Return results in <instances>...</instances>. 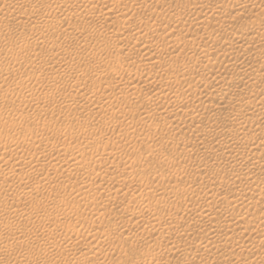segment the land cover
I'll return each mask as SVG.
<instances>
[{
    "label": "rangeland",
    "instance_id": "rangeland-1",
    "mask_svg": "<svg viewBox=\"0 0 264 264\" xmlns=\"http://www.w3.org/2000/svg\"><path fill=\"white\" fill-rule=\"evenodd\" d=\"M10 1V2H9ZM18 1H22L23 2V5L25 6H22L20 9L17 7L18 10L14 9L16 5H21L22 2H18ZM89 0H0V15L5 12L6 10L9 11L5 14H7L6 16H8V14H10L8 16V18L6 19H3L4 23L0 22V44L1 45H6V46H9L8 44L11 45L14 44L13 42H15V46L16 48L18 49H13L14 51H11V49L9 50L8 48L10 47H6L5 48L3 46H1V48L4 50H1L0 48V93H5L6 96L3 97L4 100L7 99V102L5 100H1L3 101L0 105V134L2 136V141H0V165L3 167H1L0 170L6 168L8 166V164L12 161H14L15 163H18L20 165H23V164H28L27 166H31L30 168H33V172H39V173H42L40 177V179H42V186L39 187V186H35L33 180H34V177H32V175H28L26 177V180H25V183L24 184H21V188H20V185H17L16 187L18 191H16L15 188V184H12V188L16 191V193H21L22 195H20V197L18 198V196H13V194L15 193L14 191H12V188L10 187V197L9 195L6 196L9 192V190L7 192H1L0 194L2 196H4V198L2 197V200H4L2 202L1 205L2 208L0 209V220L1 219H4L6 220V218L8 217V219L10 220L9 222L6 220H2V222L0 223V231L4 232V233H1L3 235H1V238L0 239V264H49L51 261L53 260H56L57 261H60L63 262L62 264H64L65 262H67V264H264V253H262L258 248H256L255 246H251V245H255V241L252 242V238L254 237V235L256 234L254 230H256V228L252 225L248 226L246 231L242 233V235L239 236V233H237V230H240V229H235V230H232L233 227H230L231 226V223H233L235 220L232 218L229 219L231 217V213H233V211H240V214L242 212V215H245L244 210L245 208V204L243 203L242 205H240V202H237L235 204H231L230 206H227L226 204H220V199L218 198H221V197H232V198H239V197H236V196H240L242 194L243 197H247V200H252V199H255L260 193L263 194V197H264V167L261 166V165H264V120L262 121V119H264V114L261 115L259 112H262L264 111V97H262L264 95V88L262 87V85L264 86V68H261L259 67V70L257 71H250V73H248L249 71L247 70L246 73H248L249 75H243L245 76V78L243 76L240 75V72L242 69L243 70H246L245 68L249 66L248 62H246L244 65L246 66H243L242 64V68L239 67V68H231L229 67V64L230 62H232L231 60L233 59L234 60V56L238 53H241L242 52V49L243 48H239L235 45L234 41L231 42L230 40H228L229 42H227L226 44H222L221 42L223 41L221 38H223V36H229V35H242L244 36V42H245V45L244 47L249 51V55L248 57L250 58V60H253L254 58H257V56L264 50V41L263 43L260 42V43H257L256 45V42L254 43H247L249 40L248 39H251L250 36H255L256 35H259L258 33H256V31H253L251 29H254V28H251L250 27V23L252 22V19L253 21L255 22H260V24H262L264 22V0L262 1H259L257 3H255L253 1H246L245 2V5L243 3V5H235L234 6V2L232 0H230L228 2V0H90V6H87L85 7L84 9L83 8H77L74 6V8L72 9L73 7V3L74 5H83L82 3H87ZM92 1V2H91ZM105 1V2H103ZM201 1V2H200ZM3 2V3H2ZM5 2V3H4ZM12 2V3H11ZM18 2V4H16ZM42 2V3H41ZM76 2V3H75ZM108 2V3H107ZM118 2H119V6L120 7V11L118 10L116 12L119 13L118 15V19L120 22H118L117 20L114 19V16H115V13L113 14H106V15H101V18L99 19V21H95L94 23V20L91 18V17H95L94 14H97V8L102 6V5H111L114 6V5H118ZM125 2V4H124ZM218 2V3H216ZM228 2V3H227ZM253 2V3H252ZM9 3V4H8ZM13 3H15V5H13ZM37 3V4H36ZM45 3V4H44ZM78 3H81V4H78ZM107 3V4H106ZM223 3V5H222ZM226 3V4H225ZM13 5V8L12 5ZM43 7H42V5ZM121 4V5H120ZM203 6L205 5L207 7L208 10H210L212 12V10L214 11L215 9V12L218 13V11H220V13H218L217 15H211V14H207V15H202L201 13H203L202 11L200 12L199 11V6L202 5ZM48 8H46L45 7ZM57 5L59 7H57ZM61 5V6H60ZM72 6L70 7L71 9H69V12L68 11V8L69 6ZM92 5V6H91ZM94 5V6H93ZM219 5V7H218ZM222 5V6H220ZM228 5V6H227ZM247 5V6H246ZM253 7H251V6ZM259 5V6H258ZM10 6V7H9ZM27 6V7H26ZM32 6V7H31ZM54 6V7H53ZM64 6V7H63ZM118 6V7H119ZM241 6V7H240ZM255 6V8H254ZM261 6V7H260ZM8 7V8H6ZM26 7V8H25ZM30 7V9H35L37 11V16H39L40 18L34 16V19L36 17V19L41 20L44 25H50L51 28H49L50 31H47L45 32V37L44 39L40 38L39 39V35H37V31H41V29H38V28H31V25L32 24V21H31V17L29 16L28 14V8ZM41 7V8H40ZM45 7V8H44ZM89 7V8H88ZM94 7V8H93ZM96 7V8H95ZM123 7V8H122ZM214 7V9H213ZM218 7V9H217ZM221 7V9H220ZM223 7V8H222ZM225 7V8H224ZM228 7V8H227ZM248 7V8H246ZM254 10V9H259V12L261 11L262 13H259L257 15H260L259 18L256 17L255 15L253 16H250L251 13L249 12L251 10V8ZM260 7V8H258ZM263 7V8H262ZM44 8V9H42ZM62 8V9H61ZM65 8V9H64ZM93 8V9H92ZM189 8V9H188ZM195 8V9H194ZM234 8V9H233ZM236 8V9H235ZM238 8V9H237ZM246 8V9H245ZM16 10L15 12L12 11V10ZM57 9V10H56ZM63 9L66 11H64V13L62 12ZM95 9V11L93 12V10ZM119 9V8H118ZM223 9V10H222ZM226 9V10H225ZM261 9V10H260ZM26 10V11H25ZM60 10V11H59ZM77 10V11H76ZM167 10V11H166ZM191 12H190V11ZM243 10V11H242ZM79 11V12H78ZM87 11V12H86ZM164 11H165V14H164ZM182 11V12H181ZM193 11V12H192ZM197 11V12H195ZM223 11V12H221ZM230 11V12H229ZM10 12H14V13H10ZM40 12V13H39ZM56 12H59V13H56ZM61 13H63L64 15H59ZM73 12V13H72ZM92 12V13H91ZM200 12V13H199ZM226 15H225V13ZM244 12V13H243ZM57 15H56V14ZM72 13V14H71ZM86 13V14H84ZM90 13V14H89ZM123 13V14H122ZM186 13V15H185ZM192 13V14H191ZM230 13V14H229ZM65 14H66V17H65ZM71 14V15H70ZM123 16H122V15ZM181 14V15H180ZM200 14V15H199ZM250 14V15H249ZM84 15V16H83ZM86 15V16H85ZM109 15V16H108ZM11 16V17H10ZM18 18H17V17ZM70 16V17H69ZM83 16V17H82ZM90 16V17H88ZM103 16V17H102ZM106 16V17H105ZM113 19L115 20H112V17ZM137 16V17H136ZM207 16V17H206ZM212 18H211V17ZM219 16V18L217 17ZM234 16V17H233ZM255 16V17H254ZM31 19H30V18ZM88 17V18H87ZM93 17V18H94ZM121 17V19L119 18ZM128 17V18H127ZM138 17H141L142 18V23H141V26H137L135 25L133 22L135 20V18H138ZM182 17V18H181ZM232 17V18H231ZM254 17V18H253ZM17 18V19H16ZM60 18V19H59ZM62 18H65V20L68 21L69 25V29L68 30H64V31H59L57 30V26L59 24L62 23ZM110 18V19H109ZM124 18V19H123ZM184 18V19H183ZM188 18V19H187ZM208 18V19H207ZM217 18V19H216ZM247 20H246V19ZM263 18V19H262ZM30 19V20H29ZM51 19V20H50ZM70 19V20H69ZM93 22H88L89 20H91ZM175 19L178 20H183L184 22H186L185 24V27H184V30L181 31L180 33H176L174 32L176 30V28H174L173 24L175 23ZM210 19V20H209ZM245 21H243V20ZM250 19V20H249ZM7 20V21H5ZM9 20V21H8ZM16 20V21H14ZM24 20V21H23ZM27 20V22H25ZM56 20V21H55ZM83 22H82V21ZM126 21L124 23V21ZM131 20V21H130ZM200 20V21H199ZM202 20V21H201ZM257 20V21H256ZM50 21H52L50 23ZM54 21V22H53ZM58 21V22H57ZM145 21V22H144ZM170 21V22H169ZM211 21V22H209ZM247 21V22H246ZM250 21V22H249ZM15 22V23H14ZM18 24H17V23ZM24 22V23H21ZM30 22V24L28 23ZM72 24H71V23ZM81 22V24L79 23ZM109 22V24H108ZM112 22V23H111ZM117 22V23H115ZM131 24H130V23ZM262 22V23H261ZM9 23V24H8ZM14 23V25H13ZM20 23V25H19ZM28 23V24H27ZM54 25H51L53 24ZM57 23V25H56ZM84 23V25H83ZM120 23V24H119ZM124 23V24H122ZM248 24V25H245V24ZM3 24V25H2ZM6 24V25H5ZM12 26H11V25ZM89 24V25H88ZM93 24V25H92ZM96 24V25H95ZM99 24V25H98ZM102 24V25H101ZM119 24V25H118ZM144 24V25H143ZM241 24V26H240ZM18 25V26H17ZM24 25V26H23ZM26 25H29V26H26ZM56 25V27H55ZM115 25V26H114ZM123 25V26H122ZM193 25V26H192ZM214 25V26H213ZM245 25V26H244ZM7 26V27H5ZM11 26V27H10ZM19 26H23V27H20ZM74 26V27H73ZM82 26H89V32H87L86 36L81 39V40H77L75 38V31L82 27ZM111 26V27H110ZM113 26V27H112ZM134 26V27H133ZM145 26V28H144ZM189 26V27H188ZM196 26V27H195ZM18 27V28H16ZM31 29H30V28ZM54 27V28H53ZM92 27V28H91ZM95 27L97 28L96 30L98 32H96L95 30ZM109 27V28H108ZM168 27V28H167ZM188 27V28H187ZM192 27V28H190ZM195 27V28H194ZM242 27H244L242 29ZM262 27V29H260V32H264V23L262 24V26H260V28ZM29 28V29H28ZM45 27H43L44 29ZM56 28V29H55ZM104 28V29H103ZM129 28V29H128ZM141 28V29H140ZM165 28V29H164ZM175 30H174V29ZM194 28V29H193ZM212 28V29H211ZM15 29V30H14ZM23 29V30H22ZM27 29V30H26ZM36 29V30H35ZM52 29V30H51ZM72 29V30H70ZM126 29V30H125ZM191 29V30H190ZM198 29V30H197ZM208 29V30H207ZM211 31H210V30ZM242 29V30H241ZM250 29V30H249ZM256 29V28H255ZM20 30V31H19ZM32 30V31H31ZM54 30V31H53ZM95 30V31H94ZM101 30V31H100ZM118 30V32H117ZM124 30V31H123ZM189 30V31H188ZM204 30V31H203ZM259 30V29H258ZM36 31V33L34 32ZM56 31V32H55ZM66 31V32H65ZM72 31V32H71ZM116 31V32H115ZM137 31V32H136ZM200 31V32H199ZM236 31V32H234ZM14 32V33H13ZM48 32H52L51 34L48 33ZM60 35H59V33ZM62 32V33H61ZM134 32V33H133ZM206 34H205V33ZM250 34H249V33ZM253 32V33H252ZM259 32V31H258ZM259 32V33H260ZM16 33V34H15ZM90 33V34H89ZM96 33V34H95ZM118 33V34H116ZM171 33V34H169ZM192 33V34H191ZM208 33V34H207ZM209 33L211 35H209ZM227 33V34H226ZM235 33V34H234ZM238 33V34H237ZM246 33V34H245ZM12 34V35H11ZM15 34V35H14ZM20 34V35H19ZM66 34V35H65ZM89 34V35H88ZM95 34V35H94ZM100 34V35H99ZM126 34V35H125ZM128 34V35H127ZM136 34V36L134 35ZM138 34V35H137ZM173 34V35H172ZM175 34V35H174ZM178 36H177V35ZM187 36H186V35ZM255 34V35H254ZM33 35V36H32ZM49 35V37H48ZM65 35V37H64ZM134 35V36H133ZM142 36L145 40V43L144 42H141L139 39L137 40V38H139L140 36ZM145 35L147 36L145 38ZM168 35V36H167ZM173 37H172V36ZM208 36V38H211L210 40L212 41H207V42H202V39L203 38L202 36ZM215 35V36H214ZM11 38H10V37ZM59 36V37H58ZM92 36V37H91ZM124 36V37H123ZM139 36V37H138ZM181 39H179L180 37ZM184 36V37H183ZM186 36V37H185ZM192 36V37H191ZM197 36V37H196ZM201 36V37H200ZM206 36V37H207ZM248 36V37H247ZM62 37V38H61ZM128 37V38H126ZM136 37V38H135ZM176 40H174L175 38ZM214 37V38H213ZM13 38V39H12ZM95 38V39H94ZM123 38V40H122ZM126 38V39H125ZM183 38V39H182ZM187 38V39H186ZM191 38V39H190ZM194 38V40H193ZM196 38V39H195ZM217 38L219 40H217ZM10 39V40H9ZM50 39V40H49ZM54 39V40H53ZM85 39V40H84ZM94 39V40H93ZM118 41H116V40ZM199 39V40H198ZM213 39H216L218 41V43L213 40ZM221 39V40H220ZM262 39V38H261ZM2 40V41H1ZM9 40V41H8ZM14 40V41H13ZM18 40V41H17ZM44 40V41H43ZM74 40V41H73ZM143 40V41H144ZM167 40V41H166ZM171 40V42H170ZM189 40V41H187ZM193 40V41H192ZM8 41V42H7ZM13 41V42H12ZM48 41V42H47ZM58 43H57V42ZM80 41V42H79ZM114 41V42H113ZM123 41V42H122ZM131 41V42H130ZM169 41V42H168ZM172 41L173 43H175V47L172 46ZM195 41V42H194ZM198 41H201V42H198ZM221 41V42H220ZM10 42V43H9ZM17 42V43H16ZM63 42V43H62ZM65 42V43H64ZM83 42V43H82ZM120 44H118V43ZM138 42H141V45L144 44V48H146V50L139 44H137ZM147 42V43H146ZM194 42V44H192ZM216 42V43H215ZM56 43V44H55ZM71 43V44H69ZM115 43V44H114ZM116 43L118 45H125L124 47L119 46V49H118V46L116 45ZM130 43V44H129ZM136 43V44H135ZM143 43V44H142ZM153 43V45H152ZM179 43V44H178ZM185 43V44H183ZM196 43V44H195ZM198 43V44H197ZM200 43V44H199ZM212 43V44H211ZM221 43V45H220ZM262 43V45H261ZM20 44H22L20 46ZM95 44V45H94ZM112 44V45H111ZM132 44V45H131ZM135 47H134V45ZM149 44V45H148ZM169 46H168V45ZM187 44V45H186ZM218 44V45H216ZM228 44V45H227ZM19 47H22V48H19ZM31 45V46H30ZM52 45V47H51ZM80 45V46H79ZM85 45V46H84ZM117 47H116V46ZM166 45V46H165ZM199 45V46H198ZM206 45V46H205ZM228 47H227V46ZM230 45V46H229ZM233 47H232V46ZM246 45H248L246 47ZM254 45V46H253ZM35 46V47H34ZM56 48H55V47ZM72 46V47H71ZM108 46V47H107ZM156 46V47H155ZM202 46V47H201ZM208 46V47H207ZM225 48H223V47ZM236 48H235V47ZM26 47V48H24ZM58 47V48H57ZM62 47V48H61ZM65 47V48H64ZM69 47V48H68ZM71 47V48H70ZM101 47V48H100ZM103 47V48H102ZM107 47V48H106ZM112 47V48H111ZM135 48L132 49V48ZM142 47V49H141ZM190 47V48H189ZM216 50H215V48ZM221 49H220V48ZM255 47V48H254ZM257 47V48H256ZM7 48V50H6ZM33 48V49H32ZM61 48V50H60ZM83 48V50L81 51L80 49ZM91 48V49H90ZM111 48V49H109ZM130 48L133 50L132 53H131V50ZM136 48L138 50H136ZM140 48V49H139ZM174 48V50H173ZM214 48V49H213ZM218 48V49H217ZM228 48V49H227ZM238 48V49H237ZM21 49V51H20ZM31 49V50H30ZM63 49V50H62ZM103 49V50H102ZM121 49V50H120ZM123 49V50H122ZM151 49V50H150ZM60 50V52H59ZM66 50V51H65ZM85 50V51H84ZM95 50V51H93ZM154 50V51H153ZM218 50V51H217ZM234 50V51H233ZM256 50V52H255ZM260 50V51H259ZM4 54H3V52ZM5 51H6V54H5ZM7 51H9L7 53ZM19 51V52H18ZM38 51V52H37ZM53 51V52H52ZM147 51V52H146ZM151 51V52H150ZM232 51V52H231ZM237 51V52H236ZM241 51V52H240ZM17 52V54L15 53ZM21 52V53H20ZM41 52V53H40ZM42 52L44 54H42ZM59 52V53H58ZM66 52V53H65ZM98 52V53H97ZM119 52V53H117ZM130 52V53H129ZM138 52V53H137ZM146 52V53H144ZM220 52V53H219ZM12 53V55H11ZM19 53V54H18ZM38 53V55H37ZM53 53V54H52ZM141 53V54H140ZM143 53V54H142ZM148 53V54H147ZM170 53V54H169ZM216 53V54H215ZM219 55H218V54ZM226 53V54H225ZM232 53V54H231ZM236 53V54H235ZM255 53V55L253 54ZM3 56H2V55ZM32 54L34 55V57L36 58V61H35V58L32 56ZM46 54V55H45ZM56 54V55H55ZM59 54V55H58ZM63 54V55H62ZM97 54H100V55H97ZM133 54V55H131ZM228 54V55H227ZM43 55V56H42ZM88 55V56H86ZM93 55V56H92ZM125 55V57H124ZM129 55V56H128ZM131 55V56H130ZM138 55V57H137ZM157 55V56H156ZM161 55V56H160ZM173 55V56H172ZM216 55V56H215ZM224 55V56H223ZM227 55V56H226ZM230 55L232 56L233 55V58L230 57ZM53 56V57H52ZM55 56V57H54ZM104 56V57H103ZM106 56V57H105ZM142 56V57H140ZM149 56V57H148ZM151 56V57H150ZM153 56V58H152ZM166 56V57H165ZM171 56V60L169 59ZM211 56V57H210ZM220 56V57H219ZM222 56L224 59H222ZM252 56V57H250ZM255 56V57H254ZM12 57V58H11ZM18 57V58H17ZM33 57V58H32ZM59 57V58H58ZM85 57V60L83 59ZM95 57V58H94ZM98 57V58H97ZM123 57V59H122ZM128 57V58H127ZM133 59H132V58ZM155 57V58H154ZM168 57V58H167ZM214 57V58H213ZM7 58V59H6ZM11 60H9V59ZM17 58V59H15ZM90 58V59H89ZM106 58V59H105ZM125 58V60H124ZM131 58V60H130ZM161 58V59H160ZM208 58H211V59H214V60H211V62H213L209 68L210 69H207V70H200L199 72L198 71H192L190 68L193 67V64L195 62V64H198L200 65V63L204 64L203 62L206 61V59ZM228 58H231V59H228ZM252 58V59H251ZM41 59V60H40ZM83 59V60H82ZM100 59V60H99ZM104 59V60H103ZM150 59V60H149ZM152 59H159L160 62L162 63V67H158V68H155V69H149L147 67H149V64L151 62ZM164 61H163V60ZM169 59V60H168ZM199 59V60H198ZM3 60V61H2ZM17 61V62H14V61ZM33 60V61H32ZM39 60V61H38ZM49 60V62H48ZM102 60V61H101ZM145 60V61H144ZM177 60V61H175ZM197 60V61H196ZM218 60V61H217ZM223 60V61H221ZM249 60V59H248ZM247 60V61H248ZM249 60V61H250ZM9 61V62H8ZM11 61V62H10ZM38 61V62H37ZM87 63H86V62ZM90 61V62H89ZM93 61V62H92ZM99 61V62H98ZM105 61H109V62H105ZM137 61V62H135ZM168 61V62H167ZM186 61V62H185ZM66 62V63H65ZM73 62V63H72ZM136 64H135V63ZM165 62V63H164ZM167 62V63H166ZM194 62V63H193ZM215 62V63H214ZM222 62V63H221ZM224 62V63H223ZM10 63V64H9ZM46 63V64H45ZM72 63V64H71ZM82 63V64H80ZM89 63V64H88ZM92 63V66L91 64ZM96 63V64H95ZM188 63V64H187ZM189 63H192V64H189ZM68 64V65H67ZM74 64V65H73ZM79 64V65H78ZM132 64V65H131ZM148 64V65H147ZM164 64V65H163ZM173 64V65H172ZM181 64V65H180ZM214 64V65H213ZM216 64V65H215ZM226 64V65H224ZM227 64H228V67H227ZM12 65L14 67H12ZM67 65V66H66ZM70 65V67H69ZM73 65V67H72ZM83 65V66H82ZM96 65V67H95ZM107 65V66H106ZM166 65V66H165ZM186 65V66H185ZM190 65V68L189 70L187 69ZM192 65V66H191ZM49 66V67H48ZM80 66V67H79ZM91 66V67H90ZM103 66V67H102ZM109 66V67H108ZM124 66V67H123ZM177 66V67H176ZM181 66V67H179ZM188 66V67H187ZM204 66H207V64H205ZM221 66V67H220ZM225 66V67H224ZM46 67V68H45ZM47 67H48V70H47ZM63 67V68H62ZM66 67V68H65ZM86 67V68H85ZM111 67V68H110ZM144 67V68H143ZM147 69H146V68ZM168 68V73L161 76L160 78L158 77H155L154 73L156 74L157 70L159 68ZM177 68L176 70L173 69V68ZM183 67V68H182ZM221 69H220V68ZM264 67V66H262ZM57 68V69H56ZM130 68V69H129ZM142 68V69H141ZM42 69V70H41ZM45 71H44V70ZM56 69V70H55ZM87 71H86V70ZM93 69V70H92ZM127 69V70H126ZM138 69V70H137ZM140 69V71H139ZM171 69V70H169ZM186 71H185V70ZM241 69V70H239ZM14 70V71H13ZM16 70V71H15ZM27 70V71H26ZM30 70H32L30 72ZM59 70V71H57ZM61 70V71H60ZM65 70V71H64ZM69 70H72V71H69ZM85 70V71H84ZM112 71V70H117V71H122V70H125V71H128V72H131L135 78L133 79V85L132 87H135L133 88V91H132V87H130L131 85L129 84L128 88L127 87V84H120L118 81H117V77H115L116 79H114L113 77V74L110 73L109 71ZM137 70V71H136ZM173 70V71H172ZM175 70V72H174ZM178 71L181 72L179 75L180 76H177L175 75L174 76V73H176ZM188 70V71H187ZM209 70H212L211 72ZM216 70V71H215ZM222 70V71H221ZM228 70V71H226ZM63 71V72H62ZM75 71V72H74ZM82 71V72H81ZM95 71V72H94ZM108 71L109 73L105 74V72ZM149 73L150 76L147 74ZM153 71V72H152ZM170 71V72H169ZM192 71V73H190ZM230 71V72H229ZM47 72V73H46ZM82 74H81V73ZM99 72V73H97ZM136 72V73H135ZM144 72V73H143ZM208 72V73H207ZM212 72H218L220 74V78L218 79V76L216 77V80H215V76H213ZM260 72V73H259ZM39 73V74H38ZM46 73V74H45ZM63 75H62V74ZM67 73V74H66ZM72 73V74H71ZM85 73V76L83 78V75ZM89 73V75L87 74ZM97 73V74H96ZM104 73L103 75H105V80L108 82V81H112L113 82H109L111 85V87L109 86V83L107 84V86L103 83V81L101 83L98 82L97 79H99V74H102ZM173 73V74H172ZM190 73V74H189ZM197 73V74H196ZM200 73V74H199ZM205 73V74H204ZM211 73V74H209ZM253 73H256V74H253ZM145 74V75H144ZM183 74L184 78L181 76ZM186 74V75H185ZM188 74V75H187ZM203 74V75H202ZM239 74V75H238ZM254 77H252V75ZM6 75V76H5ZM52 75V76H51ZM61 75V76H60ZM67 75V76H65ZM97 75V77H96ZM108 75V76H107ZM194 75V76H193ZM201 75V76H200ZM222 75V76H221ZM259 75V76H258ZM263 75V76H262ZM64 76V77H63ZM88 76V77H86ZM112 76V77H111ZM177 76V77H176ZM197 76V77H196ZM208 76V77H207ZM225 76V77H224ZM232 78H231V77ZM240 76V77H239ZM248 76V78H247ZM251 76V78H250ZM6 77V78H5ZM15 77H17L16 79H14ZM44 77V78H43ZM49 79H48V78ZM69 77H73L72 79L69 78ZM76 77V78H75ZM146 78L143 79V78ZM153 77V78H152ZM163 77V78H162ZM171 77V78H170ZM186 77V78H185ZM188 77V78H187ZM193 77V78H192ZM200 77V78H199ZM261 79H260V78ZM263 77V78H262ZM9 78V80L7 79ZM54 78V79H53ZM66 78H67V81H66ZM80 78V79H79ZM82 78V79H81ZM85 78H88V79H85ZM139 78V79H138ZM141 78V79H140ZM151 78V79H149ZM177 78V79H175ZM184 81H183V79ZM208 78V79H207ZM226 78V79H224ZM230 80H229V79ZM256 78V79H255ZM5 79V80H4ZM14 79V80H12ZM53 79V80H52ZM60 79V80H59ZM77 79H79L77 81ZM85 79V80H84ZM91 79V80H90ZM109 79V80H107ZM156 80L157 82H155L154 80ZM163 81H161V80ZM166 80V82L168 83H165L164 81ZM170 79V80H169ZM177 80V81H181L180 79H182V85H181V82L179 84V88L182 86L181 89L178 88V86L176 87H172L175 88L173 90H176V92L178 93V95L175 93V91H173L172 89H170L171 85H170V81L171 80ZM186 79V80H185ZM188 79V80H187ZM199 79V80H198ZM205 79V80H204ZM224 79V80H223ZM246 79V80H245ZM248 79V80H247ZM252 79V80H251ZM3 80V81H2ZM47 80V81H46ZM48 80L50 81L48 83ZM58 80V82H57ZM74 82H73V81ZM84 80V81H83ZM87 80V82H86ZM190 80V81H189ZM192 80V81H191ZM197 80H198V83H197ZM213 80V81H211ZM220 80V81H219ZM234 80V82H233ZM242 80V81H241ZM245 80V81H244ZM13 81V83H12ZM17 81V82H16ZM71 81V82H70ZM80 81V82H79ZM94 81V82H93ZM97 81V82H96ZM152 81V82H151ZM154 81V83H153ZM188 81V82H187ZM203 81V82H202ZM208 81V82H207ZM218 83H216V82ZM233 83H232V82ZM256 83H255V82ZM261 81V82H260ZM3 82V84H2ZM9 82V83H8ZM47 82V83H46ZM62 82V83H61ZM66 82V83H65ZM68 82V83H67ZM82 82H83V85H82ZM93 82V83H92ZM116 82V84L114 83ZM163 82V83H162ZM190 82V84H188ZM200 82V84H199ZM225 82V83H224ZM228 82V83H227ZM230 82V83H229ZM249 82V83H248ZM8 83V84H7ZM52 85H51V84ZM53 83H54V86H53ZM61 83V84H59ZM64 83V84H63ZM73 83V85H72ZM79 83V84H78ZM119 83V85H118ZM147 83V84H145ZM223 83V84H222ZM248 83V84H247ZM253 83V84H252ZM50 86H48V85ZM66 84V85H65ZM69 84V85H68ZM71 84V85H70ZM95 84V85H93ZM150 84V85H149ZM185 86H184V85ZM194 84V85H193ZM196 84V86H195ZM199 84V85H197ZM208 84V85H207ZM210 84V85H209ZM226 84V85H225ZM233 84V85H232ZM256 84V85H255ZM4 85V86H2ZM16 85V86H15ZM46 85V86H45ZM60 85V86H59ZM81 86V87H78L77 86ZM85 85V86H84ZM94 87H93V86ZM102 85V86H101ZM104 85V86H103ZM116 85L117 87H121L123 89H118V88H114L113 86ZM124 85V86H123ZM126 85V86H125ZM149 85V86H148ZM155 85V86H153ZM189 85V86H188ZM206 87H205V86ZM236 85V86H235ZM250 85V86H249ZM255 85V86H253ZM261 85V86H260ZM45 86V87H44ZM72 86V87H71ZM191 88H196L197 90L199 89H203L202 91L203 92H214L216 90V93L218 94L219 93V89L223 91H225L226 93V90L225 88L223 89V87H226L227 89V93H226V96H230L236 103L235 105L236 106H233L232 108H234L233 110L237 109L238 107H240L241 109H249V106H250V110L251 112H247V111H250V110H246L245 113L241 114L239 113L237 110L235 111H232L231 109H228L227 108V112H226V108H223L224 104L225 103H217L218 104V110H211L210 111V103H207L206 101H203L202 98H199V97H193L191 96V94L189 95H186L188 98L183 99V96H181L182 98H180V93L182 91L183 88L186 87V89H188V87ZM50 87V89H48ZM58 87V88H57ZM61 87V89H60ZM106 87V88H105ZM125 87V89H124ZM130 90H126L127 88ZM140 87V88H139ZM204 87H205V90H204ZM220 87V88H219ZM5 88V89H4ZM57 88V89H56ZM72 90H70V89ZM80 88V89H79ZM88 88V90H87ZM91 88V89H90ZM99 88V89H98ZM111 88V90H109ZM153 88V89H152ZM177 88V89H176ZM245 88V89H244ZM253 91L256 90H259V92H263L261 95H259L257 98L253 99V100H249L247 95H250L251 94V91L252 89ZM48 89V90H47ZM114 89V90H113ZM142 89V90H141ZM231 93H229V91ZM232 91H231V90ZM242 89V90H241ZM247 89V90H246ZM251 89V90H250ZM9 90V91H8ZM17 90V91H16ZM46 90V91H45ZM53 90V91H52ZM59 90V91H58ZM61 90V91H60ZM77 90V92H76ZM120 90V92H119ZM135 90V91H134ZM140 90V91H139ZM180 90V91H179ZM209 90V91H208ZM213 90V91H211ZM244 90V91H243ZM263 90V91H262ZM14 91V92H13ZM18 91L21 93H18ZM43 93H42V92ZM94 95V100L91 102H88L85 101V100H80L78 99L80 97V95H82L83 93L87 94V93H91V92ZM111 91V92H110ZM115 91V92H114ZM117 91V92H116ZM123 91V92H122ZM129 93L130 97L129 99H123V97H121L120 95L122 93H125V92ZM137 91V92H136ZM142 91H153L154 94L152 96H146L144 97L143 96V92ZM157 91V92H156ZM172 91V92H171ZM246 91H247V94H246ZM56 92V94H55ZM58 92V94H57ZM81 92V93H80ZM102 92V93H100ZM106 92V93H105ZM110 92V93H109ZM135 92V93H134ZM139 92V93H138ZM163 92V93H162ZM172 93L173 92L175 93V95H177V99L175 98V103L176 104V107L178 106V104L180 106L177 107V109L174 111H168L166 112L165 109L161 112H159V109L157 110V112H159L157 115H161L160 117L164 116V118H161L164 122H162V120H160V123L158 122V118L155 114L154 115H147L145 113H143V108H146L147 106H151V107H154V108H161L159 107L160 106H163L164 104L161 103V101H158L159 99L156 98V96L158 95H161V94H166V93ZM47 93V94H46ZM69 93V95L67 96V94ZM91 93V94H92ZM100 93V94H99ZM126 93V94H127ZM134 95H133V94ZM141 93V94H140ZM229 93V94H228ZM234 93V94H233ZM236 93V94H235ZM241 93V94H240ZM243 93V94H242ZM45 94V95H44ZM51 94V95H50ZM53 94V95H52ZM54 94H55V97L54 98ZM70 94L72 95H76L75 97L73 96V98L76 99L77 97V101L76 103L73 102V99L72 101L70 100L71 97H70ZM108 95V96H105V95ZM113 94V95H112ZM115 94V95H114ZM137 94V96H136ZM228 94V95H227ZM233 94V95H232ZM50 95V96H49ZM58 95V96H57ZM99 95V96H98ZM219 95V94H218ZM232 95V96H231ZM245 95V96H244ZM11 96V97H10ZM64 96H66V100H64ZM102 96V97H101ZM103 96H105L106 98H103ZM112 96V97H111ZM134 96V97H133ZM155 96V97H154ZM191 98H190V97ZM228 96V97H229ZM241 96V97H240ZM244 96V98H243ZM19 97V98H18ZM21 97V98H20ZM48 97V98H47ZM50 97V98H49ZM142 97V98H140ZM247 97V98H246ZM53 98V99H51ZM63 98V100H62ZM112 98H113V102L112 101ZM133 98V99H132ZM139 98V99H138ZM145 98V99H144ZM150 98V99H149ZM190 98V100H189ZM195 98V100H194ZM199 98V99H198ZM237 98V99H236ZM11 99V100H10ZM14 99V100H13ZM47 99H49V103H51L52 101L54 103H51L49 104L48 106L47 105H44V101H46ZM52 101H51V100ZM57 99V100H56ZM115 99V100H114ZM135 99V100H134ZM179 99V100H178ZM183 99V100H181ZM198 101H197V100ZM240 99L242 101H240ZM245 99L251 101L250 103L248 102L247 103V100L245 101ZM25 100V101H24ZM30 102H29V101ZM101 100V101H100ZM134 100V101H133ZM150 100V101H149ZM228 100V99H225V101ZM239 100V101H238ZM0 101V102H1ZM23 101V103H22ZM27 101L29 103H27ZM57 101V102H55ZM61 101V102H60ZM85 101V102H84ZM100 101V102H99ZM107 101H111L109 102V104L107 103ZM128 101V102H127ZM132 101V102H130ZM137 101V102H135ZM145 101V102H143ZM149 101V102H147ZM179 101V103H178ZM253 101V102H252ZM59 102V103H58ZM73 102V103H72ZM104 102V103H103ZM135 102V103H133ZM139 102H142L144 103L142 105V103H139ZM174 102V101H173ZM186 102V103H184ZM200 102V103H199ZM238 102V103H237ZM240 102V103H239ZM259 104H257V103ZM262 102V103H261ZM5 103V104H4ZM22 103V104H21ZM108 105H107V104ZM181 103V104H180ZM199 103V105H198ZM21 104V105H20ZM57 104V106H56ZM93 104V106H92ZM104 104V105H103ZM112 104V105H111ZM116 104V106H115ZM125 104H128L125 106ZM151 104V105H150ZM153 104V105H152ZM155 104V105H154ZM162 104V105H161ZM187 104V105H186ZM243 105L242 107L241 106H238V105ZM248 104V105H247ZM256 104V105H255ZM64 105V106H63ZM70 105V106H69ZM77 105V106H76ZM121 107H120V106ZM134 105V106H133ZM136 105V107H135ZM182 105V107H181ZM185 105V106H184ZM205 105V106H204ZM223 105V106H221ZM247 105V106H245ZM38 106V107H36ZM55 108H54V107ZM67 106V107H66ZM91 106V107H89ZM207 106V107H206ZM222 108H221V107ZM254 106L256 109H258V111H253L254 109ZM257 106V107H256ZM263 106V107H262ZM42 109H41V108ZM46 109H45V108ZM48 107V108H47ZM51 107V108H50ZM72 107V108H71ZM100 107V109H99ZM111 108L113 109L112 111H110L111 109H108ZM124 107V108H123ZM141 109H140V108ZM220 107V109H219ZM226 107V105L224 106ZM260 107V108H258ZM262 107V108H261ZM2 108V109H1ZM39 108V110H38ZM50 108V109H49ZM98 108V109H97ZM129 108V109H127ZM136 108V109H135ZM181 108V109H180ZM196 108V109H195ZM204 110H203V109ZM253 108V109H251ZM34 109V110H33ZM45 109V111H44ZM48 109V111H47ZM52 109V110H51ZM82 109V111H81ZM96 109V110H95ZM117 109V110H116ZM132 111H131V110ZM143 109V110H142ZM200 110V111H207L208 112V116H207V112H205V114H203V116L206 118L204 119V117L202 119H204V121H198V117H199V120L201 119L200 115L194 117V114L195 113H192L194 110ZM260 109V110H259ZM36 110V111H35ZM38 110V111H37ZM59 110V111H58ZM85 110V111H84ZM88 110V111H87ZM100 110V111H99ZM110 111L111 115L110 116H121V114H123L124 112L127 113V111L129 110L130 114L129 116V121L127 119V122L122 125L121 127L116 124L115 126V123L114 125L111 124L110 125V122L107 121V123L104 121L103 123V120L101 121V117L99 116V114H96V113H101L103 111ZM115 110V111H114ZM125 110V111H123ZM136 110V111H134ZM183 110V112H182ZM186 110V111H184ZM223 110V111H222ZM231 110L232 113L234 112L235 114H232L230 112L229 114V111ZM262 110V111H261ZM8 111V112H7ZM10 111V112H9ZM75 111V112H73ZM128 111V112H129ZM140 111V112H138ZM178 111H179V114H178ZM237 111V112H236ZM16 112V113H14ZM81 112V113H79ZM87 112V114H86ZM95 112V113H94ZM122 112V113H121ZM136 112V113H135ZM174 112V114L172 113ZM182 112V113H181ZM186 112V113H185ZM3 113V114H2ZM22 113V114H21ZM93 113V114H92ZM118 113H121V114H118ZM153 112H151L152 114ZM181 113V114H180ZM211 113V114H210ZM239 113V114H237ZM250 115H248V114ZM251 113V114H250ZM255 113H258L257 114V117L256 119H253L255 118ZM20 114V115H19ZM25 114V115H24ZM31 114V115H30ZM34 114V115H33ZM48 114V115H47ZM52 114V115H51ZM58 114V115H57ZM61 114V115H60ZM64 114V115H63ZM67 114V115H66ZM96 114V115H94ZM141 114V115H140ZM145 114V115H144ZM177 114V115H176ZM228 114V115H227ZM255 114V115H254ZM8 115V116H7ZM12 115V116H11ZM46 115V116H45ZM50 115V117H49ZM66 115V116H65ZM71 115V116H70ZM143 115V116H142ZM184 117H183V116ZM192 115V116H191ZM219 115V116H218ZM225 115V117H224ZM238 115V116H236ZM243 117L242 118V121L246 122V120H249V124L246 126V128H244L243 130L241 128L237 129L235 126H233L234 124L232 123V125L230 124L233 120L235 121V119L237 118L238 120H241L240 119V116ZM247 117H246V116ZM26 116V117H25ZM29 116V117H28ZM74 116V117H73ZM79 116V117H78ZM82 116V117H81ZM89 116V117H88ZM175 116V117H174ZM188 116L190 118H188ZM207 116V117H206ZM254 116V117H253ZM13 117V118H12ZM17 117V118H16ZM22 117V118H21ZM38 117L40 118L38 120ZM69 117V119H68ZM72 117V118H71ZM78 117V118H77ZM81 117V118H80ZM100 117V119L98 118ZM134 117V118H133ZM144 117V118H143ZM157 117V118H156ZM167 117V118H166ZM178 117V118H177ZM183 117V119H182ZM187 117V118H186ZM217 117V118H216ZM249 117V118H248ZM252 117V118H250ZM258 117H260V119H258ZM262 117V119H261ZM24 118V119H23ZM28 118V120H26ZM49 118V119H48ZM66 118V119H65ZM139 118V119H137ZM152 118V119H151ZM227 118V119H226ZM232 118V119H231ZM235 118V119H234ZM248 118V119H247ZM15 119V120H14ZM21 119V120H20ZM35 119V120H34ZM65 119V120H64ZM77 119V120H76ZM85 119V120H84ZM157 119V120H156ZM178 119L179 122H178ZM187 119V120H186ZM193 119V120H192ZM215 122H214V120ZM245 119V120H244ZM251 119L253 121H255L253 123V121H251ZM26 120V121H25ZM70 120V121H69ZM90 120V121H89ZM142 120V121H141ZM165 120H168L169 123H167V121ZM175 120V121H174ZM232 120V121H231ZM258 120H261L260 122ZM44 121V123H43ZM82 124H81V122ZM98 121V122H97ZM144 121V122H143ZM154 121V122H152ZM198 121V123L196 122ZM207 121V123H206ZM220 121V122H219ZM228 121V122H227ZM59 122V123H58ZM77 122V123H76ZM138 122V123H137ZM174 122V123H173ZM184 122V123H183ZM213 122L215 124H213ZM216 122H218L216 124ZM227 122V124H226ZM230 122V123H229ZM259 122L258 124L261 125L260 128H258V126H256L254 128V126L256 125V123ZM37 123V124H36ZM43 123V124H42ZM46 123V125H45ZM65 123V124H64ZM79 123V124H78ZM109 123V124H108ZM155 123L157 125H155ZM176 123H179V124H176ZM200 123V124H199ZM206 123V124H205ZM209 123V124H208ZM225 123V124H224ZM230 125H229V124ZM32 124V125H31ZM63 124V125H62ZM96 124V125H95ZM101 124V125H100ZM145 124V125H144ZM159 124V125H158ZM184 124V125H183ZM199 124V125H198ZM208 124V125H207ZM214 127L217 126V127H214V129L211 128V126ZM218 124H220V128L218 126ZM251 124V126H250ZM26 125V126H25ZM50 125V126H49ZM60 125V126H58ZM82 125V126H81ZM88 125V126H87ZM94 125V126H93ZM110 125V127H109ZM131 125V126H130ZM140 125L141 128H139L138 126V129H137V126ZM144 125V126H142ZM165 125V126H164ZM186 125V126H185ZM201 127L200 129H198L199 127ZM205 127H202L204 126ZM229 125V126H228ZM254 125V126H253ZM3 126V127H2ZM9 126V127H8ZM22 126V127H21ZM38 126V127H36ZM43 126V127H42ZM62 126H65L62 128ZM86 128H85V127ZM99 126V127H98ZM104 126H107L106 128ZM130 126V127H129ZM136 126V127H135ZM151 126V127H149ZM158 126V127H157ZM171 126V127H170ZM208 126V127H207ZM222 126V127H221ZM228 126V127H227ZM231 126V127H230ZM249 126V127H248ZM253 126V127H252ZM15 127V128H14ZM28 127L30 129H28ZM36 127V128H35ZM42 127V128H41ZM79 127V128H78ZM103 127V128H102ZM129 127V128H128ZM168 127V128H167ZM182 129H181V128ZM197 127V128H196ZM209 129H207V128ZM5 128V129H4ZM13 128V129H12ZM22 130H20V129ZM39 128V129H38ZM44 128V129H43ZM52 128H56V129H52ZM78 131H77V129ZM81 128V129H80ZM96 128V129H95ZM125 129L123 131V129ZM146 128V130H145ZM196 128V129H195ZM206 128V129H204ZM216 128V129H215ZM229 128V130L227 129ZM230 128H234L233 130L230 129ZM248 128V129H247ZM251 131H250V129ZM253 128V129H252ZM9 129V130H8ZM25 129V130H24ZM33 129V130H32ZM41 129V130H40ZM62 129V130H61ZM94 129V130H92ZM98 129V130H97ZM101 129V130H100ZM118 129V131H117ZM135 129V130H134ZM140 129V130H139ZM163 129H167L169 131H171V136L169 135V137H165L164 140L163 139H158V134L159 132H161ZM186 129V130H185ZM197 129L200 131L197 132ZM221 129V130H220ZM224 129V130H223ZM226 129V130H225ZM237 129V130H236ZM243 131H241V130ZM260 131H259V130ZM4 130V131H3ZM12 133H11V131ZM31 130V132H30ZM61 131V132H58ZM71 130V131H70ZM81 130V131H80ZM115 132H114V131ZM139 130V131H138ZM156 130L158 132H156ZM161 130V131H160ZM191 132H190V131ZM204 131V133L202 131ZM205 130H208V131H205ZM219 130V131H217ZM234 132V134L232 133V131ZM247 130H249L247 132ZM3 131V132H2ZM44 131V132H43ZM73 131V132H72ZM97 131L99 134H97ZM103 131V132H102ZM105 131V133H104ZM112 131V132H111ZM133 131V132H132ZM142 131V132H141ZM225 131V132H224ZM230 133H229V132ZM238 131V133H237ZM258 131V132H257ZM5 132V133H4ZM27 132V133H26ZM48 132V133H47ZM72 132V133H71ZM74 132H83V134H85V136L87 137H84V140L83 139H74L72 140V135ZM96 132V133H95ZM117 132V133H116ZM125 132V134H124ZM131 132V133H130ZM156 132V134H155ZM175 133V135L173 133ZM242 132V133H241ZM246 132V133H245ZM3 133V134H2ZM24 135V137L26 138H23L22 135ZM24 133V134H23ZM26 133V135H25ZM52 133L53 136H52ZM65 133V134H64ZM71 133V135H70ZM91 133V134H90ZM107 133V134H106ZM134 133L136 135H134ZM197 133V134H196ZM222 133V134H220ZM235 133H237L238 135H236ZM240 133V134H239ZM243 133H245V135H243ZM19 134V136H18ZM44 134V135H43ZM58 136H57V135ZM90 134V135H89ZM93 134V135H92ZM112 134H114V136L117 138L115 139L114 136H112ZM120 134V135H118ZM132 134V136H131ZM191 134V135H190ZM203 134V135H202ZM218 134V136H217ZM219 134H220V137H219ZM225 134V135H224ZM242 134V137L240 138ZM10 135V137H9ZM13 135V136H12ZM28 135V136H27ZM31 135V136H30ZM47 135V136H45ZM111 135V136H110ZM156 135V136H155ZM174 135V136H173ZM181 135V136H179ZM182 135L185 137H182ZM195 135V136H194ZM199 137H198V136ZM201 135V136H200ZM209 135V136H208ZM215 135V136H214ZM224 135V136H223ZM251 135V136H250ZM263 135V136H262ZM38 136V137H37ZM43 136V137H42ZM45 136V137H44ZM66 138H65V137ZM71 136V137H70ZM95 136V138H94ZM102 136V137H101ZM109 136V138H108ZM127 136V138H126ZM155 136V137H154ZM188 136V137H187ZM190 136V137H189ZM247 138H246V137ZM254 136V137H253ZM8 137V138H7ZM12 137H15L14 139ZM33 137V138H32ZM41 137V138H40ZM56 137V138H55ZM60 137V138H59ZM64 137V138H63ZM89 137V139H87ZM98 137V138H96ZM101 137V138H100ZM108 138L107 140L105 138ZM112 137V138H111ZM129 137V138H128ZM150 137V138H149ZM176 137V138H175ZM179 140V143H178V140L177 139H180ZM198 137V138H197ZM203 137V138H202ZM211 137V138H209ZM226 137L227 138H230L229 140L227 139H224ZM232 137V139H231ZM236 137V138H235ZM245 139H244V138ZM251 137V138H250ZM6 138V139H5ZM19 138V139H18ZM71 138V139H70ZM123 138V139H122ZM149 138V139H147ZM154 138V139H153ZM202 138V142L200 141V139ZM219 138V140H218ZM253 138V139H252ZM258 138V139H256ZM9 139V140H7ZM13 139V140H12ZM18 139V140H17ZM23 139V140H21ZM29 139V140H28ZM58 139V140H57ZM94 139L97 141H95L94 143ZM111 139V140H110ZM114 139V140H113ZM131 139V140H129ZM157 139V140H156ZM176 139V140H174ZM198 139V140H197ZM214 139V140H213ZM236 139V141L234 140ZM244 139V140H243ZM249 139V140H247ZM262 139V140H261ZM12 140V142H14L15 145H13V143L10 141ZM33 140V141H32ZM35 140V141H34ZM37 140V141H36ZM92 140H93V143H92ZM155 141V143H158V148L152 152L153 154H150V153H147V150H144L141 146L144 147V141L145 143H147L148 141ZM160 140V142H158ZM196 140V141H195ZM216 140V142H215ZM222 140V141H221ZM231 140V142H230ZM262 142H260V141ZM6 141V142H5ZM10 141V142H9ZM29 141V142H28ZM46 141V142H45ZM63 141V142H62ZM65 141V142H64ZM71 141V142H70ZM78 141V142H77ZM121 141V142H120ZM124 141V142H123ZM128 141V142H126ZM135 141V142H134ZM147 141V142H146ZM150 141V142H151ZM193 141V142H191ZM225 141H229L230 143V146L227 145L228 143L225 142ZM234 141V142H233ZM242 142L241 144H236L237 142ZM255 143H254V142ZM16 142V143H15ZM18 142V143H17ZM37 142V143H36ZM43 142V143H42ZM62 142V143H61ZM75 142V143H74ZM87 142H90V143H87ZM114 142V143H113ZM116 142V143H115ZM131 144H130V143ZM134 142V143H133ZM139 142V143H138ZM198 142V143H195ZM207 142V143H206ZM234 144H233V143ZM257 142L258 143H261V144H258L257 145ZM4 143V144H3ZM6 143V145H5ZM10 143V144H9ZM12 143V144H11ZM26 143V144H24ZM30 143V144H29ZM87 143V144H86ZM119 145L122 144V147H118L119 148V152L118 150L116 149V145ZM204 146H203V144ZM219 143V144H218ZM244 143V144H243ZM40 144V145H38ZM89 144V145H88ZM106 144V145H105ZM115 144V145H113ZM124 144V145H123ZM175 144V145H174ZM207 144V145H206ZM216 144V145H214ZM243 144V146H241ZM246 144V145H245ZM247 144H248V147H247ZM257 145V146H254V145ZM25 145H26V148H25ZM34 147H33V146ZM39 147L37 148L36 147ZM45 145V147H44ZM48 145V146H47ZM64 145V146H63ZM71 147H70V146ZM92 145V146H91ZM114 147H113V146ZM135 145V146H134ZM162 145V147H161ZM188 145V146H187ZM200 145V146H199ZM202 145V147H201ZM220 145V146H219ZM223 145V147H222ZM225 145V146H224ZM228 146V149H227V146ZM236 150H239L236 154V152H234V149ZM234 145L236 147H234ZM240 145V147H239ZM9 146V147H8ZM16 146V147H15ZM32 146V147H31ZM61 146V147H60ZM77 146V147H76ZM78 146H79V149H78ZM86 146V148H85ZM89 146V148H88ZM99 146V147H98ZM102 146V147H101ZM112 146V148H111ZM129 146V147H128ZM138 146V147H136ZM172 146V147H171ZM198 146V147H196ZM212 146V147H211ZM215 146V147H213ZM218 146V147H216ZM250 146L252 148H250ZM254 146V147H253ZM260 146V147H258ZM6 147V148H5ZM15 147V148H14ZM28 147V148H27ZM44 147V148H43ZM49 147V148H48ZM51 147V149H50ZM65 150H64V148ZM92 147V148H91ZM128 149H127V148ZM140 147V148H139ZM183 147V148H181ZM186 147V148H185ZM222 147V148H220ZM226 147V149H225ZM229 147H231L232 149H230ZM240 149H239V148ZM244 147V148H243ZM263 147V148H261ZM9 148V149H7ZM35 148V149H34ZM62 148V149H61ZM67 148V149H66ZM71 148H73L71 151ZM94 148V150H91V149ZM98 148V149H97ZM104 148V149H103ZM108 148V149H107ZM120 148L122 150H120ZM138 148V149H137ZM173 148V149H172ZM191 150H189V149ZM218 148V149H217ZM243 151H242V149ZM248 148V149H247ZM250 148V149H249ZM255 148V149H254ZM259 151H258V149ZM12 149V153H9ZM18 149V151H17ZM20 149V150H19ZM39 149V150H38ZM48 151H46V150ZM75 149H78L76 151H74ZM103 149V150H102ZM111 149V150H110ZM143 149V150H142ZM182 149L184 151H182ZM211 149V150H210ZM220 149V150H219ZM37 150L39 153H37ZM43 150V151H42ZM65 151V154L63 153ZM68 150V151H67ZM80 150V151H79ZM105 150V151H104ZM126 150V151H125ZM136 150V151H135ZM142 150V151H140ZM177 150V151H176ZM189 150V151H188ZM196 150V152H194ZM200 152H199V151ZM217 150H219V152L221 151V153H219ZM226 151L225 153H222L223 151ZM227 150H230L231 152L233 151L235 154H234V157H232L233 155V152L230 153L229 151ZM241 150V151H240ZM253 150V152H252ZM262 150V151H260ZM51 151V152H50ZM55 151V152H54ZM67 151V152H66ZM70 151V152H69ZM92 151V152H91ZM115 151V152H113ZM117 151V153H116ZM121 151V152H120ZM131 151V152H130ZM139 152L142 153L143 151V155H136L135 157V161L140 163L139 164V168L140 167H143L144 169L141 171L139 168H137L136 171H134L133 174H130L128 172H130V169L129 167H125V164L128 165V163H125V162H128L129 159H133V157L131 156L133 154V152ZM146 151V152H145ZM157 151V152H156ZM3 152V153H2ZM28 152V153H27ZM94 152V153H93ZM106 152V154H105ZM125 152V153H124ZM128 152V153H127ZM168 152V153H167ZM172 152V153H171ZM187 152V153H186ZM216 152L218 154H216ZM230 154V158L226 157L227 155H224V154ZM255 152V153H254ZM262 152L261 156L260 153ZM29 153H30V156H29ZM43 153V154H42ZM48 153V154H47ZM52 155H51V154ZM59 153H61L59 155ZM74 153V154H73ZM102 153V154H101ZM114 153V154H112ZM116 153L117 156H114ZM159 153V154H158ZM162 153V154H160ZM198 153H200L201 155H199ZM207 153V154H206ZM240 155H239V154ZM250 153V154H248ZM254 153V154H253ZM258 155H257V154ZM7 156H6V155ZM34 154V155H33ZM56 157H54V155ZM71 154V155H70ZM96 154V155H95ZM98 154V155H97ZM100 154V155H99ZM122 154V155H120ZM125 154V155H124ZM128 154V156H127ZM157 154V155H156ZM177 154V155H176ZM190 154V155H189ZM193 154V155H192ZM204 156H203V155ZM207 157H206V155ZM228 154V155H229ZM3 155V156H2ZM13 155V156H12ZM26 155V157H25ZM33 155V156H32ZM38 155V156H37ZM44 157H43V156ZM75 155H77L75 157ZM145 155V156H144ZM154 155V156H153ZM163 155V156H162ZM168 155V156H167ZM187 155V156H186ZM236 155V156H235ZM239 155V156H238ZM244 155V156H243ZM6 156V157H5ZM16 156V158L14 157ZM32 156V157H31ZM59 156V157H58ZM109 156V157H108ZM125 156V157H124ZM142 156V157H141ZM190 156V157H189ZM197 156L199 158H202L203 156V159L202 160V163H201V160H197L199 158H197ZM211 156V157H210ZM238 156V157H237ZM9 157V158H8ZM11 157V158H10ZM52 157V158H51ZM75 157V158H73ZM88 157V158H86ZM113 157V158H112ZM122 157V158H121ZM138 157V158H137ZM141 157V158H139ZM153 157V158H151ZM167 157L168 159L164 160V158ZM172 157V159H171ZM175 157V158H174ZM181 157L180 159L177 158ZM194 157H195V160H194ZM209 157V158H208ZM216 157V158H215ZM223 157V158H222ZM226 157V158H225ZM237 157V158H236ZM240 157V158H239ZM243 157V158H242ZM258 157V158H257ZM260 157V158H259ZM3 158V160H1ZM27 158V159H26ZM30 158H31V161H30ZM64 158V159H62ZM73 158V159H72ZM84 158V159H82ZM90 158V159H89ZM93 158V159H92ZM105 158V159H104ZM108 158V159H107ZM116 158V159H115ZM146 158V159H145ZM163 158V159H162ZM186 160H185V159ZM235 159V161L233 159ZM250 158V160L248 159ZM15 159V160H14ZM51 159V160H50ZM69 159V161H68ZM75 159H77V161L81 162L82 160H85V159H89L91 161H94L102 164V167L103 169L106 167H110V166H113V164H115L114 166H117L119 167V173L117 172L116 176L115 177H111L112 175H106L105 177V183L103 181V184L101 185L102 187L97 189V185L98 184H101L99 182V180L101 181V176L104 175L103 174V171H99V170H93L92 171V168H89L87 170H85L86 172V179L88 180H79V178H76V175L79 173V170H78V166H80L81 164L77 161H75ZM81 159V160H79ZM111 159H115V160H111ZM128 159V160H127ZM146 161H145V160ZM149 159V161H148ZM193 161H192V160ZM211 159V160H210ZM230 159V160H229ZM8 160V161H7ZM56 160V161H55ZM102 160V161H101ZM118 160V161H117ZM154 160V161H153ZM157 160V161H156ZM161 160V162H160ZM164 160V161H163ZM167 160H169L167 162ZM172 160V161H171ZM180 160V161H179ZM191 160V162L189 163V161ZM226 160V161H225ZM231 160L233 162H231ZM253 160V161H252ZM258 163H256L257 161ZM22 161V162H21ZM30 164H29V162ZM48 161V162H47ZM54 161V162H53ZM107 161V162H106ZM152 161V162H151ZM156 161V162H155ZM230 161V163H229ZM237 161L239 163H237ZM263 161V162H262ZM35 162V163H34ZM44 162H46V164H44ZM71 162V163H70ZM73 162V163H72ZM77 162V163H76ZM116 162V163H115ZM121 162V164H120ZM146 162V163H145ZM149 162V164H148ZM165 162V163H164ZM177 162V163H175ZM227 162V163H226ZM254 162V163H253ZM7 163V164H6ZM42 163V164H40ZM53 163V164H52ZM65 163V164H63ZM67 163V164H66ZM106 163V164H105ZM113 163V164H112ZM119 163V164H118ZM151 163V164H150ZM155 163V164H154ZM161 163V164H160ZM241 163V164H240ZM242 163H245L242 165ZM249 163V164H248ZM256 163V164H255ZM5 164V165H4ZM55 164V166H54ZM76 164V166L74 165ZM80 164V165H79ZM105 167H104V165ZM112 164V165H111ZM142 164V165H141ZM146 164H148L147 166H145ZM172 164H175V165H172ZM180 164V166H179ZM184 164V165H183ZM196 164V165H195ZM200 164V165H198ZM232 164V165H231ZM234 164V165H233ZM235 164H236V167H235ZM252 164V165H251ZM261 164V165H260ZM33 165V166H32ZM40 165V167H39ZM66 167H64V166ZM141 165V166H140ZM144 165V166H143ZM159 165V166H158ZM161 165V166H160ZM171 165V166H170ZM187 165V167H186ZM190 165V166H189ZM193 165V166H192ZM230 167H229V166ZM242 165V168L240 169ZM245 165V166H244ZM250 166L251 165V169L248 171L246 169L247 166ZM35 166L36 167V170H35ZM59 166V167H58ZM164 166V167H163ZM197 166V167H195ZM204 166V167H203ZM257 166V167H256ZM260 166V167H259ZM42 167V168H41ZM47 167V168H46ZM68 167V168H67ZM71 167V168H70ZM124 167V169L122 168ZM147 167V169H146ZM196 168L198 170H208L209 173L211 172L210 170H212V172L210 173L211 175V178L210 180H207V182L209 184H206L207 182H205V178H192L193 181H190V187L188 186L189 184H187V182H185L184 184V180L182 179L181 181V177L180 179L177 178L179 177V175L177 174L178 172H176L177 169L179 168ZM221 167V168H220ZM234 167V168H233ZM239 167V168H238ZM245 167V168H244ZM256 167V169L254 168ZM259 167V168H258ZM50 168V169H48ZM52 168V169H51ZM56 170H55V169ZM76 168V169H75ZM172 168V169H171ZM176 168V169H175ZM206 168V169H205ZM224 168V169H223ZM258 168V169H257ZM45 171H44V170ZM64 169V171H63ZM70 169V171H69ZM72 169V170H71ZM75 169V170H74ZM122 169V170H121ZM150 169V170H149ZM169 169V170H168ZM222 169V170H221ZM237 169V170H236ZM244 169L245 170V173L244 174ZM254 169V170H253ZM35 170V171H34ZM39 170V171H38ZM43 170V172H41ZM52 170V171H51ZM55 170V171H54ZM141 172H140V171ZM148 170V172H147ZM171 170V171H170ZM206 170V171H207ZM243 172L240 173L241 171ZM263 170V171H262ZM50 171V172H49ZM61 171V172H60ZM69 171V172H68ZM77 171V172H76ZM89 171V172H88ZM144 171V172H143ZM207 171V172H208ZM215 171V173H213ZM217 171V172H216ZM239 171V172H237ZM252 171V172H251ZM258 171V172H257ZM17 172V171H16ZM56 172V173H55ZM60 172V173H59ZM68 172V173H67ZM125 172V173H124ZM174 174H173V173ZM251 172V173H250ZM261 172V173H260ZM48 173V174H47ZM122 173V174H121ZM138 173V174H137ZM140 173V174H139ZM172 173V174H171ZM218 175H217V174ZM225 173V175H223ZM234 173V174H233ZM236 173V174H235ZM44 174V175H43ZM127 174V175H126ZM137 174V175H135ZM146 174V175H145ZM152 174V175H151ZM159 174V175H158ZM162 174V176H161ZM216 174V175H215ZM227 174V175H226ZM230 174V175H229ZM51 175H54V176H51ZM59 175V176H58ZM92 175V176H91ZM96 175V177L94 178V176ZM99 175V176H98ZM101 175V176H100ZM118 175V176H117ZM132 175H134L133 177H144V181H148V183L152 180L153 181V176L154 177H161L165 182H167L168 184H179L177 185L178 187L182 185V187L180 188H184V191L186 192L188 187V191H191L193 190V188L195 189L197 186H198V189L196 188V190L193 192L194 193V198L192 197L193 201H189L187 200V202L189 204H192V203H195V205L192 204V206H203V204L207 201V204L208 203V200L210 202L209 205H212V206H205L204 204V208L206 207H209L211 208L212 210H214V213L215 215L218 214L221 215L220 216V221L218 220L219 217L216 215V217L214 218V222H212L210 224V227H212V225H217L216 226H213V227L210 229L209 226H206L207 223H208V220L204 217L205 214L207 213H201L202 209L198 212V215L199 213L201 214L200 216L197 215V212L195 214V216H193L188 210L187 208L189 206H186L187 202H184L182 201V198L184 196L181 195V193H178V195L176 196H171L169 197L170 195L168 196H164L163 199L164 201L162 200L163 202V205H162V202H158V204H156L157 206L159 205L158 210L157 209V206L155 205V209L157 211H159L160 213H163L165 212V210H168L169 208H173V206L176 204V206H174L175 208H177V210L179 212H184V213H188L191 217H195L194 220L192 218H188L189 216L188 215H183L184 218H187L189 219L188 222L186 221H180L178 223H173V224H170L169 226L167 225L168 229H166V231L169 233V231L171 232L170 234H168L167 232H164V234H160L162 236H160L159 234H153V233H150L152 231H148V230H140L142 227V225H147L146 221H140L138 222V219L136 221L135 218L132 217L131 213L134 211L136 212L137 210H140V208H142V204L140 202L141 198H140V194L141 192L139 191V194H134V197L135 199L131 198L132 196H128V195H124V196H121L123 198L120 197L119 198H116L113 199L112 201L110 200H107V202L109 203V205H107L105 199L101 196L103 194L102 191L104 192H107L108 193V190L110 191L111 188L115 187L116 184H124L122 186V188L124 189L123 191L126 190V186L129 185V181L132 177ZM142 175V176H141ZM170 175V176H169ZM177 175V176H175ZM215 176L219 177V176H222V177H225L227 179H225V181H228L229 183H231L229 185L228 182H222L221 184L217 181V179H215ZM242 175H243V178L244 177H248L247 179H243L242 178ZM250 175V176H249ZM48 176V177H47ZM50 176V177H49ZM56 176V179L54 178ZM61 176V177H60ZM63 176V177H62ZM78 176V175H77ZM98 176V177H97ZM129 176V177H127ZM172 176V177H171ZM205 176V175H204ZM227 176V177H226ZM234 176V177H233ZM28 177H30V180L28 179ZM60 177V178H59ZM109 177V178H108ZM118 177V178H117ZM148 177V178H147ZM167 177V178H166ZM171 177V178H170ZM176 177V179H175ZM203 177V176H202ZM216 177V178H217ZM250 177V178H249ZM64 178V179H63ZM101 178V179H100ZM108 178V179H107ZM118 180H117V179ZM129 178V179H128ZM150 178V179H149ZM212 178L214 180H212ZM258 178V180H257ZM263 178V179H262ZM51 179V180H50ZM55 179V180H54ZM63 179V180H62ZM78 179V180H77ZM111 179V180H110ZM126 179V181H125ZM148 179V180H147ZM174 179V180H173ZM181 181V185H180V181ZM206 179H208V177H206ZM234 179V180H233ZM254 179V180H253ZM261 179V180H260ZM54 180V181H52ZM76 180V181H75ZM114 180V181H113ZM117 180V181H116ZM191 180V179H190ZM199 180H203L202 182H199ZM213 181V184L215 186V190H214V186H212L213 184L212 181ZM247 180V181H246ZM260 180V181H259ZM1 181V180H0ZM58 181V182H57ZM85 181V182H84ZM87 181V182H86ZM95 181V182H94ZM109 181V182H108ZM111 181V182H110ZM151 181V182H152ZM178 183H176V182ZM210 181V182H209ZM216 181V183H215ZM263 181V183H262ZM51 182V183H50ZM68 182V183H67ZM79 182V183H78ZM94 182V183H93ZM99 182V183H98ZM247 182V183H246ZM31 183V184H30ZM34 183V184H33ZM43 183L45 184L43 186ZM73 184L72 185H68V184ZM77 183V184H75ZM88 183V184H87ZM91 183V184H90ZM93 183V184H92ZM98 183V184H97ZM183 183V184H182ZM194 183V184H193ZM203 183V184H202ZM205 183V184H204ZM233 183V184H232ZM235 183V184H234ZM1 184V183H0ZM67 184V185H66ZM151 184V183H150ZM194 186H193V185ZM196 184V185H195ZM223 184H225L223 186ZM226 184H228L226 186ZM238 184V185H237ZM32 185V186H31ZM51 185V186H50ZM58 185V186H57ZM75 185V186H74ZM78 185V186H77ZM81 187V192L78 190L80 187ZM83 187H82V186ZM96 185V186H95ZM107 185V186H106ZM110 185V186H109ZM113 187H112V186ZM192 185V186H191ZM202 185V187H201ZM203 185H206V186H203ZM209 185V187L212 188V190H210L211 188L207 187ZM263 185V186H262ZM14 186V187H13ZM35 186V188H34ZM56 186V187H55ZM69 188H68V187ZM94 186V187H93ZM149 186V185H148ZM145 188L147 190L151 189V187L148 188ZM184 186V187H183ZM188 186V187H187ZM196 186V187H195ZM200 186V187H199ZM226 186V187H225ZM231 186H233L234 189L231 190ZM261 186V188H260ZM25 187V188H24ZM39 187V188H38ZM53 187V188H52ZM59 189H58V188ZM86 187V188H85ZM92 187V188H91ZM146 187V186H145ZM187 187V189H186ZM193 187V188H192ZM206 187V188H205ZM218 187V188H217ZM225 189H224V188ZM228 187V188H227ZM231 187V188H230ZM243 187V188H242ZM259 187V188H258ZM27 188V189H26ZM29 188V189H28ZM45 188V189H44ZM49 188V189H48ZM72 188V189H71ZM74 188V189H73ZM86 190H85V189ZM91 188V189H89ZM105 188V189H104ZM110 188V189H109ZM144 188V186L142 187ZM200 188H201V191H200ZM210 190V192L208 191V189ZM225 191H223L222 190ZM38 189V190H36ZM53 189V190H52ZM62 189V190H61ZM68 189V191L66 190ZM87 189L89 192H87ZM97 189V190H96ZM204 189V190H203ZM207 189V191L205 190ZM229 191H228V190ZM241 189V190H240ZM36 190V191H35ZM70 190H72L70 192ZM84 192H83V191ZM100 190H101V193L100 194ZM107 190V191H106ZM199 190V192H198ZM20 191H23V192H20ZM27 191V192H26ZM34 191V192H33ZM46 191V192H45ZM54 191V192H53ZM86 191V192H85ZM206 191L207 192V195L203 194L204 192ZM212 191L214 193H212ZM218 191H219V194H218ZM238 191V192H237ZM247 191V192H246ZM261 191V192H259ZM60 195H59V193ZM66 192V194H65ZM77 192V194H76ZM201 192V193H200ZM203 192V193H202ZM205 192V193H206ZM3 193V194H2ZM7 193V194H6ZM15 193V194H16ZM29 195H27V194ZM50 193V194H49ZM89 193V194H88ZM98 193H99V196H100V199L105 203H103L101 200H100V204L98 203L99 202V196H98ZM189 193V192H188ZM197 193V194H196ZM208 193H212V196L214 194V196L216 194V198L214 197V203L212 202V196L210 198V195ZM232 195H231V194ZM238 195H237V194ZM241 193V194H239ZM245 193V194H244ZM6 194V195H5ZM24 194H26L24 196ZM95 194V195H94ZM204 195V197H207L206 199L202 198V196L200 195ZM223 194V195H222ZM228 194H230V196H228ZM234 194V195H233ZM236 194V196H235ZM0 195V196H1ZM12 195V196H11ZM77 195V196H76ZM88 195V197H87ZM136 195V196H135ZM140 195V196H138ZM188 195V194H187ZM209 195V197H208ZM248 195V196H247ZM7 198H6V197ZM32 196V197H31ZM46 196V198L44 197ZM91 196V197H90ZM95 198H94V197ZM96 196L98 198H96ZM182 196V197H181ZM219 196V197H217ZM240 196V198L242 197ZM12 197V199H11ZM14 197V199H13ZM17 197V198H16ZM27 197V198H25ZM84 198L81 199V198ZM88 199L86 201V198ZM128 197V199H127ZM175 197V199H174ZM181 197V198H180ZM197 197V198H195ZM201 197V198H200ZM9 198V199H8ZM33 198V199H32ZM137 198V199H136ZM172 198V199H171ZM7 199V200H6ZM18 201H17V200ZM32 199V200H30ZM50 199V200H49ZM67 199V200H66ZM81 199V200H80ZM126 199V200H125ZM133 199V201H132ZM140 199V200H139ZM171 199V200H169ZM188 199H191V197L189 196ZM201 201H200V200ZM217 199H218V202H217ZM246 199V198H245ZM1 200V198H0ZM120 200V201H119ZM122 200V201H121ZM125 200V201H124ZM131 200V201H128ZM136 200V201H134ZM194 200H198L196 202H194ZM211 200V201H210ZM6 201V202H5ZM11 201V202H10ZM90 201V202H89ZM93 201V202H92ZM117 201V202H116ZM139 201V202H138ZM182 201V202H181ZM204 201V202H203ZM5 202V203H4ZM134 202H137L136 204ZM180 202V204H179ZM201 202V204H200ZM245 202V201H244ZM11 203V204H10ZM13 203V204H12ZM50 203V204H49ZM92 203V204H90ZM113 203V204H112ZM126 203H130L128 205H126ZM134 203V204H133ZM165 203V204H164ZM173 203V204H171ZM183 203V204H182ZM186 203V204H185ZM239 203V206H237ZM5 204V205H4ZM49 204V205H48ZM103 206H102V205ZM161 204V205H160ZM182 204V205H181ZM200 204V205H198ZM214 204V206H213ZM217 204V205H216ZM262 204L263 206H261L262 208L261 211H264V198H262ZM0 205V206H1ZM106 205V206H104ZM112 205V206H111ZM165 205V206H164ZM224 205L222 208V210L220 209L221 206ZM244 205V206H243ZM10 206V207H9ZM50 206H52L50 208ZM56 206V208H55ZM115 206V207H114ZM127 206V207H126ZM162 206V207H161ZM172 206V207H171ZM219 206V207H218ZM54 207V209H52ZM105 207V208H104ZM125 207V208H124ZM184 207L186 208V211L184 209ZM64 208V209H63ZM111 208V209H110ZM117 208V209H116ZM165 208V209H164ZM184 210H183V209ZM190 208V207H189ZM203 208V210H204ZM217 208V209H216ZM230 208V209H229ZM237 208V209H236ZM62 209V210H61ZM112 209H115V210H112ZM120 209V210H119ZM124 209V210H123ZM130 210L129 212H125V210ZM162 209V210H161ZM174 209V208H173ZM207 209V208H206ZM218 209H220V211H218ZM232 209V210H231ZM239 209V210H238ZM263 209V210H262ZM57 210V212H56ZM64 210V211H63ZM112 210V211H111ZM120 212H119V211ZM123 212H122V211ZM176 210V209H175ZM223 210L225 212H223ZM62 211V212H60ZM98 213H97V212ZM220 212V213H216V212ZM231 211V212H230ZM3 212V213H2ZM91 212V213H90ZM95 212V213H94ZM100 212V214H99ZM113 212V214L111 213ZM222 212V213H221ZM2 213V214H1ZM12 215H11V214ZM63 215H62V214ZM83 214V216H85L86 219L88 220H85V223L80 226L81 228L79 230H75V231H70V232H64L61 230H53V224L54 223H57L58 221H65V222H70V220H72L76 214ZM87 213V214H86ZM111 213V214H110ZM120 215H119V214ZM124 213V214H123ZM229 216H228V214ZM96 214V215H95ZM98 214V215H97ZM110 214V215H109ZM129 214L131 215L130 217L133 219V221H131V219L129 220ZM227 214V215H226ZM88 215V216H87ZM91 215V216H90ZM95 215V216H94ZM100 215V216H99ZM125 215V216H124ZM197 215V216H196ZM225 215V216H224ZM23 216V217H22ZM59 218H57V217ZM61 216V217H60ZM63 216V217H62ZM87 216V217H86ZM93 216V218L96 217V219H93L95 221L92 222V219L91 217ZM99 216V217H98ZM2 217V218H1ZM202 217V218H201ZM245 217V216H244ZM253 217V216H252ZM24 218H27L28 219V222L27 224H24ZM48 218V219H47ZM186 218V219H187ZM200 218V219H199ZM218 218V219H217ZM231 223L229 224L230 221ZM21 219V220H20ZM55 219V220H54ZM63 219V220H62ZM99 219V221H98ZM191 219V221H190ZM217 219V220H216ZM241 218V220H237L241 225H243L244 221L246 220V218ZM20 220V221H19ZM126 222H125V221ZM149 220V219H148ZM198 221V224H197V221H196V224L195 225V222L193 223V227L192 224L190 222H193V221ZM227 220V221H226ZM15 221V222H14ZM50 221V222H48ZM138 222L139 225L136 224H131L133 222ZM190 221V222H189ZM202 221V222H201ZM6 222V223H4ZM14 222V223H13ZM20 224H19V223ZM95 222V223H94ZM125 222V224H123ZM130 222V223H128ZM134 222V223H135ZM201 223V226H200V223ZM243 222V223H242ZM26 223V222H25ZM88 223V224H87ZM122 225H121V224ZM143 223V224H142ZM153 222H150L149 224H151ZM226 223V225L224 224ZM228 223V224H227ZM128 224V226H127ZM141 224V226H140ZM156 224V223H155ZM163 224V223H162ZM179 224V225H178ZM205 224V225H204ZM219 224V225H218ZM10 225V226H9ZM14 225V226H13ZM18 225V226H17ZM50 225V226H49ZM117 225V226H116ZM132 228H131V226ZM135 225V227H134ZM137 225V226H136ZM172 225V228L170 227ZM185 225V226H184ZM188 225V226H187ZM204 225V226H203ZM209 225V223H208ZM230 225V226H228ZM239 225V224H238ZM236 226V227H240L241 225L239 226ZM13 226V227H12ZM139 226L141 228H139ZM161 226L160 225H155V229L156 231H161V228L159 229V227ZM197 226H199L197 228ZM219 226V227H218ZM228 226V227H226ZM5 229H4V228ZM7 227V228H6ZM9 227H12L11 230H9L10 228ZM18 227V228H17ZM20 227V228H19ZM88 228L89 227V230H90V234H87V232H85L86 230L84 228ZM126 227V229L124 230V228ZM130 229L128 231V229ZM130 227V228H129ZM134 227V228H133ZM164 227V225H163ZM166 227V228H167ZM170 227V229H169ZM191 227V228H190ZM195 227V228H194ZM224 227V228H223ZM254 227V229H253ZM53 230V235H54V238H50L48 239L47 238V235H46V232L49 231V230ZM138 228V229H137ZM175 228V229H174ZM183 228V230H182ZM194 228V229H193ZM202 230L200 231L199 229ZM216 228V230H215ZM218 228V229H217ZM221 228V229H220ZM229 228V229H228ZM232 228V229H231ZM252 228V229H251ZM8 229V230H6ZM22 229V230H21ZM24 229V230H23ZM44 229V230H43ZM84 229V230H83ZM122 229V230H121ZM132 229V230H131ZM136 229V230H135ZM159 229V230H158ZM198 229V230H197ZM206 229V231L204 230ZM207 229H209L207 232ZM231 229V230H230ZM18 230V231H16ZM43 230V231H42ZM118 230V231H117ZM127 230V231H126ZM138 230V231H137ZM187 233H186V231ZM230 232H229V231ZM6 231V232H5ZM78 231V232H77ZM176 231V232H175ZM184 231V232H183ZM203 231V232H202ZM221 231V232H219ZM224 231L226 233H224ZM14 232V233H13ZM23 232V233H22ZM44 232V233H43ZM65 234H64V233ZM74 232V233H73ZM83 232V233H82ZM120 232V233H119ZM123 232V233H121ZM135 232V233H134ZM146 232V233H145ZM154 232V231H153ZM191 232V233H189ZM216 232V233H215ZM235 232V233H234ZM251 232V233H250ZM254 234H253V233ZM7 233V234H6ZM11 233V234H10ZM40 235H39V234ZM43 233V234H42ZM60 233H61V236H60ZM71 233V234H70ZM79 233V234H78ZM83 235H82V234ZM142 233V234H140ZM177 233V234H176ZM189 233V234H188ZM224 233V234H222ZM237 233V234H236ZM74 236H73V235ZM78 234V236L76 235ZM133 234V235H132ZM148 234V235H147ZM178 235V238H182L180 240V242L178 243V241H176L177 239H175V235ZM184 234V235H183ZM226 234V235H225ZM235 234V235H233ZM245 234V235H244ZM253 234V235H252ZM4 235H7V236H4ZM11 235V236H10ZM18 237V239L16 238V236ZM43 235V236H42ZM66 235V236H65ZM80 235V236H79ZM170 235V237H169ZM213 235V236H212ZM224 235V236H223ZM60 236V239H58ZM70 238H69V237ZM73 238H72V237ZM146 236V237H145ZM148 236V237H147ZM150 236V237H149ZM160 236V237H159ZM167 236V237H166ZM185 236V237H184ZM216 236V237H215ZM226 236V237H225ZM231 236H233L232 240H231ZM251 236V237H249ZM6 237V238H5ZM21 237V238H20ZM42 237V238H41ZM46 237V238H45ZM62 237V238H61ZM76 239H75V238ZM79 237V238H78ZM85 237V238H84ZM163 237V238H162ZM214 237V238H213ZM227 237H229L228 239H226ZM234 237L236 239H239L234 241ZM245 237V238H244ZM10 238V239H9ZM15 238V239H13ZM24 238V239H23ZM57 238V239H56ZM67 238V239H66ZM166 238V239H165ZM188 238V239H187ZM7 239V240H6ZM21 239V240H20ZM28 239V240H26ZM30 239V240H29ZM65 239V240H64ZM74 239V240H73ZM80 239V240H78ZM85 239V240H84ZM170 239V240H169ZM214 239V240H213ZM216 239V240H215ZM244 241H243V240ZM248 239V240H247ZM19 240V241H18ZM26 242H25V241ZM46 240V241H45ZM62 240V242H61ZM76 240V241H75ZM187 240H188V244H187ZM221 240V241H220ZM224 240V241H223ZM227 240V242H226ZM250 240V241H249ZM3 241V242H1ZM16 241V243H15ZM30 241V242H29ZM42 243H41V242ZM78 241V244L76 243ZM81 241V242H80ZM171 241V242H170ZM174 241V243H173ZM14 242V243H13ZM21 242V243H20ZM23 242V244H22ZM57 242V243H56ZM73 242V243H72ZM80 242V244H79ZM91 243H94L96 244V248L95 249H92V251L90 250L89 251V245ZM147 242V243H146ZM177 242V243H176ZM225 242V243H224ZM251 244H250V243ZM45 243V244H44ZM47 243V244H46ZM55 243V244H54ZM61 245H60V244ZM98 243V244H97ZM154 243V244H153ZM157 243V244H156ZM176 243V244H175ZM243 243V244H242ZM26 244V245H25ZM41 244V245H40ZM65 244V245H64ZM75 244V245H74ZM152 244V245H151ZM205 244H209V245H212L211 247V250L210 248L207 250V248L205 247ZM216 244V245H215ZM230 244V245H229ZM233 244V245H231ZM239 244V245H238ZM250 244V245H249ZM25 245V246H24ZM28 245V246H27ZM64 245V247H63ZM72 245V246H71ZM100 246V248L102 249V252L104 251V249L108 248L110 249L109 250H106L105 251H108L106 255H102V252L101 254H98L100 252V248L98 246ZM186 245V246H185ZM204 245V246H203ZM219 245V246H217ZM221 245V246H220ZM225 245V246H224ZM236 245V246H235ZM245 245V246H244ZM247 245V246H246ZM2 246V248H1ZM6 246V247H5ZM11 246V247H10ZM70 246V247H69ZM80 246V247H79ZM107 246V247H106ZM146 246H148L146 248ZM150 246V248H149ZM164 246V247H163ZM168 246V247H167ZM173 246H176V247H173ZM203 246V248H202ZM228 246V247H227ZM241 246V247H240ZM251 246V247H250ZM74 247V248H72ZM82 247V248H81ZM113 247V248H112ZM116 247V248H115ZM223 247V248H222ZM9 249L7 251V249ZM12 248V249H11ZM41 248V249H40ZM45 248V249H44ZM88 248V249H87ZM156 248V249H155ZM169 248V249H168ZM206 248V249H205ZM220 248V250H219ZM254 250H253V249ZM47 249V250H46ZM98 249V251L96 250ZM118 249V250H117ZM151 252H150V250ZM153 249V250H152ZM168 249V250H167ZM222 249V250H221ZM234 249V250H233ZM249 249L253 250V251H250ZM39 250V251H38ZM74 250V252H73ZM96 250V251H95ZM112 250V251H111ZM159 252H158V251ZM226 250V251H225ZM243 250V251H242ZM256 250V251H255ZM259 250V251H257ZM3 251V252H2ZM6 251V252H5ZM80 251V252H79ZM95 251V252H93ZM115 251V252H113ZM145 251V252H144ZM210 251V252H209ZM215 251V252H214ZM247 251V252H246ZM84 252V253H83ZM87 252V253H86ZM97 252V254H96ZM111 252V253H110ZM150 252V253H149ZM156 252V253H155ZM164 252V253H163ZM229 252V253H228ZM231 252V253H230ZM235 252V253H234ZM246 252V253H245ZM252 252V253H251ZM260 252V253H259ZM5 253V254H4ZM69 253V254H67ZM89 253V254H88ZM115 253V254H114ZM152 253H155V254H152ZM161 253V254H160ZM194 253V254H193ZM222 253V254H221ZM228 253V254H227ZM255 253H258L260 254L259 255H256ZM42 254V255H41ZM56 254V255H54ZM84 254V255H83ZM114 254V255H113ZM149 254V255H147ZM160 254V255H159ZM223 255V259L219 260L217 259L216 255ZM231 254V255H230ZM233 254V255H232ZM236 254V256H235ZM242 254V255H241ZM78 255V257H77ZM81 255V256H80ZM97 257H96V256ZM101 255V256H100ZM117 257H116V256ZM158 255V256H157ZM250 255V256H248ZM39 256V257H37ZM65 256H67L65 258ZM71 256V257H69ZM80 256V257H79ZM107 256V258H106ZM262 256V257H261ZM35 257V258H34ZM82 257V259H81ZM84 257V258H83ZM99 257V258H98ZM157 257V258H156ZM233 257V258H232ZM253 257V258H252ZM38 258V259H37ZM52 258V259H51ZM54 258V259H53ZM56 258V259H55ZM72 258V259H71ZM76 258V259H75ZM104 258H106L104 260ZM214 258V259H213ZM232 258V259H231ZM246 258V259H244ZM249 258V259H248ZM35 259V260H34ZM40 259V260H39ZM61 259V260H60ZM65 259L67 261H65ZM74 259L76 261H74ZM78 259V260H77ZM85 259V260H84ZM88 259V260H87ZM98 259V260H97ZM227 259V260H226ZM236 259V260H235ZM240 260V262L238 260ZM254 259V260H252ZM261 259V260H260ZM35 262H34V261ZM39 260V261H38ZM47 260V262H45ZM51 260V261H50ZM64 260V261H63ZM71 260V261H70ZM81 260V262H80ZM118 260V261H117ZM120 260V261H119ZM218 260V261H217ZM250 260V261H249ZM50 261V262H49ZM73 261V262H72ZM78 261V263H77ZM100 261V262H99ZM236 261V262H235ZM248 261V262H247ZM256 261V262H255ZM34 262V263H33ZM228 262V263H227ZM251 262V263H250Z\"/></svg>",
    "mask_w": 264,
    "mask_h": 264
},
{
    "label": "bare ground",
    "instance_id": "bare-ground-1",
    "mask_svg": "<svg viewBox=\"0 0 264 264\" xmlns=\"http://www.w3.org/2000/svg\"><path fill=\"white\" fill-rule=\"evenodd\" d=\"M41 1H42V0H41ZM78 1H79V0H78ZM92 1H93V0H92ZM92 1H91V2H92ZM105 1H106V0H105ZM105 1H103V2H105ZM118 1H119V0H118ZM120 1H121V0H120ZM123 1H124V0H123ZM229 1H230V0H228V2H229ZM232 1L234 2V6L237 5V7H238V5H241V6H242L243 3H244V5H245V2H246V1H253V0H232ZM259 1H262V0H255L254 2L257 3V2H259ZM9 2H10V1H9ZM18 2H20V1H18ZM18 2H17L16 4H18ZM21 2H22V1H21ZM21 2H20V3H21ZM86 2H87V1H86ZM89 2H90V0H89L87 3H82L83 5H76V4L74 5V3H73V7L68 5L69 8H68V11H67V12H69V9H71L70 7H72V9H73L74 6L77 7L78 9H79V8H80V9H81V8L84 9V8L87 7V6H90V3H89ZM98 2H99V0H98ZM200 2H201V1H200ZM228 2H227V3H228ZM262 2H263V1H262ZM2 3H3V2H2ZM4 3H5V2H4ZM11 3H12V2H11ZM41 3H42V2H41ZM75 3H76V2H75ZM107 3H108V2H107ZM107 3H106V4H107ZM216 3H218V2H216ZM246 3H247V2H246ZM252 3H253V2H252ZM259 3H260V2H259ZM263 3H264V2H263ZM8 4H9V3H8ZM36 4H37V3H36ZM44 4H45V3H44ZM78 4H81V3H78ZM124 4H125V2H124ZM225 4H226V3H225ZM260 4H261V3H260ZM11 5H12V4H11ZM13 5H15V3H13ZM13 5H12L11 8H13ZM41 5H42V4H41ZM120 5H121V4H120ZM222 5H223V3H222ZM222 5H220V6H222ZM244 5H243V6H244ZM22 6H25V5H23V2H22L21 5H16L14 9L18 10L17 7L20 9ZM60 6H61V5H60ZM91 6H92V5H91ZM93 6H94V5H93ZM118 6H119V2H118V5L116 4V5H114V6H112V4H111V5H102V6H100V7H98V8L96 9L97 12H98L97 14H94V13H93V15H95V17L93 16L94 18H93V17H91V18L94 20V23H95L96 20L99 21V19L101 18V15H106V14H113V13H115L114 19L117 20L118 22H120L119 19H118V16H119L118 14H119V13L116 14V12H117L118 10L120 11V7H121V6H119V7H118ZM227 6H228V5H227ZM241 6H240V7H241ZM246 6H247V5H246ZM250 6H251V5H250ZM258 6H259V5H258ZM9 7H10V6H9ZM26 7H27V6H26ZM26 7H25V8H26ZM31 7H32V6H31ZM42 7H43V5H42ZM45 7H46V5H45ZM45 7H44V8H45ZM53 7H54V6H53ZM57 7H59V6L57 5ZM63 7H64V6H63ZM218 7H219V5H218ZM218 7H217V9H218ZM251 7H253V6H251ZM251 7H250V8H251ZM260 7H261V6H260ZM260 7H258V8H260ZM6 8H8V7H6ZM40 8H41V7H40ZM44 8H42V9H44ZM46 8H47V7H46ZM88 8H89V7H88ZM93 8H94V7H93ZM93 8H92V9H93ZM95 8H96V7H95ZM118 8H119V9H118ZM122 8H123V7H122ZM198 8H199V11H200V12H201V11L203 12V13H201L202 15L211 14V15L213 16L214 14L217 15L218 13H220V11H218V13H216L214 7H213L214 11L212 10V12H211L210 10L207 9V7H206L205 5L203 6V4L200 5ZM222 8H223V7H222ZM224 8H225V7H224ZM227 8H228V7H227ZM238 8H239V7H238ZM238 8H237V9H238ZM246 8H248V7H246ZM246 8H245V9H246ZM254 8H255V6H254ZM262 8H263V7H262ZM35 9H37V8H35ZM35 9H30V7L28 8V14H29V16L32 18V19H31V18L29 17V18L31 19V21H32V24H30V22H28V23L31 25V28H35V27H36V28H38V29H41V31H37V35L40 36L39 39H40V38H42V39L46 38V39H47V37H45V36H46V35H45V32L50 31L49 28H51L52 26L50 27L49 23H48V25L45 26L44 23H43L42 21H40L42 18H41L40 20L36 19V17L40 18V17H39L40 15L37 16L38 14H37V11H36ZM47 9H48V8H47ZM61 9H62V8H61ZM64 9H65V8H64ZM64 9H63V11H62L63 13H64V11H65ZM85 9H86V8H85ZM188 9H189V8H188ZM194 9H195V8H194ZM220 9H221V7H220ZM233 9H234V8H233ZM235 9H236V8H235ZM11 10H12V9H11ZM16 10H15V11H16ZM56 10H57V9H56ZM222 10H223V9H222ZM225 10H226V9H225ZM260 10H261V9H260ZM6 11H7V10H6ZM6 11L3 12V13L0 15V22L2 21V22L4 23L3 19L8 18V16L10 15V14H8V16H6V15H7V14H5ZM9 11H10V10H9ZM9 11H7V12H9ZM12 11H14V10H12ZM15 11H14V12H15ZM25 11H26V10H25ZM59 11H60V10H59ZM76 11H77V10H76ZM94 11H95V9L93 10V12H94ZM166 11H167V10H166ZM189 11H190V10H189ZM242 11H243V10H242ZM14 12H10V13H14ZM78 12H79V11H78ZM86 12H87V11H86ZM95 12H96V11H95ZM181 12H182V11H181ZM190 12H191V11H190ZM192 12H193V11H192ZM195 12H197V11H195ZM200 12H199V13H200ZM221 12H223V11H221ZM229 12H230V11H229ZM249 12L251 13V15L249 14L250 16L255 15V16L258 17V18H259L260 15H257V14L262 13L261 11L259 12V9H254V10H253L252 8H251V10H250ZM39 13H40V12H39ZM56 13H59V12H56ZM56 13H55V14H56ZM63 13L60 12L59 15L62 16V15H64ZM65 13H66V11H65ZM72 13H73V12H72ZM72 13H71V14H72ZM91 13H92V12H91ZM224 13H225V12H224ZM226 13H227V12H226ZM226 13H225V15H226ZM243 13H244V12H243ZM36 14H37V15H36ZM66 14H67V13H66ZM66 14H65V17H66ZM71 14H70V15H71ZM84 14H86V13H84ZM89 14H90V13H89ZM122 14H123V13H122ZM122 14H121V15H122ZM164 14H165V11H164ZM191 14H192V13H191ZM229 14H230V13H229ZM56 15H57V14H56ZM180 15H181V14H180ZM185 15H186V13H185ZM199 15H200V14H199ZM215 15H214V16H215ZM34 16H36L35 19H34ZM83 16H84V15H83ZM83 16H82V17H83ZM85 16H86V15H85ZM108 16H109V15H108ZM122 16H123V15H122ZM214 16H213V18H214ZM255 16H254V17H255ZM10 17H11V16H10ZM16 17H17V16H16ZM69 17H70V16H69ZM88 17H90V16H88ZM88 17H87V18H88ZM102 17H103V16H102ZM105 17H106V16H105ZM111 17H112V16H111ZM136 17H137V16H136ZM206 17H207V16H206ZM210 17H211V16H210ZM215 17H216V16H215ZM217 17L219 18V16H217ZM233 17H234V16H233ZM254 17H253V18H254ZM17 18H18V17H17ZM17 18H16V19H17ZM119 18L121 19V17H119ZM127 18H128V17H127ZM181 18H182V17H181ZM211 18H212V17H211ZM231 18H232V17H231ZM30 19H29V20H30ZM59 19H60V18H59ZM92 19L89 20L88 22H90V21L93 22ZM109 19H110V18H109ZM114 19H113V17H112V20H114ZM123 19H124V18H123ZM183 19H184V18H183ZM187 19H188V18H187ZM207 19H208V18H207ZM216 19H217V18H216ZM245 19H246V18H245ZM259 19H260V18H259ZM262 19H263V18H262ZM50 20H51V19H50ZM69 20H70V19H69ZM115 20H114V21H115ZM209 20H210V19H209ZM242 20H243V19H242ZM246 20H247V19H246ZM249 20H250V19H249ZM5 21H7V20H5ZM8 21H9V20H8ZM14 21H16V20H14ZM23 21H24V20H23ZM55 21H56V20H55ZM61 21H62V23L59 24L57 27H56L57 23H56V25H55V27L57 28V30H59V31H64L65 29L68 30L69 27H70V26L68 27V25H69L68 21L65 20V18H62ZM81 21H82V20H81ZM123 21H124V20H123ZM130 21H131V20H130ZM142 21H143L142 18H141V17H138V18H135V20H134L133 23H134L135 25L138 24L137 26H139V25L141 26ZM199 21H200V20H199ZM201 21H202V20H201ZM243 21H245V20H243ZM256 21H257V20H256ZM2 22H1V23H2ZM25 22H27V20H26ZM51 22H52V21H50V23H51ZM53 22H54V21H53ZM57 22H58V21H57ZM82 22H83V21H82ZM91 22H90V23H91ZM125 22H126V21H124V23H125ZM144 22H145V21H144ZM169 22H170V21H169ZM209 22H211V21H209ZM246 22H247V21H246ZM249 22H250V21H249ZM14 23H15V22H14ZM14 23H13V25H14ZM16 23H17V22H16ZM20 23H21V22H20ZM20 23H19V25H20ZM22 23H24V22H22ZM22 23H21V24H22ZM28 23H27V24H28ZM70 23H71V22H70ZM79 23L81 24V22H79ZM111 23H112V22H111ZM115 23H117V22H115ZM124 23H122V24H124ZM129 23H130V22H129ZM185 23H186V22H184L183 20H180V19L176 20V19H175V23L173 24V26H174V28H176V30L173 28V29L175 30L174 32H176V33H180L181 31H183L185 25L187 24V23H186V24H185ZM211 23H212V22H211ZM261 23H262V22H261ZM263 23H264V22H263ZM263 23H262V24H263ZM8 24H9V23H8ZM17 24H18V23H17ZM71 24H72V23H71ZM108 24H109V22H108ZM119 24H120V23H119ZM119 24H118V25H119ZM130 24H131V23H130ZM248 24H249V23H248ZM248 24L246 23L245 25H248ZM250 24H251L250 27H251V28H254V29H251V30L256 31V33H258L259 35H256V37H255V36H254V37H253V36H250L251 39H248L249 41H248L247 43L251 44V43L256 42V45H257V43H260V42L263 43V41H264V32H260V29H262V27L260 28V26H262V24H260L259 21H258V22L253 21V19H252V22H251ZM2 25H3V24H2ZM5 25H6V24H5ZM10 25H11V24H10ZM51 25H54V23L51 24ZM83 25H84V23H83ZM88 25H89V24H88ZM92 25H93V24H92ZM95 25H96V24H95ZM98 25H99V24H98ZM101 25H102V24H101ZM143 25H144V24H143ZM245 25H244V26H245ZM11 26H12V25H11ZM11 26H10V27H11ZM17 26H18V25H17ZM23 26H24V25H23ZM23 26H19V28H20V27H23ZM26 26H29V25H26ZM114 26H115V25H114ZM122 26H123V25H122ZM192 26H193V25H192ZM213 26H214V25H213ZM240 26H241V24H240ZM5 27H7V26H5ZM43 27H45V28L43 29ZM48 27H49V28H48ZM73 27H74V26H73ZM110 27H111V26H110ZM112 27H113V26H112ZM133 27H134V26H133ZM188 27H189V26H188ZM188 27H187V28H188ZM195 27H196V26H195ZM195 27H194V28H195ZM16 28H18V27H16ZM29 28H30V27H29ZM29 28H28V29H29ZM31 28H30V29H31ZM53 28H54V27H53ZM56 28H55V29H56ZM67 28H68V29H67ZM91 28H92V27H91ZM108 28H109V27H108ZM144 28H145V26H144ZM167 28H168V27H167ZM190 28H192V27H190ZM194 28H193V29H194ZM243 28H244V27H242V29H243ZM255 28H256V29H255ZM96 29H97V28L95 27V30H96ZM103 29H104V28H103ZM128 29H129V28H128ZM140 29H141V28H140ZM164 29H165V28H164ZM211 29H212V28H211ZM242 29H241V30H242ZM258 29H259V30H258ZM14 30H15V29H14ZM22 30H23V29H22ZM26 30H27V29H26ZM35 30H36V29H35ZM51 30H52V29H51ZM70 30H72V29H70ZM95 30H94V31H95ZM125 30H126V29H125ZM190 30H191V29H190ZM197 30H198V29H197ZM207 30H208V29H207ZM209 30H210V29H209ZM249 30H250V29H249ZM19 31H20V30H19ZM31 31H32V30H31ZM53 31H54V30H53ZM100 31H101V30H100ZM123 31H124V30H123ZM188 31H189V30H188ZM203 31H204V30H203ZM210 31H211V30H210ZM258 31H259L260 33H259ZM262 31H263V29H262ZM34 32L36 33V31H34ZM55 32H56V31H55ZM65 32H66V31H65ZM71 32H72V31H71ZM87 32H89V26H82V27L78 28V29L75 31V38H76L77 40H81V39H83V38L86 36ZM96 32H98V31L96 30ZM115 32H116V31H115ZM117 32H118V30H117ZM136 32H137V31H136ZM199 32H200V31H199ZM234 32H236V31H234ZM13 33H14V32H13ZM48 33H50V32H48ZM51 33H52V32H51ZM51 33H50V34H51ZM58 33H59V32H58ZM61 33H62V32H61ZM133 33H134V32H133ZM204 33H205V32H204ZM248 33H249V32H248ZM252 33H253V32H252ZM15 34H16V33H15ZM15 34H14V35H15ZM89 34H90V33H89ZM89 34H88V35H89ZM95 34H96V33H95ZM95 34H94V35H95ZM116 34H118V33H116ZM169 34H171V33H169ZM191 34H192V33H191ZM205 34H206V33H205ZM207 34H208V33H207ZM226 34H227V33H226ZM234 34H235V33H234ZM237 34H238V33H237ZM245 34H246V33H245ZM249 34H250V33H249ZM11 35H12V34H11ZM19 35H20V34H19ZM59 35H60V33H59ZM65 35H66V34H65ZM65 35H64V37H65ZM99 35H100V34H99ZM125 35H126V34H125ZM127 35H128V34H127ZM134 35L136 36V34H134ZM134 35H133V36H134ZM137 35H138V34H137ZM172 35H173V34H172ZM172 35H171V36H172ZM174 35H175V34H174ZM176 35H177V34H176ZM185 35H186V34H185ZM209 35H211V34L209 33ZM254 35H255V34H254ZM32 36H33V35H32ZM139 36H140V35H139ZM139 36H138V37H139ZM167 36H168V35H167ZM177 36H178V35H177ZM186 36H187V35H186ZM186 36H185V37H186ZM206 36H207V35H206ZM206 36H205V37L202 36V37H203V38H201V39H202V42L212 41V40H210L211 38H208V36H207V37H206ZM214 36H215V35H214ZM244 36H245V35H244ZM244 36H243V34H242V35H241V34H240V35H233V34H232V35H229V36H223V38H221L223 41H222V42L220 41L222 44H226L227 42H229L228 40H230L231 42L234 41V43H235V45H236L237 47H239L240 49L243 48V49H242V52L240 51L241 53H239V54H238V53H237V54L235 53L236 55L234 56V60L232 59V60H231L232 62H230V64H229V67H230V69H231V68H239V67L242 66V64H243V66H245L244 64H245L246 62H248L249 66H248V67L245 66V67H246V68H245L246 70H243V69L241 70V69H239V70H241V71H239L241 76L246 75V74L249 75L248 73H250V71L254 72V71H256L257 69L259 70V67L264 68V67H262V66H264V50H263V51L257 56V58H254L253 60H250V58L248 57V55H249V51H250V50L247 51L248 48L246 49V48L244 47V45H245V42H244V39H245V38H244ZM9 37H10V36H9ZM48 37H49V35H48ZM58 37H59V36H58ZM91 37H92V36H91ZM123 37H124V36H123ZM146 37H147V36L145 35V38H146ZM172 37H173V36H172ZM179 37H180V36H179ZM183 37H184V36H183ZM191 37H192V36H191ZM196 37H197V36H196ZM200 37H201V36H200ZM247 37H248V36H247ZM10 38H11V37H10ZM61 38H62V37H61ZM126 38H128V37H126ZM126 38H125V39H126ZM135 38H136V37H135ZM174 38H175V37H174ZM213 38H214V37H213ZM261 38H262V39H261ZM12 39H13V38H12ZM94 39H95V38H94ZM94 39H93V40H94ZM138 39H139L141 42H144V43H145V40H144V38H143L142 36H140L139 38H137V40H138ZM179 39H181V37H180ZM182 39H183V38H182ZM186 39H187V38H186ZM190 39H191V38H190ZM195 39H196V38H195ZM221 39H220V40H221ZM9 40H10V39H9ZM9 40H8V41H9ZM49 40H50V39H49ZM53 40H54V39H53ZM84 40H85V39H84ZM115 40H116V39H115ZM122 40H123V38H122ZM143 40H144V41H143ZM174 40H176V38H175ZM193 40H194V38H193ZM193 40H192V41H193ZM198 40H199V39H198ZM213 40H215V41L218 43L217 40H219V39L217 38V40H216V39H213ZM245 40H246V39H245ZM1 41H2V40H1ZM8 41H7V42H8ZM13 41H14V40H13ZM13 41H12V42H13ZM17 41H18V40H17ZM43 41H44V40H43ZM73 41H74V40H73ZM116 41H118V40H116ZM123 41H124V40H123ZM123 41H122V42H123ZM166 41H167V40H166ZM176 41H177V40H176ZM187 41H189V40H187ZM47 42H48V41H47ZM56 42H57V41H56ZM79 42H80V41H79ZM113 42H114V41H113ZM130 42H131V41H130ZM141 42H138V43L136 42V43L139 44V46H140V45H141ZM168 42H169V41H168ZM170 42H171V40H170ZM194 42H195V41H194ZM194 42H193L192 44H194ZM198 42H201V41H198ZM216 42H215V43H216ZM9 43H10V42H9ZM13 43H14V44L11 43V45L8 44L9 46H6V45L3 46V45L0 44V48H1V46H3L4 48H5V46H6V47H10V48H8L9 50L11 49V51H14L15 49H18V48H16V46H15V45H16L15 42H13ZM16 43H17V42H16ZM57 43H58V42H57ZM62 43H63V42H62ZM64 43H65V42H64ZM82 43H83V42H82ZM117 43H118V42H117ZM117 43H116V45L118 46V49H119V46H120V48H121L122 44H121V45H118V44H120V43H118V44H117ZM136 43H135V44H136ZM146 43H147V42H146ZM221 43H220V45H221ZM229 43H230V42H229ZM262 43H261V45H262ZM55 44H56V43H55ZM69 44H71V43H69ZM114 44H115V43H114ZM129 44H130V43H129ZM142 44H143V43H142ZM178 44H179V43H178ZM183 44H185V43H183ZM195 44H196V43H195ZM197 44H198V43H197ZM199 44H200V43H199ZM211 44H212V43H211ZM218 44H219V43H218ZM218 44H216V45H218ZM21 45H22V44H20V46H21ZM94 45H95V44H94ZM111 45H112V44H111ZM116 45H115V46H116ZM131 45H132V44H131ZM133 45H134V44H133ZM148 45H149V44H148ZM152 45H153V43H152ZM167 45H168V44H167ZM175 45H176V44L173 43V41H172V46L175 47ZM186 45H187V44H186ZM227 45H228V44H227ZM227 45H226V46H227ZM17 46H18V45H17ZM30 46H31V45H30ZM79 46H80V45H79ZM84 46H85V45H84ZM117 46H116V47H117ZM124 46H125V45H123L122 47H124ZM141 46H142L143 48L146 47V46H144V44L141 45ZM165 46H166V45H165ZM168 46H169V45H168ZM198 46H199V45H198ZM205 46H206V45H205ZM218 46H219V45H218ZM229 46H230V45H229ZM231 46H232V45H231ZM247 46H248V45H246V47H247ZM253 46H254V45H253ZM18 47H19V46H18ZM34 47H35V46H34ZM51 47H52V45H51ZM54 47H55V46H54ZM71 47H72V46H71ZM71 47H70V48H71ZM107 47H108V46H107ZM107 47H106V48H107ZM134 47H135V45H134ZM142 47H141V49H142ZM155 47H156V46H155ZM201 47H202V46H201ZM207 47H208V46H207ZM222 47H223V46H222ZM227 47H228V46H227ZM232 47H233V46H232ZM234 47H235V46H234ZM4 48H3V49L1 48V50H4ZM19 48H22V47H19ZM24 48H26V47H24ZM55 48H56V47H55ZM57 48H58V47H57ZM61 48H62V47H61ZM61 48H60V50H61ZM64 48H65V47H64ZM68 48H69V47H68ZM100 48H101V47H100ZM102 48H103V47H102ZM111 48H112V47H111ZM111 48H109V49H111ZM124 48H125V47H124ZM131 48H132V47H131ZM131 48H130V50H131V53H132V51H133L132 49L135 50V48H132V49H131ZM189 48H190V47H189ZM214 48H215V47H214ZM214 48H213V49H214ZM219 48H220V47H219ZM223 48H224V47H223ZM235 48H236V47H235ZM254 48H255V47H254ZM256 48H257V47H256ZM13 49H14V50H13ZM22 49H23V48H22ZM32 49H33V48H32ZM90 49H91V48H90ZM139 49H140V48H139ZM144 49L146 50V48H144ZM217 49H218V48H217ZM220 49H221V48H220ZM224 49H225V48H224ZM227 49H228V48H227ZM237 49H238V48H237ZM6 50H7V48H6ZM30 50H31V49H30ZM60 50H59V52H60ZM62 50H63V49H62ZM80 50L82 51L83 48H81ZM102 50H103V49H102ZM120 50H121V49H120ZM122 50H123V49H122ZM136 50H138V49L136 48ZM150 50H151V49H150ZM173 50H174V48H173ZM215 50H216V48H215ZM15 51H16V50H15ZM20 51H21V49H20ZM65 51H66V50H65ZM84 51H85V50H84ZM93 51H95V50H93ZM153 51H154V50H153ZM217 51H218V50H217ZM233 51H234V50H233ZM259 51H260V50H259ZM0 52H1V51H0ZM2 52H3V51H2ZM8 52H9V51H7V53H8ZM18 52H19V51H18ZM37 52H38V51H37ZM52 52H53V51H52ZM59 52H58V53H59ZM146 52H147V51H146ZM146 52H144V53H146ZM150 52H151V51H150ZM231 52H232V51H231ZM236 52H237V51H236ZM255 52H256V50H255ZM15 53L17 54V52H15ZM20 53H21V52H20ZM40 53H41V52H40ZM65 53H66V52H65ZM97 53H98V52H97ZM117 53H119V52H117ZM129 53H130V52H129ZM137 53H138V52H137ZM219 53H220V52H219ZM3 54H4V52H3ZM5 54H6V51H5ZM18 54H19V53H18ZM42 54H44V53L42 52ZM52 54H53V53H52ZM140 54H141V53H140ZM142 54H143V53H142ZM147 54H148V53H147ZM169 54H170V53H169ZM215 54H216V53H215ZM217 54H218V53H217ZM225 54H226V53H225ZM231 54H232V53H231ZM253 54L255 55V53H253ZM1 55H2V54H1ZM11 55H12V53H11ZM37 55H38V53H37ZM45 55H46V54H45ZM55 55H56V54H55ZM58 55H59V54H58ZM62 55H63V54H62ZM97 55H100V54H97ZM131 55H133V54H131ZM131 55H130V56H131ZM218 55H219V54H218ZM227 55H228V54H227ZM227 55H226V56H227ZM2 56H3V55H2ZM12 56H13V55H12ZM32 56L34 57L33 54H32ZM38 56H39V55H38ZM42 56H43V55H42ZM86 56H88V55H86ZM92 56H93V55H92ZM128 56H129V55H128ZM156 56H157V55H156ZM160 56H161V55H160ZM172 56H173V55H172ZM215 56H216V55H215ZM223 56H224V55H223ZM223 56H222V59H224ZM33 57H32V58H33ZM52 57H53V56H52ZM54 57H55V56H54ZM103 57H104V56H103ZM105 57H106V56H105ZM124 57H125V55H124ZM137 57H138V55H137ZM140 57H142V56H140ZM148 57H149V56H148ZM150 57H151V56H150ZM165 57H166V56H165ZM210 57H211V56H210ZM219 57H220V56H219ZM230 57L233 58V55H232V56L230 55ZM250 57H252V56H250ZM254 57H255V56H254ZM0 58H1V57H0ZM11 58H12V57H11ZM17 58H18V57H17ZM17 58H15V59H17ZM34 58H35V57H34ZM58 58H59V57H58ZM94 58H95V57H94ZM97 58H98V57H97ZM127 58H128V57H127ZM131 58H132V57H131ZM131 58H130V60H131ZM142 58H143V57H142ZM152 58H153V56H152ZM154 58H155V57H154ZM167 58H168V57H167ZM213 58H214V57H213ZM6 59H7V58H6ZM8 59H9V58H8ZM83 59L85 60V57H84ZM83 59H82V60H83ZM89 59H90V58H89ZM105 59H106V58H105ZM122 59H123V57H122ZM132 59H133V58H132ZM143 59H144V58H143ZM160 59H161V58H160ZM169 59H170V60L172 59L171 56H170ZM169 59H168V60H169ZM228 59H231V58H228ZM248 59H249L250 61H249ZM251 59H252V58H251ZM9 60H11V59H9ZM40 60H41V59H40ZM99 60H100V59H99ZM103 60H104V59H103ZM124 60H125V58H124ZM149 60H150V59H149ZM162 60H163V59H162ZM198 60H199V59H198ZM211 60H214V59L208 58V59H206L205 62H203L204 64L200 63V65L195 64V63H197V62H195V63L193 62V63H194V64H193V67L190 68V65H189V67L187 66V67H188L187 69L189 70V68H190L192 71L194 70V71H198V72H199L200 70H201V71H202V70L204 71V70L210 69L209 66L213 63V62H211ZM247 60H248V61H247ZM2 61H3V60H2ZM17 61H18V60H17ZM17 61L15 60L14 62H17ZM32 61H33V60H32ZM35 61H36V58H35ZM38 61H39V60H38ZM38 61H37V62H38ZM101 61H102V60H101ZM144 61H145V60H144ZM163 61H164V60H163ZM175 61H177V60H175ZM196 61H197V60H196ZM217 61H218V60H217ZM221 61H223V60H221ZM8 62H9V61H8ZM10 62H11V61H10ZM48 62H49V60H48ZM85 62H86V61H85ZM89 62H90V61H89ZM92 62H93V61H92ZM98 62H99V61H98ZM105 62L107 63V62H109V61H105ZM135 62H137V61H135ZM135 62H134V63H135ZM167 62H168V61H167ZM167 62H166V63H167ZM185 62H186V61H185ZM65 63H66V62H65ZM72 63H73V62H72ZM72 63H71V64H72ZM86 63H87V62H86ZM164 63H165V62H164ZM214 63H215V62H214ZM221 63H222V62H221ZM223 63H224V62H223ZM9 64H10V63H9ZM45 64H46V63H45ZM80 64H82V63H80ZM88 64H89V63H88ZM90 64H91V66H92V63H90ZM95 64H96V63H95ZM135 64H136V63H135ZM187 64H188V63H187ZM189 64H192V63H189ZM205 64H207V66H204ZM67 65H68V64H67ZM67 65H66V66H67ZM73 65H74V64H73ZM73 65H72V67H73ZM78 65H79V64H78ZM131 65H132V64H131ZM147 65H148V64H147ZM161 65H162V63L160 62L159 59H152L151 62H150V64H149V67H147V68H149V69L151 70V69L158 68V67H160ZM163 65H164V64H163ZM172 65H173V64H172ZM180 65H181V64H180ZM213 65H214V64H213ZM215 65H216V64H215ZM224 65H226V64H224ZM82 66H83V65H82ZM91 66H90V67H91ZM106 66H107V65H106ZM165 66H166V65H165ZM185 66H186V65H185ZM191 66H192V65H191ZM243 66H242V67H243ZM12 67H14V66L12 65ZM48 67H49V66H48ZM48 67H47V70H48ZM69 67H70V65H69ZM79 67H80V66H79ZM95 67H96V65H95ZM102 67H103V66H102ZM108 67H109V66H108ZM123 67H124V66H123ZM161 67H162V66H161ZM176 67H177V66H176ZM179 67H181V66H179ZM220 67H221V66H220ZM220 67H219V68H220ZM224 67H225V66H224ZM227 67H228V64H227ZM229 67H228V69H229ZM242 67H241V68H242ZM45 68H46V67H45ZM62 68H63V67H62ZM65 68H66V67H65ZM85 68H86V67H85ZM110 68H111V67H110ZM143 68H144V67H143ZM145 68H146V67H145ZM147 68H146V69H147ZM182 68H183V67H182ZM56 69H57V68H56ZM56 69H55V70H56ZM129 69H130V68H129ZM141 69H142V68H141ZM173 69L176 70L177 68L174 67ZM220 69H221V68H220ZM41 70H42V69H41ZM43 70H44V69H43ZM85 70H86V69H85ZM85 70H84V71H85ZM87 70H88V69H87ZM87 70H86V71H87ZM92 70H93V69H92ZM126 70H127V69H126ZM137 70H138V69H137ZM137 70H136V71H137ZM169 70H171V69H169ZM175 70H174V72H175ZM184 70H185V69H184ZM188 70H187V71H188ZM247 70L249 71L248 73H246ZM258 70H257V71H258ZM13 71H14V70H13ZM15 71H16V70H15ZM26 71H27V70H26ZM31 71H32V70H30V72H31ZM44 71H45V70H44ZM57 71H59V70H57ZM60 71H61V70H60ZM64 71H65V70H64ZM69 71H72V70H69ZM108 71H109V70H108ZM108 71H106L105 74H107V73L110 72V73L113 74L114 79H116L115 77H117V81H118L120 84H127V87H128L129 84H130V85H131L130 87H132V85H133L132 82H133V79L135 78V76H134L131 72H128V71H125V70H122V71L112 70V71H109V72H108ZM139 71H140V69H139ZM167 71H168V68H166V67H165V68H159V69L157 70L156 74L154 73V75H155V77L160 78L161 76H163V75L165 74V72H166V74H167V73H168ZM172 71H173V70H172ZM178 71H179V70H177V72L174 73V76H173V77H175V75H177V74H178L177 76H180L179 74H180L181 72H183V71H181V72L178 73ZM185 71H186V70H185ZM192 71H191L190 73H192ZM203 71H202V72H203ZM209 71L211 72L212 70H209ZM215 71H216V70H215ZM221 71H222V70H221ZM226 71H228V70H226ZM62 72H63V71H62ZM74 72H75V71H74ZM81 72H82V71H81ZM81 72H80V73H81ZM94 72H95V71H94ZM144 72H145V71H144ZM144 72H143V73H144ZM152 72H153V71H152ZM169 72H170V71H169ZM229 72H230V71H229ZM31 73H32V72H31ZM46 73H47V72H46ZM46 73H45V74H46ZM97 73H99V72H97ZM97 73H96V74H97ZM135 73H136V72H135ZM190 73H189V74H190ZM207 73H208V72H207ZM212 73H213L212 75L215 76V80H216V77H217V76H218V79L220 78V74H219L218 72H212ZM259 73H260V72H259ZM38 74H39V73H38ZM61 74H62V73H61ZM66 74H67V73H66ZM71 74H72V73H71ZM81 74H82V73H81ZM86 74H87V73H86ZM103 74H104V73L99 74V75H100V76H99V79H97L99 83H101V82L104 80L103 83L107 86V84H108L109 82H113V80L107 82V81L105 80V78H104L105 75H103ZM145 74H146V72H145ZM145 74H144V75H145ZM147 74L150 76L149 73H147ZM147 74H146V75H147ZM172 74H173V73H172ZM196 74H197V73H196ZM199 74H200V73H199ZM204 74H205V73H204ZM209 74H211V73H209ZM253 74H256V73H253ZM62 75H63V74H62ZM87 75H89V73H88ZM185 75H186V74H185ZM187 75H188V74H187ZM202 75H203V74H202ZM238 75H239V74H238ZM251 75H252V74H251ZM256 75H257V74H256ZM5 76H6V75H5ZM51 76H52V75H51ZM60 76H61V75H60ZM65 76H67V75H65ZM84 76H85V73H84V75H83V78H84ZM107 76H108V75H107ZM177 76H176V77H177ZM181 76L184 78L183 74H182ZM193 76H194V75H193ZM200 76H201V75H200ZM221 76H222V75H221ZM258 76H259V75H258ZM262 76H263V75H262ZM63 77H64V76H63ZM86 77H88V76H86ZM96 77H97V75H96ZM111 77H112V76H111ZM150 77H151V76H150ZM196 77H197V76H196ZM207 77H208V76H207ZM224 77H225V76H224ZM230 77H231V76H230ZM239 77H240V76H239ZM243 77L245 78V76H243ZM252 77H253V75H252ZM254 77H255V75H254ZM254 77H253V78H254ZM5 78H6V77H5ZM16 78H17V77H15L14 79H16ZM43 78H44V77H43ZM47 78H48V77H47ZM69 78H71V77H69ZM72 78H73V77H72ZM72 78H71V79H72ZM75 78H76V77H75ZM88 78H89V77H88ZM88 78H85V79H88ZM152 78H153V77H152ZM162 78H163V77H162ZM170 78H171V77H170ZM183 78H182V79H183ZM185 78H186V77H185ZM187 78H188V77H187ZM192 78H193V77H192ZM199 78H200V77H199ZM231 78H232V77H231ZM231 78H230V79H231ZM247 78H248V76H247ZM250 78H251V76H250ZM259 78H260V77H259ZM262 78H263V77H262ZM7 79L9 80V78H7ZM14 79H12V80H14ZM48 79H49V78H48ZM53 79H54V78H53ZM53 79H52V80H53ZM79 79H80V78H79ZM79 79H77V81H78ZM81 79H82V78H81ZM85 79H84V80H85ZM138 79H139V78H138ZM140 79H141V78H140ZM143 79L146 80L145 77H144ZM149 79H151V78H149ZM175 79H177V78H175ZM175 79H173V80L170 81V85H171V86H170V87H171L170 89H172V87H176V86H178V88H179V84H180V82L182 81V79H180V80H181L180 82L177 81V80H175ZM207 79H208V78H207ZM224 79H226V78H224ZM224 79H223V80H224ZM228 79H229V78H228ZM230 79H229V80H230ZM248 79H249V78H248ZM248 79H247V80H248ZM255 79H256V78H255ZM260 79H261V78H260ZM0 80H1V79H0ZM4 80H5V79H4ZM59 80H60V79H59ZM84 80H83V81H84ZM90 80H91V79H90ZM107 80H109V79H107ZM153 80H154V79H153ZM160 80H161V79H160ZM164 80H165V79H164ZM169 80H170V79H169ZM185 80H186V79H185ZM187 80H188V79H187ZM198 80H199V79H198ZM198 80H197V83H198ZM204 80H205V79H204ZM220 80H221V78H220ZM220 80H219V81H220ZM245 80H246V79H245ZM245 80H244V81H245ZM251 80H252V79H251ZM2 81H3V80H2ZM46 81H47V80H46ZM50 81H51V80H50ZM50 81L48 80V83H49ZM66 81H67V78H66ZM72 81H73V80H72ZM154 81L157 82L156 80H154ZM154 81H153V83H154ZM161 81H163V80H161ZM183 81H184V79H183ZM183 81H182V82H183ZM189 81H190V80H189ZM191 81H192V80H191ZM211 81H213V80H211ZM241 81H242V80H241ZM16 82H17V81H16ZM57 82H58V80H57ZM70 82H71V81H70ZM73 82H74V81H73ZM79 82H80V81H79ZM86 82H87V80H86ZM93 82H94V81H93ZM93 82H92V83H93ZM96 82H97V81H96ZM151 82H152V81H151ZM164 82H165V83H168L169 81L166 82V80H165ZM182 82H181V85H182ZM187 82H188V81H187ZM202 82H203V81H202ZM207 82H208V81H207ZM215 82H216V81H215ZM231 82H232V81H231ZM233 82H234V80H233ZM233 82H232V83H233ZM254 82H255V81H254ZM260 82H261V81H260ZM8 83H9V82H8ZM8 83H7V84H8ZM12 83H13V81H12ZM46 83H47V82H46ZM61 83H62V82H61ZM61 83H59V84H61ZM65 83H66V82H65ZM67 83H68V82H67ZM87 83H88V82H87ZM114 83L116 84V82H114ZM119 83H118V85H119ZM162 83H163V82H162ZM183 83H184V82H183ZM216 83H217V82H216ZM218 83H219V82H218ZM218 83H217V84H218ZM224 83H225V82H224ZM227 83H228V82H227ZM229 83H230V82H229ZM248 83H249V82H248ZM248 83H247V84H248ZM255 83H256V82H255ZM2 84H3V82H2ZM50 84H51V83H50ZM63 84H64V83H63ZM78 84H79V83H78ZM111 84H112V83H111ZM111 84L109 83V86H110ZM145 84H147V83H145ZM188 84H190V82H189ZM199 84H200V82H199ZM199 84H197V85H199ZM222 84H223V83H222ZM252 84H253V83H252ZM263 84H264V83H263ZM46 85H48V84H46ZM46 85H45V86H46ZM51 85H52V84H51ZM65 85H66V84H65ZM68 85H69V84H68ZM70 85H71V84H70ZM72 85H73V83H72ZM82 85H83V82H82ZM82 85H81V86H82ZM93 85H95V84H93ZM93 85H92V86H93ZM112 85H113V84H112ZM112 85H111V86H112ZM116 85H117V84H116ZM116 85H114L113 87H114V88L116 87V88H118V89H119V88H120V89H123V88H121L120 86L117 87ZM149 85H150V84H149ZM149 85H148V86H149ZM183 85H184V84H183ZM193 85H194V84H193ZM207 85H208V84H207ZM209 85H210V84H209ZM225 85H226V84H225ZM232 85H233V84H232ZM255 85H256V84H255ZM255 85H253V86H255ZM2 86H4V85H2ZM15 86H16V85H15ZM45 86H44V87H45ZM48 86H50V85H48ZM53 86H54V83H53ZM59 86H60V85H59ZM73 86H74V85H73ZM81 86L78 85L77 88H78V87H81ZM84 86H85V85H84ZM95 86H96V85H95ZM101 86H102V85H101ZM103 86H104V85H103ZM111 86H110V87H111ZM123 86H124V85H123ZM125 86H126V85H125ZM133 86H134V85H133ZM153 86H155V85H153ZM184 86H185V85H184ZM188 86H189V85H188ZM195 86H196V84H195ZM204 86H205V85H204ZM235 86H236V85H235ZM249 86H250V85H249ZM260 86H261V85H260ZM0 87H1V86H0ZM71 87H72V86H71ZM93 87H94V86H93ZM127 87H126V88H127ZM130 87H128V88H130ZM135 87H136V86H135ZM135 87H132V91H133V88H135ZM205 87H206V86H205ZM205 87H204V90H205ZM262 87L264 88L263 85H262ZM57 88H58V87H57ZM57 88H56V89H57ZM105 88H106V87H105ZM116 88H115V89H116ZM128 88H127L126 90H129ZM139 88H140V87H139ZM181 88H182V86H181L179 89H181ZM219 88H220V87H219ZM224 88H225L226 93H227V89H226V87H223V89H224ZM4 89H5V88H4ZM48 89H50V87H49ZM48 89H47V90H48ZM60 89H61V87H60ZM69 89H70V88H69ZM79 89H80V88H79ZM90 89H91V88H90ZM98 89H99V88H98ZM124 89H125V87H124ZM152 89H153V88H152ZM173 89H175V88H173ZM173 89H172V90H173ZM176 89H177V88H176ZM221 89H222V88H221ZM221 89L218 90V91H219V93H218L219 95H218V94L216 93L217 88H216V89L213 88V90H215V91L212 93V92H210L209 90H208L209 92H203V91H202V90H203L202 88L199 89V90H197L196 88H191V86H190V87H188V89H186V87L183 88L179 96H180V98H182L181 96H183V99H184V97H185V99H186V98H188L186 95L191 94V96H193V97H195V98H196V97L202 98L203 101H206L207 103H210V106H209V107L211 108L210 111H211V110L214 111L216 108H218V104H219V103H221V104H222V103H225L224 106L226 105V107H224L223 105H221V106H223V108H226V112H227V108H228V109H231L232 111L237 110V111H238L239 113H241V114H243V113L246 112V110H247L248 108L245 110V109H241L240 107H238L237 109L233 110L234 108H232V107H233V106H236V105H235L236 102H235V101H234V100L228 95V94L231 93V92H230L229 89H228V91H229V93L227 94V95L229 96V97H228V96H226L225 91L222 92ZM244 89H245V88H244ZM251 89H252V88H251ZM251 89H250V90H251ZM257 89H258V88H257ZM257 89L254 90V91H253V89H252L251 94H250V95H247V96H249V97H248L249 100H253V99L257 98L259 95H261V94L264 92V91H263L264 89L262 90L263 92H261V91L259 92V90H257ZM70 90H72V89H70ZM87 90H88V88H87ZM109 90H111V88H110ZM113 90H114V89H113ZM141 90H142V89H141ZM213 90H211V91H213ZM230 90H231V89H230ZM241 90H242V89H241ZM246 90H247V89H246ZM8 91H9V90H8ZM16 91H17V90H16ZM45 91H46V90H45ZM52 91H53V90H52ZM58 91H59V90H58ZM60 91H61V90H60ZM88 91H89V90H88ZM129 91H130V90H129ZM134 91H135V90H134ZM139 91H140V90H139ZM173 91H175V93L178 95V93L176 92V90H173ZM179 91H180V90H179ZM205 91H206V90H205ZM231 91H232V90H231ZM243 91H244V90H243ZM13 92H14V91H13ZM41 92H42V91H41ZM76 92H77V90H76ZM90 92H91V91H90ZM110 92H111V91H110ZM110 92H109V93H110ZM114 92H115V91H114ZM116 92H117V91H116ZM119 92H120V90H119ZM122 92H123V91H122ZM124 92H125V91H124ZM136 92H137V91H136ZM142 92H143V96H144V97L146 96V98H147V96L150 97V96H152V95L154 94L153 91H146V92H145V91H142ZM156 92H157V91H156ZM171 92H172V91H171ZM18 93H20V92L18 91ZM42 93H43V92H42ZM77 93H78V92H77ZM80 93H81V92H80ZM91 93H92V92H91ZM91 93H87V94L83 93L82 95H80V97H79L78 99H80V100H85V101H87V103H88V102H91V103H92V101L94 100V95H95V94H93L94 92H93L92 94H91ZM100 93H102V92H100ZM100 93H99V94H100ZM105 93H106V92H105ZM120 93H121V92H120ZM126 93H127V92L122 93L120 96L123 97V99H129L130 97H132V96L129 95V93H127V94H126ZM134 93H135V92H134ZM138 93H139V92H138ZM162 93H163V92H162ZM165 93H166V92H165ZM175 93H174V92H173V94H172V93H166V94H164V95L161 94V95L156 96V98L159 99L158 101H161V103H163L164 105H163V106H160V105H159V107H161V108H158V106H157V108H154V107H151V106H147L146 108H143L144 110L142 109V110H143V113H145V114H147V115H154V116H155V114H156V116L159 117V118H158V120H159L158 122L160 123V120H162L161 118H164V116H165V115H164V116L160 117V116H161L160 114L157 115V114L160 112V110H161V112H162V111L165 109L166 112H168V111L171 112V111H174L175 108L177 109V107L180 106V105L178 104V106L176 107V104H177V103H175V101H177V100H175V98L177 97V95H175ZM20 94H21V93H20ZM46 94H47V93H46ZM55 94H56V92H55ZM55 94H54V98H56V97H55ZM57 94H58V92H57ZM132 94H133V93H132ZM140 94H141V93H140ZM233 94H234V93H233ZM233 94H232V95H233ZM235 94H236V93H235ZM240 94H241V93H240ZM242 94H243V93H242ZM246 94H247V91H246ZM44 95H45V94H44ZM50 95H51V94H50ZM50 95H49V96H50ZM52 95H53V94H52ZM58 95H59V94H58ZM58 95H57V96H58ZM68 95H69V93L67 94V96H68ZM108 95H109V94H108ZM108 95L106 94L105 96H108ZM112 95H113V94H112ZM114 95H115V94H114ZM133 95H134V94H133ZM154 95H155V94H154ZM232 95H231V96H232ZM262 95H263V94H262ZM262 95H261V96H262ZM5 96H6L5 93H3V92L0 93V101H1V100H4L3 97H5ZM71 96H72V97H71ZM73 96H74L73 94H72V95L70 94V97H71L70 100L72 101V99H73V102L76 103V101H77V97H76V99H75V98H73ZM75 96H76V95H75ZM75 96H74V97H75ZM98 96H99V95H98ZM105 96H103V98H106ZM109 96H110V95H109ZM136 96H137V94H136ZM244 96H245V95H244ZM244 96H243V98H244ZM10 97H11V96H10ZM65 97H66V96H64V98H65ZM101 97H102V96H101ZM111 97H112V96H111ZM133 97H134V96H133ZM154 97H155V96H154ZM189 97H190V96H189ZM240 97H241V96H240ZM262 97H264V95H263ZM18 98H19V97H18ZM20 98H21V97H20ZM47 98H48V97H47ZM49 98H50V97H49ZM140 98H142V97H140ZM190 98H191V97H190ZM190 98H189V100H190ZM195 98H194V100H195ZM199 98H198V99H199ZM246 98H247V97H246ZM51 99H53V98H51ZM51 99H50V100H51ZM132 99H133V98H132ZM138 99H139V98H138ZM142 99H143V98H142ZM144 99H145V98H144ZM149 99H150V98H149ZM176 99H177V98H176ZM183 99H181V100H183ZM225 99H228V100L225 101ZM236 99H237V98H236ZM5 100H6V102H7V99H5ZM5 100H4V102H5ZM10 100H11V99H10ZM13 100H14V99H13ZM56 100H57V99H56ZM62 100H63V98H62ZM64 100H66V98H65ZM114 100H115V99H114ZM134 100H135V99H134ZM134 100H133V101H134ZM178 100H179V99H178ZM196 100H197V99H196ZM246 100H247V99H245V101H246ZM249 100H247V103H248V102H249V103L251 102V101H249ZM255 100H256V99H255ZM24 101H25V100H24ZM28 101H29V100H28ZM28 101H27V103L30 102V101H29V102H28ZM51 101H52V100H51ZM85 101H84V102H85ZM100 101H101V100H100ZM100 101H99V102H100ZM112 101H113V98H112ZM149 101H150V100H149ZM149 101H147V102H149ZM173 101H174V102H173ZM197 101H198V100H197ZM238 101H239V100H238ZM240 101H242V100L240 99ZM256 101H257V100H256ZM2 102H3V101H1L0 104H1ZM6 102H5V103H6ZM55 102H57V101H55ZM60 102H61V101H60ZM73 102H72V103H73ZM77 102H78V101H77ZM109 102H111V101H109ZM109 102L107 101L108 104H109ZM113 102H115V101H113ZM127 102H128V101H127ZM130 102H132V101H130ZM135 102H137V101H135ZM135 102H133V103H135ZM143 102H145V101H143ZM252 102H253V101H252ZM5 103H4V104H5ZM22 103H23V101H22ZM22 103H21V104H22ZM51 103H54V102L52 101ZM51 103H49V99H47L46 101H44V105H47V106H48L49 104H51ZM58 103H59V102H58ZM103 103H104V102H103ZM107 103H106V104H107ZM139 103H142V102H139ZM178 103H179V101H178ZM184 103H186V102H184ZM199 103H200V102H199ZM199 103H198V105H199ZM217 103H218V104H217ZM237 103H238V102H237ZM239 103H240V102H239ZM256 103H257V102H256ZM258 103H259V102H258ZM258 103H257V104H258ZM261 103H262V102H261ZM21 104H20V105H21ZM108 104H107V105H108ZM143 104H144V103H142V105H143ZM180 104H181V103H180ZM250 104H251V103H250ZM1 105H2V104H1ZM1 105H0V106H1ZM103 105H104V104H103ZM111 105H112V104H111ZM126 105H128V104H125V106H126ZM150 105H151V104H150ZM152 105H153V104H152ZM154 105H155V104H154ZM161 105H162V104H161ZM186 105H187V104H186ZM243 105H244V104H243ZM243 105H240V104H239L238 106H241V107H242ZM247 105H248V104H247ZM247 105H245V106H247ZM255 105H256V104H255ZM258 105H259V104H258ZM56 106H57V104H56ZM63 106H64V105H63ZM69 106H70V105H69ZM76 106H77V105H76ZM92 106H93V104H92ZM115 106H116V104H115ZM119 106H120V105H119ZM133 106H134V105H133ZM184 106H185V105H184ZM204 106H205V105H204ZM221 106H220V107H221ZM36 107H38V106H36ZM53 107H54V106H53ZM66 107H67V106H66ZM89 107H91V106H89ZM120 107H121V106H120ZM135 107H136V105H135ZM181 107H182V105H181ZM206 107H207V106H206ZM220 107H219V109H220ZM247 107H248V106H247ZM256 107H257V106H256ZM262 107H263V106H262ZM262 107H261V108H262ZM40 108H41V107H40ZM44 108H45V107H44ZM47 108H48V107H47ZM50 108H51V107H50ZM50 108H49V109H50ZM54 108H55V107H54ZM71 108H72V107H71ZM111 108H113V107H111ZM111 108L108 107V109H111ZM123 108H124V107H123ZM139 108H140V107H139ZM163 108H164V109H163ZM221 108H222V107H221ZM258 108H260V107H258ZM1 109H2V108H1ZM41 109H42V108H41ZM45 109H46V108H45ZM45 109H44V111H45ZM97 109H98V108H97ZM99 109H100V107H99ZM127 109H129V108H127ZM135 109H136V108H135ZM140 109H141V108H140ZM158 109H159V112H157ZM176 109H175V110H176ZM180 109H181V108H180ZM195 109H196V108H195ZM202 109H203V108H202ZM251 109H253V108H251ZM255 109H256V108H255V106H254L253 111H255ZM33 110H34V109H33ZM38 110H39V108H38ZM38 110H37V111H38ZM51 110H52V109H51ZM95 110H96V109H95ZM112 110H113V109H111L110 111H112ZM116 110H117V109H116ZM130 110H131V109H130ZM203 110H204V109H203ZM216 110H218V109H216ZM231 110H230V111L228 110V111H229V114H230V112L232 113ZM248 110H250V106H249V109H248ZM259 110H260V109H259ZM35 111H36V110H35ZM47 111H48V109H47ZM58 111H59V110H58ZM81 111H82V109H81ZM84 111H85V110H84ZM87 111H88V110H87ZM99 111H100V110H99ZM110 111H107V110H106V111H103V112H101V113L99 112V113H96V114H99V116L102 118L101 121L103 120V123H104V121H105L106 123H107V121H108V122H110V125H111V124L114 125V123H115V126H116V124H118L120 127H121L122 125H124V124L127 122V119L130 117L129 115L132 114V113H130V111L128 110L129 112L127 111V113H125V112H124L123 114H121L122 112H121V113H118V114H121V116H118V115H116V116H113V115L110 116V115H111ZM114 111H115V110H114ZM123 111H125V110H123ZM131 111H132V110H131ZM134 111H136V110H134ZM184 111H186V110H184ZM222 111H223V110H222ZM237 111H236V112H237ZM256 111H258V109H256ZM261 111H262V110H261ZM7 112H8V111H7ZM9 112H10V111H9ZM48 112H49V111H48ZM73 112H75V111H73ZM136 112H137V111H136ZM136 112H135V113H136ZM138 112H140V111H138ZM151 112H153V113L151 114ZM174 112H175V111H174ZM174 112H172V113L174 114ZM182 112H183V110H182ZM182 112H181V113H182ZM186 112H187V111H186ZM186 112H185V113H186ZM205 112H207V111H205ZM205 112H204V111L202 112V111H200V110L197 109V110H194L192 113H195V114H194V117H195V115H196V116H198V115L201 116V117H200V118H201L200 120H199V117H198V119H197L198 121H201V120L204 121V119H206V118L204 117L205 115L203 116V114H205ZM214 112H215V111H214ZM242 112H243V113H242ZM247 112H251V110H250V111H247ZM258 112H259V111H258ZM14 113H16V112H14ZM75 113H76V112H75ZM79 113H81V112H79ZM94 113H95V112H94ZM129 113H130V114H129ZM140 113H141V112H140ZM168 113H169V112H168ZM181 113H180V114H181ZM239 113H237V114H239ZM259 113H260L261 115H263V114H264V111L259 112ZM2 114H3V113H2ZM21 114H22V113H21ZM86 114H87V112H86ZM92 114H93V113H92ZM96 114H94V115H96ZM145 114H144V115H145ZM178 114H179V111H178ZM206 114H207V116H208V112H207ZM210 114H211V113H210ZM232 114H235V113L233 112ZM247 114H248V113H247ZM250 114H251V113H250ZM255 114H256V115H255ZM255 114H254V115H255V118H253V119H256L258 113H255ZM0 115H1V114H0ZM19 115H20V114H19ZM24 115H25V114H24ZM30 115H31V114H30ZM33 115H34V114H33ZM47 115H48V114H47ZM51 115H52V114H51ZM57 115H58V114H57ZM60 115H61V114H60ZM63 115H64V114H63ZM66 115H67V114H66ZM66 115H65V116H66ZM140 115H141V114H140ZM176 115H177V114H176ZM227 115H228V114H227ZM243 115H244V114H243ZM248 115H249V114H248ZM7 116H8V115H7ZM11 116H12V115H11ZM45 116H46V115H45ZM70 116H71V115H70ZM142 116H143V115H142ZM182 116H183V115H182ZM184 116H185V115H184ZM184 116H183V117H184ZM191 116H192V115H191ZM207 116H206V117H207ZM209 116H210V115H209ZM209 116H208V117H209ZM218 116H219V115H218ZM236 116H238V115H236ZM245 116H246V115H245ZM249 116H250V115H249ZM25 117H26V116H25ZM28 117H29V116H28ZM49 117H50V115H49ZM73 117H74V116H73ZM78 117H79V116H78ZM78 117H77V118H78ZM81 117H82V116H81ZM81 117H80V118H81ZM88 117H89V116H88ZM100 117H98V118L100 119ZM157 117H156V118H157ZM174 117H175V116H174ZM183 117H182V119H183ZM203 117H204V119H202ZM210 117H211V116H210ZM224 117H225V115H224ZM239 117H240L241 120H238L239 118L237 117L238 119H237V118H236V119L234 118L235 121H234V120H233V121L231 120L232 122H231V123L229 122V123H230L231 125H232V123H233V124H234L233 126H235L237 129L241 128V129L243 130V129L246 128V126L249 124V120H250V119H249V120H246L247 123H248V124H246V122L242 121V118H243L244 116L241 117V115H240ZM246 117H247V116H246ZM253 117H254V116H253ZM12 118H13V117H12ZM16 118H17V117H16ZM21 118H22V117H21ZM71 118H72V117H71ZM133 118H134V117H133ZM143 118H144V117H143ZM166 118H167V117H166ZM177 118H178V117H177ZM186 118H187V117H186ZM188 118H190V117L188 116ZM216 118H217V117H216ZM248 118H249V117H248ZM248 118H247V119H248ZM250 118H252V117H250ZM23 119H24V118H23ZM39 119H40V118L38 117V120H39ZM48 119H49V118H48ZM65 119H66V118H65ZM65 119H64V120H65ZM68 119H69V117H68ZM137 119H139V118H137ZM151 119H152V118H151ZM164 119H165V118H164ZM226 119H227V118H226ZM231 119H232V118H231ZM258 119H260V117H258ZM261 119H262V117H261ZM14 120H15V119H14ZM20 120H21V119H20ZM26 120H28V118H27ZM26 120H25V121H26ZM34 120H35V119H34ZM76 120H77V119H76ZM84 120H85V119H84ZM156 120H157V119H156ZM179 120H180V119H178V122H179ZM186 120H187V119H186ZM192 120H193V119H192ZM213 120H214V119H213ZM244 120H245V119H244ZM263 120H264V119H262V121H263ZM69 121H70V120H69ZM89 121H90V120H89ZM128 121H129V119H128ZM141 121H142V120H141ZM165 121H167V123L170 122V121L168 122V120H165ZM174 121H175V120H174ZM198 121H196V122L198 123ZM202 121H201V122H202ZM251 121H253V120L251 119ZM258 121L260 122L261 120H258ZM80 122H81V121H80ZM97 122H98V121H97ZM143 122H144V121H143ZM152 122H154V121H152ZM162 122H164V121L162 120ZM204 122H205V121H204ZM214 122H215V120H214ZM214 122H213V124H215ZM219 122H220V121H219ZM227 122H228V121H227ZM227 122H226V124H227ZM254 122H255V121H253V123H254ZM259 122H257L255 126L253 125L254 128H255L256 126L259 125V124H258ZM43 123H44V121H43ZM43 123H42V124H43ZM58 123H59V122H58ZM76 123H77V122H76ZM127 123H128V122H127ZM137 123H138V122H137ZM173 123H174V122H173ZM183 123H184V122H183ZM206 123H207V121H206ZM206 123H205V124H206ZM217 123H218V122H216V124H217ZM229 123H228V124H229ZM36 124H37V123H36ZM64 124H65V123H64ZM78 124H79V123H78ZM81 124H82V122H81ZM108 124H109V123H108ZM176 124H179V123H176ZM199 124H200V123H199ZM199 124H198V125H199ZM208 124H209V123H208ZM208 124H207V125H208ZM224 124H225V123H224ZM230 124H229V125H230ZM254 124H255V123H254ZM257 124H258V125H257ZM31 125H32V124H31ZM45 125H46V123H45ZM62 125H63V124H62ZM95 125H96V124H95ZM100 125H101V124H100ZM110 125H109V127H110ZM125 125H126V124H125ZM144 125H145V124H144ZM144 125H142V126H144ZM155 125H157V124L155 123ZM158 125H159V124H158ZM183 125H184V124H183ZM198 125H197V126H198ZM219 125H220V124H218V126H219ZM229 125H228V126H229ZM25 126H26V125H25ZM49 126H50V125H49ZM58 126H60V125H58ZM81 126H82V125H81ZM87 126H88V125H87ZM87 126H86V127H87ZM93 126H94V125H93ZM130 126H131V125H130ZM130 126H129V127H130ZM136 126H137V125H136ZM136 126H135V127H136ZM138 126H139V128H141L140 125H138ZM138 126H137V129H138ZM164 126H165V125H164ZM185 126H186V125H185ZM210 126H211V124H210ZM228 126H227V127H228ZM250 126H251V124H250ZM253 126H252V127H253ZM260 126H261V125H259L258 128H260ZM2 127H3V126H2ZM8 127H9V126H8ZM21 127H22V126H21ZM36 127H38V126H36ZM36 127H35V128H36ZM42 127H43V126H42ZM42 127H41V128H42ZM60 127H61V126H60ZM63 127H65V126H62V128H63ZM84 127H85V126H84ZM86 127H85V128H86ZM98 127H99V126H98ZM104 127L106 128L107 126H104ZM116 127H117V126H116ZM129 127H128V128H129ZM144 127H145V126H144ZM149 127H151V126H149ZM157 127H158V126H157ZM170 127H171V126H170ZM198 127H199V126H198ZM202 127H205V125L202 126ZM207 127H208V126H207ZM207 127H206V128H207ZM214 127H217V126L214 125ZM214 127L211 126L212 129H214ZM221 127H222V126H221ZM230 127H231V126H230ZM248 127H249V126H248ZM0 128H1V126H0ZM14 128H15V127H14ZM78 128H79V127H78ZM102 128H103V127H102ZM167 128H168V127H167ZM180 128H181V127H180ZM196 128H197V127H196ZM196 128H195V129H196ZM200 128H201V127H199L198 129H200ZM206 128H204V129H206ZM217 128H218V127H217ZM219 128H220V126H219ZM256 128H257V127H256ZM256 128H255V129H256ZM4 129H5V128H4ZM12 129H13V128H12ZM19 129H20V128H19ZM28 129H30V128L28 127ZM38 129H39V128H38ZM43 129H44V128H43ZM52 129H56V128H52ZM76 129H77V128H76ZM80 129H81V128H80ZM95 129H96V128H95ZM122 129H123V128H122ZM181 129H182V128H181ZM198 129H197V132L200 133V131H199ZM207 129H209V128H207ZM215 129H216V128H215ZM227 129L229 130V128H227ZM230 129H232V128H230ZM233 129H234V128H233ZM233 129H232V130H233ZM237 129H236V130H237ZM241 129H240V130H241ZM247 129H248V128H247ZM249 129H250V128H249ZM252 129H253V128H252ZM260 129H261V128H260ZM8 130H9V129H8ZM20 130H22V129H20ZM24 130H25V129H24ZM32 130H33V129H32ZM40 130H41V129H40ZM61 130H62V129H61ZM92 130H94V129H92ZM97 130H98V129H97ZM100 130H101V129H100ZM124 130H125V129H123V131H124ZM134 130H135V129H134ZM139 130H140V129H139ZM139 130H138V131H139ZM145 130H146V128H145ZM185 130H186V129H185ZM220 130H221V129H220ZM223 130H224V129H223ZM225 130H226V129H225ZM232 130H231V131H232ZM242 130H241V131H242ZM258 130H259V129H258ZM3 131H4V130H3ZM3 131H2V132H3ZM10 131H11V130H10ZM70 131H71V130H70ZM77 131H78V129H77ZM80 131H81V130H80ZM113 131H114V130H113ZM117 131H118V129H117ZM158 131H159V130H158ZM158 131L156 130V132H158ZM160 131H161V130H160ZM189 131H190V130H189ZM201 131H202V130H201ZM205 131H208V130H205ZM217 131H219V130H217ZM248 131H249V130H247V132H248ZM250 131H251V129H250ZM259 131H260V130H259ZM0 132H1V131H0ZM30 132H31V130H30ZM43 132H44V131H43ZM58 132H61V131L58 130ZM72 132H73V131H72ZM72 132H71V133H72ZM102 132H103V131H102ZM111 132H112V131H111ZM114 132H115V131H114ZM118 132H119V131H118ZM132 132H133V131H132ZM141 132H142V131H141ZM156 132H155V134H156ZM170 132H171V131H169V130H167V129H163L161 132H159V134H158V139H160V140L163 139V140H164L165 137L167 138V137H169V135L171 136V133H170ZM190 132H191V131H190ZM202 132L204 133V131H202ZM224 132H225V131H224ZM228 132H229V131H228ZM242 132H243V131H242ZM242 132H241V133H242ZM257 132H258V131H257ZM4 133H5V132H4ZM11 133H12V131H11ZM26 133H27V132H26ZM26 133H25V135H26ZM47 133H48V132H47ZM71 133H70V135H71ZM95 133H96V132H95ZM99 133H100V132H99ZM99 133H98V131H97V134H99ZM104 133H105V131H104ZM116 133H117V132H116ZM130 133H131V132H130ZM172 133H173V132H172ZM229 133H230V132H229ZM232 133L234 134L233 131H232ZM237 133H238V131H237ZM237 133H235V134L238 135ZM245 133H246V132H245ZM245 133H243V135H245ZM2 134H3V133H2ZM19 134H20V133H19ZM19 134H18V136H19ZM23 134H24V133H23ZM53 134H54V133H52V136H53ZM64 134H65V133H64ZM90 134H91V133H90ZM90 134H89V135H90ZM106 134H107V133H106ZM124 134H125V132H124ZM173 134L175 135V133H173ZM196 134H197V133H196ZM200 134H201V133H200ZM220 134H222V133H220ZM220 134H219V137H220ZM239 134H240V133H239ZM20 135H22V134H20ZM43 135H44V134H43ZM56 135H57V134H56ZM83 135H84V137H87V136H85V134H83V132H82V133H81V132H74L73 135H72V137H71V136H70V137L72 138V140H74V139H79V140H80V139H83V140H84ZM92 135H93V134H92ZM118 135H120V134H118ZM134 135H136V134L134 133ZM174 135H173V136H174ZM190 135H191V134H190ZM202 135H203V134H202ZM224 135H225V134H224ZM224 135H223V136H224ZM0 136H2V135L0 134ZM12 136H13V135H12ZM27 136H28V135H27ZM30 136H31V135H30ZM45 136H47V135H45ZM45 136H44V137H45ZM57 136H58V135H57ZM110 136H111V135H110ZM112 136H114V134H112ZM115 136H116V135H115ZM115 136H114V137H115ZM131 136H132V134H131ZM155 136H156V135H155ZM155 136H154V137H155ZM179 136H181V135H179ZM194 136H195V135H194ZM197 136H198V135H197ZM200 136H201V135H200ZM208 136H209V135H208ZM214 136H215V135H214ZM217 136H218V134H217ZM238 136H239V135H238ZM250 136H251V135H250ZM262 136H263V135H262ZM9 137H10V135H9ZM22 137H23V138H26V137H24V135H22ZM37 137H38V136H37ZM42 137H43V136H42ZM64 137H65V136H64ZM64 137H63V138H64ZM66 137H67V136H66ZM66 137H65V138H66ZM101 137H102V136H101ZM101 137H100V138H101ZM116 137H117V136H116ZM116 137H115V139H117ZM171 137H172V136H171ZM182 137H185V135H184V136L182 135ZM187 137H188V136H187ZM189 137H190V136H189ZM198 137H199V136H198ZM198 137H197V138H198ZM241 137H242V134H241L240 138H241ZM245 137H246V136H245ZM253 137H254V136H253ZM263 137H264V136H263ZM7 138H8V137H7ZM12 138L14 139L15 137H12ZM32 138H33V137H32ZM40 138H41V137H40ZM55 138H56V137H55ZM59 138H60V137H59ZM71 138H70V139H71ZM73 138H74V139H73ZM94 138H95V136H94ZM96 138H98V137H96ZM108 138H109V136H108ZM108 138L106 137L105 139L107 140ZM111 138H112V137H111ZM126 138H127V136H126ZM128 138H129V137H128ZM149 138H150V137H149ZM149 138H147V139H149ZM166 138H165V139H166ZM175 138H176V137H175ZM179 138H180V137H179ZM202 138H203V137H202ZM202 138L200 139V141L202 140ZM209 138H211V137H209ZM223 138H224V137H223ZM235 138H236V137H235ZM243 138H244V137H243ZM246 138H247V137H246ZM250 138H251V137H250ZM5 139H6V138H5ZM13 139H12V140H13ZM18 139H19V138H18ZM18 139H17V140H18ZM87 139H89V137H88ZM122 139H123V138H122ZM153 139H154V138H153ZM224 139H226V137H225ZM227 139L229 140L230 138H227ZM227 139H226V140H227ZM231 139H232V137H231ZM244 139H245V138H244ZM244 139H243V140H244ZM252 139H253V138H252ZM256 139H258V138H256ZM7 140H9V139H7ZM12 140H10V141L12 142ZM21 140H23V139H21ZM28 140H29V139H28ZM57 140H58V139H57ZM110 140H111V139H110ZM113 140H114V139H113ZM129 140H131V139H129ZM156 140H157V139H156ZM160 140H159L158 142H160ZM174 140H176V139H174ZM177 140H178V143H179V140H181V138H180V139H177ZM197 140H198V139H197ZM213 140H214V139H213ZM218 140H219V138H218ZM234 140L236 141V139H234ZM247 140H249V139H247ZM261 140H262V139H261ZM0 141H2V137H0ZM10 141H9V142H10ZM32 141H33V140H32ZM34 141H35V140H34ZM36 141H37V140H36ZM74 141H75V140H74ZM95 141H96V140L94 139V143H95ZM150 141H151V140H150ZM150 141H148V142L146 141L147 143H145V141H144V143H143V144H144V147H143V146H141V147H142L144 150H147V153L153 154L152 152H154V151L158 148V145H159V144H158V143H155L154 140L151 141V142H150ZM195 141H196V140H195ZM221 141H222V140H221ZM259 141H260V140H259ZM5 142H6V141H5ZM28 142H29V141H28ZM45 142H46V141H45ZM62 142H63V141H62ZM62 142H61V143H62ZM64 142H65V141H64ZM70 142H71V141H70ZM77 142H78V141H77ZM120 142H121V141H120ZM123 142H124V141H123ZM126 142H128V141H126ZM134 142H135V141H134ZM134 142H133V143H134ZM191 142H193V141H191ZM201 142H202V141H201ZM215 142H216V140H215ZM225 142H227V143H228L227 145L230 146L229 143L231 142V140H230V142H229V141H225ZM233 142H234V141H233ZM233 142H232V143H233ZM242 142H243V141H242ZM242 142H241V143H242ZM253 142H254V141H253ZM255 142H256V141H255ZM255 142H254V143H255ZM260 142H261V141H260ZM263 142H264V141H263ZM12 143H13V145H15L14 142H12ZM12 143H11V144H12ZM15 143H16V142H15ZM17 143H18V142H17ZM36 143H37V142H36ZM42 143H43V142H42ZM74 143H75V142H74ZM87 143H90V142H87ZM87 143H86V144H87ZM92 143H93V140H92ZM96 143H97V141H96ZM113 143H114V142H113ZM115 143H116V142H115ZM129 143H130V142H129ZM138 143H139V142H138ZM194 143H195V142H194ZM196 143H198V142H196ZM196 143H195V144H196ZM206 143H207V142H206ZM241 143L238 141L236 144H241ZM261 143H262V142H261ZM261 143H258V142H257V145H258V144H261ZM3 144H4V143H3ZM9 144H10V143H9ZM24 144H26V143H24ZM29 144H30V143H29ZM130 144H131V143H130ZM202 144H203V143H202ZM218 144H219V143H218ZM233 144H234V143H233ZM243 144H244V143H243ZM243 144H242L241 146H243ZM0 145H1V144H0ZM5 145H6V143H5ZM38 145H40V144H38ZM88 145H89V144H88ZM105 145H106V144H105ZM113 145H115V144H113ZM113 145H112V146H113ZM123 145H124V144H123ZM174 145H175V144H174ZM206 145H207V144H206ZM214 145H216V144H214ZM227 145H226V146H227ZM245 145H246V144H245ZM257 145L255 144L254 146H257ZM32 146H33V145H32ZM32 146H31V147H32ZM47 146H48V145H47ZM63 146H64V145H63ZM69 146H70V145H69ZM71 146H72V145H71ZM71 146H70V147H71ZM91 146H92V145H91ZM112 146H111V148H112ZM116 146H117L116 149H117L118 152H119V148H118V147H122V144L119 145V143H118V145H116ZM134 146H135V145H134ZM159 146H160V145H159ZM187 146H188V145H187ZM199 146H200V145H199ZM203 146H204V144H203ZM219 146H220V145H219ZM224 146H225V145H224ZM231 146H232V145H231ZM254 146H253V147H254ZM0 147H1V146H0ZM8 147H9V146H8ZM15 147H16V146H15ZM15 147H14V148H15ZM33 147H34V146H33ZM36 147H37V145H36ZM44 147H45V145H44ZM44 147H43V148H44ZM60 147H61V146H60ZM76 147H77V146H76ZM98 147H99V146H98ZM101 147H102V146H101ZM113 147H114V146H113ZM123 147H124V146H123ZM123 147H122V149H123ZM128 147H129V146H128ZM136 147H138V146H136ZM161 147H162V145H161ZM171 147H172V146H171ZM196 147H198V146H196ZM201 147H202V145H201ZM211 147H212V146H211ZM213 147H215V146H213ZM216 147H218V146H216ZM222 147H223V145H222ZM222 147H220V148H222ZM234 147H236V146L234 145ZM239 147H240V145H239ZM239 147H238V148H239ZM247 147H248V144H247ZM258 147H260V146H258ZM5 148H6V147H5ZM25 148H26V145H25ZM27 148H28V147H27ZM37 148H39V147H37ZM48 148H49V147H48ZM63 148H64V147H63ZM85 148H86V146H85ZM88 148H89V146H88ZM91 148H92V147H91ZM91 148H90V149H91ZM126 148H127V147H126ZM139 148H140V147H139ZM181 148H183V147H181ZM185 148H186V147H185ZM229 148L232 149L233 146H232V148H231V147H229ZM243 148H244V147H243ZM250 148H252V147L250 146ZM250 148H249V149H250ZM261 148H263V147H261ZM7 149H9V148H7ZM34 149H35V148H34ZM39 149H40V148H39ZM39 149H38V150H39ZM50 149H51V147H50ZM61 149H62V148H61ZM66 149H67V148H66ZM68 149H69V148H68ZM72 149H73V148H71V150H72ZM78 149H79V146H78ZM78 149H75L74 151H76V150H78ZM97 149H98V148H97ZM103 149H104V148H103ZM103 149H102V150H103ZM107 149H108V148H107ZM112 149H113V148H112ZM122 149L120 148V150H122ZM127 149H128V148H127ZM137 149H138V148H137ZM143 149H142V150H143ZM172 149H173V148H172ZM188 149H189V148H188ZM217 149H218V148H217ZM225 149H226V147H225ZM227 149H228V146H227ZM233 149H234V148H233ZM239 149H240V148H239ZM241 149H242V148H241ZM247 149H248V148H247ZM254 149H255V148H254ZM257 149H258V148H257ZM259 149H260V148H259ZM259 149H258V151H259ZM19 150H20V149H19ZM38 150H37V153H39ZM45 150H46V149H45ZM64 150H65V148H64ZM64 150H63V151H64ZM69 150H70V149H69ZM71 150H70V151H71ZM91 150H94V148L91 149ZM110 150H111V149H110ZM142 150H140V151H142ZM189 150H191V149H189ZM189 150H188V151H189ZM210 150H211V149H210ZM219 150H220V149H219ZM219 150H217V151L219 152ZM263 150H264V149H263ZM17 151H18V149H17ZM42 151H43V150H42ZM46 151H47V150H46ZM67 151H68V150H67ZM67 151H66V152H67ZM70 151H69V152H70ZM79 151H80V150H79ZM104 151H105V150H104ZM125 151H126V150H125ZM135 151H136V150H135ZM135 151H134L133 154L131 155V156L133 157V159H131V160L129 159L128 162H125V163H128V165L125 164V167H126V166L129 167L130 172H128V173H130V174H133L134 171H136L137 168H139V164H140V163H138V162H136V161L134 160L135 157H136V155L138 154V152H135ZM176 151H177V150H176ZM182 151H184V150L182 149ZM198 151H199V150H198ZM200 151H201V150H200ZM200 151H199V152H200ZM221 151H222V150H221ZM221 151H220L219 153H221ZM227 151H229L230 153L233 152V151L231 152L230 150H227ZM236 151L238 152L239 150H237V149L235 150V149H234V152H236ZM240 151H241V150H240ZM242 151H243V149H242ZM260 151H262V150H260ZM47 152H48V151H47ZM50 152H51V151H50ZM54 152H55V151H54ZM91 152H92V151H91ZM113 152H115V151H113ZM120 152H121V151H120ZM130 152H131V151H130ZM143 152H144V151H143ZM143 152H142V153L139 152V154H140V155H143V154H144ZM145 152H146V151H145ZM156 152H157V151H156ZM194 152H196V150H195ZM225 152H226V151L224 150L222 153H225ZM234 152H233V154H232V155H233L232 157H234V154H235ZM237 152H236V154H237ZM252 152H253V150H252ZM263 152H264V151H263ZM2 153H3V152H2ZM9 153H12V149H11V151H10ZM27 153H28V152H27ZM63 153L65 154V151H64ZM93 153H94V152H93ZM116 153H117V151H116ZM116 153H115L114 156H117ZM124 153H125V152H124ZM127 153H128V152H127ZM167 153H168V152H167ZM171 153H172V152H171ZM186 153H187V152H186ZM227 153H228V152H227ZM254 153H255V152H254ZM254 153H253V154H254ZM257 153H258V152H257ZM257 153H256V154H257ZM259 153H260V152H259ZM259 153H258V154H259ZM261 153H262V152H261ZM261 153H260L259 156L262 155ZM12 154H13V153H12ZM42 154H43V153H42ZM47 154H48V153H47ZM50 154H51V153H50ZM60 154H61V153H59V155H60ZM73 154H74V153H73ZM101 154H102V153H101ZM105 154H106V152H105ZM112 154H114V153H112ZM139 154H138V155H139ZM158 154H159V153H158ZM160 154H162V153H160ZM198 154L201 155L200 153H198ZM206 154H207V153H206ZM206 154H205V155H206ZM216 154H218V153L216 152ZM228 154H229V153H228ZM228 154H224V155H227L226 157L229 156L228 158H230V154H229V155H228ZM238 154H239V153H238ZM248 154H250V153H248ZM258 154H257V155H258ZM5 155H6V154H5ZM33 155H34V154H33ZM33 155H32V156H33ZM51 155H52V154H51ZM53 155H54V154H53ZM65 155H66V154H65ZM70 155H71V154H70ZM95 155H96V154H95ZM97 155H98V154H97ZM99 155H100V154H99ZM120 155H122V154H120ZM124 155H125V154H124ZM156 155H157V154H156ZM176 155H177V154H176ZM189 155H190V154H189ZM192 155H193V154H192ZM202 155H203V154H202ZM239 155H240V154H239ZM239 155H238V156H239ZM263 155H264V154H263ZM2 156H3V155H2ZM6 156H7V155H6ZM6 156H5V157H6ZM12 156H13V155H12ZM29 156H30V153H29ZM32 156H31V157H32ZM37 156H38V155H37ZM42 156H43V155H42ZM76 156H77V155H75V157H76ZM127 156H128V154H127ZM144 156H145V155H144ZM153 156H154V155H153ZM162 156H163V155H162ZM167 156H168V155H167ZM186 156H187V155H186ZM203 156H204V155H203ZM203 156H202V158H199L200 156H199V157L197 156V158H199V159H197V160H201V159H203ZM235 156H236V155H235ZM238 156H237V157H238ZM243 156H244V155H243ZM14 157L16 158V156H14ZM25 157H26V155H25ZM43 157H44V156H43ZM54 157H56V156L54 155ZM58 157H59V156H58ZM75 157H73V158H75ZM77 157H78V156H77ZM108 157H109V156H108ZM124 157H125V156H124ZM141 157H142V156H141ZM141 157H139V158H141ZM189 157H190V156H189ZM206 157H207V155H206ZM210 157H211V156H210ZM226 157H225V158H226ZM237 157H236V158H237ZM8 158H9V157H8ZM10 158H11V157H10ZM51 158H52V157H51ZM73 158H72V159H73ZM86 158H88V157H86ZM112 158H113V157H112ZM121 158H122V157H121ZM137 158H138V157H137ZM151 158H153V157H151ZM163 158H164V157H163ZM163 158H162V159H163ZM165 158L168 159L167 157H165ZM165 158H164V160H166ZM174 158H175V157H174ZM176 158H177V157H176ZM178 158H179V157H178ZM178 158H177V159H178ZM180 158H181V157H180ZM180 158H179V159H180ZM208 158H209V157H208ZM215 158H216V157H215ZM222 158H223V157H222ZM239 158H240V157H239ZM242 158H243V157H242ZM257 158H258V157H257ZM259 158H260V157H259ZM26 159H27V158H26ZM62 159H64V158H62ZM82 159H84V158H82ZM89 159H90V158H89ZM89 159L82 160L81 162H79V161H77V159H75V161H77V162H79V163L81 164V165L79 164L80 166H78V167H79V168H78L79 173L77 174L78 176L76 175V178H79V180H83V179H84V180H87V179H86V175H85L87 172H86L85 170H87V169H89V168H92V171H93L94 169H95V170H99V171H103V174H104V175H102V176L100 175L101 178H102V177H103V178H102V179L100 178L101 181L99 180V182H100L101 184H98L99 182L97 183V184H98V185H97V186H98L97 189L99 188V186H100V188L102 187L101 185L103 184V181H104V183H105V180H106L105 177H106V175H112V176H110V178H111V177H115L116 174H117V172L119 171V167L114 166L115 164H113V163H112L113 166H110V167H107V168H106L105 165L103 164L104 167H105V168L103 169L102 164H100V162L97 163V162H95V160H94V161H91V160H89ZM92 159H93V158H92ZM104 159H105V158H104ZM107 159H108V158H107ZM115 159H116V158H115ZM115 159H111V160L113 161V160H115ZM145 159H146V158H145ZM145 159H144V160H145ZM171 159H172V157H171ZM184 159H185V158H184ZM230 159H231V158H230ZM230 159H229V160H230ZM232 159H233V158H232ZM248 159L250 160V158H248ZM1 160H3V158H2ZM14 160H15V159H14ZM50 160H51V159H50ZM79 160H81V159H79ZM127 160H128V159H127ZM164 160H163V161H164ZM185 160H186V159H185ZM191 160H192V159H191ZM191 160L189 161V163L191 162ZM194 160H195V157H194ZM210 160H211V159H210ZM233 160L235 161V159H233ZM3 161H5V160H3ZM7 161H8V160H7ZM30 161H31V158H30ZM55 161H56V160H55ZM68 161H69V159H68ZM101 161H102V160H101ZM117 161H118V160H117ZM145 161H146V160H145ZM148 161H149V159H148ZM153 161H154V160H153ZM156 161H157V160H156ZM156 161H155V162H156ZM168 161H169V160H167V162H168ZM171 161H172V160H171ZM179 161H180V160H179ZM192 161H193V160H192ZM195 161H196V160H195ZM225 161H226V160H225ZM252 161H253V160H252ZM255 161H257V160H255ZM0 162H1V161H0ZM5 162H6V161H5ZM21 162H22V161H21ZM28 162H29V161H28ZM47 162H48V161H47ZM53 162H54V161H53ZM77 162H76V163H77ZM106 162H107V161H106ZM151 162H152V161H151ZM160 162H161V160H160ZM231 162H233V161L231 160ZM235 162H236V161H235ZM262 162H263V161H262ZM19 163H20V162H19ZM19 163H18V161H17V163H15L14 161H12V163L10 162L6 168L0 170V180H1V181H0V183H1V184H0V191H1V192H4V193L7 192V191L10 189V187L12 188V184H15V188H14V189H16V191L19 192V190H17V188H18L19 186L17 187L16 184H17V185H20V188H21V184H24V183H25L26 177H27L28 175H32V177H34L33 182H34L35 184H34V183H33V184H34L35 186H39V185L42 184V182H41L42 179H40V177H39V176H41L42 173H39V172H33V170H32L33 168H30L31 166L28 167V166H27L28 164H27V165H26V164L20 165ZM34 163H35V162H34ZM70 163H71V162H70ZM72 163H73V162H72ZM115 163H116V162H115ZM145 163H146V162H145ZM164 163H165V162H164ZM175 163H177V162H175ZM201 163H202V160H201ZM226 163H227V162H226ZM229 163H230V161H229ZM237 163H239V162L237 161ZM253 163H254V162H253ZM256 163H258V161H257ZM256 163H255V164H256ZM6 164H7V163H6ZM29 164H30V162H29ZM40 164H42V163H40ZM44 164H46V162H44ZM52 164H53V163H52ZM63 164H65V163H63ZM66 164H67V163H66ZM105 164H106V163H105ZM112 164H111V165H112ZM118 164H119V163H118ZM120 164H121V162H120ZM148 164H149V162H148ZM148 164H146L145 166H147ZM150 164H151V163H150ZM154 164H155V163H154ZM160 164H161V163H160ZM202 164H203V163H202ZM240 164H241V163H240ZM243 164H245V163H242V165H243ZM248 164H249V163H248ZM263 164H264V163H263ZM4 165H5V164H4ZM30 165H31V164H30ZM42 165H43V164H42ZM73 165H74V164H73ZM141 165H142V164H141ZM141 165H140V166H141ZM172 165H175V164H172ZM183 165H184V164H183ZM195 165H196V164H195ZM198 165H200V164H198ZM231 165H232V164H231ZM233 165H234V164H233ZM242 165H241L240 169L242 168ZM251 165H252V164H251ZM251 165H250V166H247V165H246V166H247L246 169H247V170H248V169L250 170V169L252 168ZM260 165H261V164H260ZM0 166H1V165H0ZM2 166H3V165H2ZM2 166H1V167H2ZM32 166H33V165H32ZM54 166H55V164H54ZM62 166H64V165H62ZM66 166H67V165H66ZM66 166H64V167H66ZM74 166H76V164H75ZM143 166H144V165H143ZM158 166H159V165H158ZM160 166H161V165H160ZM170 166H171V165H170ZM179 166H180V164H179ZM189 166H190V165H189ZM192 166H193V165H192ZM228 166H229V165H228ZM244 166H245V165H244ZM261 166L264 167V165H261ZM1 167H0V169H1ZM36 167H37V166H35V170H36ZM39 167H40V165H39ZM58 167H59V166H58ZM147 167H148V166H147ZM147 167H146V169H147ZM163 167H164V166H163ZM180 167H181V166H180ZM186 167H187V165H186ZM195 167H197V166H195ZM195 167H194V168H179V169H177L176 172H178L177 174L179 175V177H177V178L180 179L181 177H183V178H181V181H182V179H183V180H184V184H185V182H187V184H189V185H188L189 187H190V181H193V180H194V179L192 180L191 177H193V178H202V179L205 178V180H206L205 182H207V180H210L211 175H212V174L210 175V173L212 172V170H210L211 172L209 173V171H208L206 168H205V169H206L208 172H207L206 170H203V171L198 170L199 168L197 167L198 169H196ZM203 167H204V166H203ZM229 167H230V166H229ZM235 167H236V164H235ZM256 167H257V166H256ZM256 167H254V168L256 169ZM259 167H260V166H259ZM259 167H258V168H259ZM2 168H3V167H2ZM41 168H42V167H41ZM46 168H47V167H46ZM67 168H68V167H67ZM70 168H71V167H70ZM122 168L124 169V167H122ZM140 168H141V169H140ZM140 168H139V169H140L141 171L144 169L143 167H140ZM220 168H221V167H220ZM233 168H234V167H233ZM238 168H239V167H238ZM244 168H245V167H244ZM258 168H257V169H258ZM48 169H50V168H48ZM51 169H52V168H51ZM54 169H55V168H54ZM75 169H76V168H75ZM75 169H74V170H75ZM171 169H172V168H171ZM175 169H176V168H175ZM223 169H224V168H223ZM246 169H244V174H246V173H245V170H246ZM35 170H34V171H35ZM43 170H44V169H43ZM43 170H42L41 172H43ZM55 170H56V169H55ZM55 170H54V171H55ZM71 170H72V169H71ZM95 170H94V171H95ZM121 170H122V169H121ZM124 170H125V169H124ZM140 170H139V171H140ZM149 170H150V169H149ZM168 170H169V169H168ZM221 170H222V169H221ZM236 170H237V169H236ZM247 170H246V172H247ZM249 170H248V171H249ZM253 170H254V169H253ZM16 171H17V172H16ZM38 171H39V170H38ZM44 171H45V170H44ZM51 171H52V170H51ZM63 171H64V169H63ZM69 171H70V169H69ZM69 171H68V172H69ZM94 171H93V172H94ZM141 171H140V172H141ZM170 171H171V170H170ZM240 171H241V170H240ZM262 171H263V170H262ZM49 172H50V171H49ZM60 172H61V171H60ZM60 172H59V173H60ZM68 172H67V173H68ZM70 172H71V171H70ZM76 172H77V171H76ZM85 172H86V173H85ZM88 172H89V171H88ZM143 172H144V171H143ZM147 172H148V170H147ZM216 172H217V171H216ZM237 172H239V171H237ZM251 172H252V171H251ZM251 172H250V173H251ZM257 172H258V171H257ZM43 173H44V172H43ZM55 173H56V172H55ZM118 173H119V172H118ZM124 173H125V172H124ZM172 173H173V172H172ZM172 173H171V174H172ZM174 173H175V172H174ZM174 173H173V174H174ZM213 173H215V171H214ZM240 173L243 174L242 171H241ZM260 173H261V172H260ZM44 174H45V173H44ZM44 174H43V175H44ZM47 174H48V173H47ZM121 174H122V173H121ZM137 174H138V173H137ZM137 174H135V175H137ZM139 174H140V173H139ZM216 174H217V173H216ZM216 174H215V175H216ZM233 174H234V173H233ZM235 174H236V173H235ZM126 175H127V174H126ZM145 175H146V174H145ZM151 175H152V174H151ZM158 175H159V174H158ZM204 175H205V176H204ZM215 175H214L215 179H217V181L219 180L218 182H219L220 184H221L222 182H223V183H224V182H228V181H225V179H227V178L222 177V176L217 177V176H215ZM217 175H218V174H217ZM223 175H225V173H224ZM226 175H227V174H226ZM229 175H230V174H229ZM51 176H54V175H51ZM58 176H59V175H58ZM91 176H92V175H91ZM98 176H99V175H98ZM98 176H97V177H98ZM117 176H118V175H117ZM133 176H134V175H132V177H131V179H130V181H129V182H130L129 185L125 187V188H126L125 191H123L124 189L122 188V186H123L124 184H121L122 186L119 185V184H116L115 187H113V186L111 185L113 188H111L110 191L108 190V193L102 191V192H103V194H102V193H101V190H100V194H102L101 198L103 197V198L105 199V201L107 202V200H109V201L111 200V201H112L113 199L116 200V198H119V199H120V197H121V196H124V195H128V196H129V195H130V196L133 195L132 197H130V199H131V198L135 199L134 194H136V193L139 194V191H140V192H141V194H140L141 196H140V195H138V196H140V198H141V200H140V199H139V200H140V202H141V204H142V205H141L142 208H140V210H137L136 212L133 211V212L131 213L132 217L135 218L136 221H137V219H138V222H140V221H144V220L146 221V223L148 222L147 225H144V226H143V225L141 226V224H140V226L142 227V228H141V227L139 226V228H141L140 230H142V231H144V230L152 231V232H150V233H153V234H159V235H160V234H164V232H167V231H166V229H168L167 225L169 226L170 224H173V223L175 224V223H178V222H180V221H182V222H183V221L188 222V220H189L188 218H192V219L194 220L195 217H191L190 215L193 213L194 215H193V214H192V215L195 216L196 212H197V215H198V212H199L201 209H202V210H201V211H202V212H201L202 214H203L204 212H205V213L207 212V213L205 214L204 217L208 220L209 225H208V223H207V225L204 224L205 227H206V226H209L210 229H211L213 226H216V227H217L216 223H215V225H212V227H210V224H211L212 222H214V218L216 217V215L218 216V214L215 215L214 210H212V209L209 208V207H206L207 209L204 208L205 206H208V205L210 204L209 200H208V203H209V204H207V201H206V202L204 203L205 206H204V204H203V206L201 205L200 207H199V206H192V204L195 205V203H192V204H189V203H188L189 201H193V199H192V197L194 198V193H193V192L196 190V188L198 189V186H197V187L195 186V187H196L195 189L192 187L193 190H194V191L192 190L193 192L191 191V189H190V191H188L189 187L187 186L188 189H187V187H186L187 191L185 192V191H184V188H180V187H182V185H181V181H180L179 179H178V180L180 181V185H181V186L178 187L177 185H179V184H177V185H176L175 183L172 184V185H171V184H168L167 182L164 181L165 179L163 180L161 177H159V178H158V177H154L155 175L153 176V178H154L153 181L151 180L152 182L150 181L149 183H148V181H144V177H145V176H144L143 178H142V177L140 178V177H138V176H137V177H133ZM141 176H142V175H141ZM161 176H162V174H161ZM169 176H170V175H169ZM175 176H177V175H175ZM180 176H181V177H180ZM202 176H203V177H202ZM249 176H250V175H249ZM47 177H48V176H47ZM49 177H50V176H49ZM60 177H61V176H60ZM60 177H59V178H60ZM62 177H63V176H62ZM95 177H96V175L94 176V178H95ZM127 177H129V176H127ZM171 177H172V176H171ZM171 177H170V178H171ZM206 177H208V179H206ZM216 177H217V178H216ZM226 177H227V176H226ZM233 177H234V176H233ZM263 177H264V175H263ZM54 178L56 179V176H55ZM108 178H109V177H108ZM108 178H107V179H108ZM117 178H118V177H117ZM117 178H116V179H117ZM147 178H148V177H147ZM166 178H167V177H166ZM242 178H243V175H242ZM244 178L247 179L248 177H247V178L244 177ZM244 178H243V179H244ZM249 178H250V177H249ZM28 179L30 180V177H28ZM55 179H54V180H55ZM63 179H64V178H63ZM63 179H62V180H63ZM128 179H129V178H128ZM149 179H150V178H149ZM175 179H176V177H175ZM190 179H191V180H190ZM262 179H263V178H262ZM50 180H51V179H50ZM54 180H52V181H54ZM56 180H57V179H56ZM77 180H78V179H77ZM102 180H103V181H102ZM110 180H111V179H110ZM117 180H118V179H117ZM117 180H116V181H117ZM147 180H148V179H147ZM173 180H174V179H173ZM176 180H177V179H176ZM212 180H214V179L212 178ZM212 180H211V181H212ZM233 180H234V179H233ZM253 180H254V179H253ZM257 180H258V178H257ZM260 180H261V179H260ZM260 180H259V181H260ZM75 181H76V180H75ZM87 181H88V180H87ZM87 181H86V182H87ZM113 181H114V180H113ZM125 181H126V179H125ZM202 181H203V180H201V181L199 180V182H202ZM246 181H247V180H246ZM54 182H55V181H54ZM57 182H58V181H57ZM84 182H85V181H84ZM94 182H95V181H94ZM94 182H93V183H94ZM108 182H109V181H108ZM110 182H111V181H110ZM175 182H176V181H175ZM203 182H204V181H203ZM209 182H210V181H209ZM50 183H51V182H50ZM67 183H68V182H67ZM78 183H79V182H78ZM93 183H92V184H93ZM150 183H151V184H150ZM176 183H178V182H176ZM215 183H216V181H215ZM228 183H229V182H228ZM246 183H247V182H246ZM262 183H263V181H262ZM30 184H31V183H30ZM73 184H74V183H73ZM73 184H72V183H71V184L69 183L68 185H72V186H73ZM75 184H77V183H75ZM87 184H88V183H87ZM90 184H91V183H90ZM182 184H183V183H182ZM193 184H194V183H193ZM193 184H192V185H193ZM202 184H203V183H202ZM204 184H205V183H204ZM206 184H209V183L207 182ZM211 184H213V181H212ZM230 184H231V183H229V185H230ZM232 184H233V183H232ZM234 184H235V183H234ZM44 185H45V184L43 183V186H44ZM66 185H67V184H66ZM148 185H149V186H148ZM192 185H191V186H192ZM195 185H196V184H195ZM224 185H225V184H223V186H224ZM227 185H228V184H226V186H227ZM237 185H238V184H237ZM31 186H32V185H31ZM35 186H34V188H35ZM41 186H42V185H41ZM41 186H39V187H41ZM50 186H51V185H50ZM57 186H58V185H57ZM74 186H75V185H74ZM77 186H78V185H77ZM81 186H82V185H81ZM95 186H96V185H95ZM106 186H107V185H106ZM109 186H110V185H109ZM143 186H144V188H142ZM145 186H146V187H145ZM147 186H148V188L151 187V189H149V190L145 189V188H147ZM193 186H194V185H193ZM203 186H206V185H203ZM212 186H214V184H213ZM215 186H216V185H215ZM215 186L213 187L214 190H215ZM226 186H225V187H226ZM262 186H263V185H262ZM13 187H14V186H13ZM16 187H17V188H16ZM39 187H38V188H39ZM55 187H56V186H55ZM67 187H68V186H67ZM79 187H80V185H79ZM82 187H83V186H82ZM93 187H94V186H93ZM183 187H184V186H183ZM199 187H200V186H199ZM201 187H202V185H201ZM207 187H209V185H208ZM231 187H232V188H231ZM231 187H230L231 190L234 189L233 186H231ZM24 188H25V187H24ZM52 188H53V187H52ZM57 188H58V187H57ZM68 188H69V187H68ZM85 188H86V187H85ZM85 188H84V189H85ZM91 188H92V187H91ZM91 188H89V189H91ZM205 188H206V187H205ZM209 188H211V187H209ZM217 188H218V187H217ZM223 188H224V187H223ZM223 188H222V190H223ZM227 188H228V187H227ZM242 188H243V187H242ZM258 188H259V187H258ZM260 188H261V186H260ZM14 189L12 188V191H14V192L16 193V191H15ZM26 189H27V188H26ZM28 189H29V188H28ZM44 189H45V188H44ZM48 189H49V188H48ZM58 189H59V188H58ZM71 189H72V188H71ZM73 189H74V188H73ZM80 189H81V187L78 189V190L81 192ZM97 189H96V190H97ZM104 189H105V188H104ZM109 189H110V188H109ZM207 189H208V188H207ZM207 189H205V190L207 191ZM224 189H225V188H224ZM36 190H38V189H36ZM36 190H35V191H36ZM52 190H53V189H52ZM61 190H62V189H61ZM66 190L68 191V189H66ZM85 190H86V189H85ZM203 190H204V189H203ZM210 190H212V188H211ZM210 190L208 189L209 192H210ZM227 190H228V189H227ZM229 190H230V189H229ZM229 190H228V191H229ZM240 190H241V189H240ZM12 191L9 190L8 194L6 193L7 195H6V194H5V195H6V196L9 195V197H10V194H12V193H10V192H12ZM71 191H72V190H70V192H71ZM82 191H83V190H82ZM89 191H90V190H89ZM89 191H88V189H87V192H89ZM106 191H107V190H106ZM200 191H201V188H200ZM206 191H205V192H206ZM223 191H224V190H223ZM225 191H226V190H225ZM225 191H224V192H225ZM1 192H0V193H1ZM20 192H23V191H20ZM26 192H27V191H26ZM33 192H34V191H33ZM45 192H46V191H45ZM53 192H54V191H53ZM83 192H84V191H83ZM85 192H86V191H85ZM188 192H189V193H188ZM198 192H199V190H198ZM203 192H204V191H203ZM203 192H202V193H203ZM205 192H204L203 194H204V195H205V194L207 195V192H206V193H205ZM215 192H216V190H215ZM237 192H238V191H237ZM246 192H247V191H246ZM259 192H261V191H259ZM15 193L13 194L14 197H15V196H18V198H19L20 195H22L21 193H16V194H15ZM58 193H59V192H58ZM178 193H181V195L184 196V197L182 198V201L187 202V200H189V201L187 202V204H186V203H185V204H186V206H189V207H190V208H189V207H188V208L186 207L187 210L191 213L190 215H189L188 213H184L185 211H184V212H182V211L179 212V211L177 210V208L174 207V206H176V204L173 206L174 209H173V208H171V209L169 208L168 210H165V212H163V213H160L159 211H157V210L155 209V208H156L155 205L158 204V202L160 203V202H162V200L164 201V199H163L164 196H168V195H170L169 197H171V196H176V195H178ZM200 193H201V192H200ZM212 193H214V192L212 191ZM212 193H208V194L210 195V198H211V196H212ZM2 194H3V193H2ZM26 194H27V193H26ZM26 194H24V196H25ZM49 194H50V193H49ZM65 194H66V192H65ZM76 194H77V192H76ZM88 194H89V193H88ZM137 194H136V195H137ZM187 194H188V195H187ZM196 194H197V193H196ZM203 194H202V195L198 194V195L202 196V198H203V196H204ZM218 194H219V191H218ZM218 194H216V195H218ZM230 194H231V193H230ZM230 194H228V196H230ZM236 194H237V193H236ZM236 194H235V196H236ZM239 194H241V193H239ZM244 194H245V193H244ZM0 195H1V194H0ZM27 195H28V194H27ZM59 195H60V193H59ZM94 195H95V194H94ZM136 195H135V196H136ZM209 195H208V197H209ZM216 195L214 196V194H213V196H214L215 198H216ZM222 195H223V194H222ZM231 195H232V194H231ZM233 195H234V194H233ZM237 195H238V194H237ZM6 196H5V197H6ZM11 196H12V195H11ZM22 196H23V195H22ZM28 196H29V195H28ZM76 196H77V195H76ZM98 196H99V193H98ZM182 196H181V197H182ZM189 196L191 197V199H188ZM213 196H212V198H211V199H212V202L214 201V199H213L214 197H213ZM240 196H242V194H241ZM240 196H236V197H239V198H232L233 196H232L231 198H230V197H227V196H226V197L224 196V197L218 198V199H220V204H226V205L228 204L227 206H230L231 204L233 205V204H235V203H237V202H240V205H242L243 203L245 204V207H243V208H245V210H244V212H243V213H245V215H242V212H241V214H240V211H236V212L233 211V213H231V214L229 213V214L231 215V217H230L229 214L227 213L228 216L230 217L229 219L232 218V220H233V219L235 220L233 223H231V221L228 220V219L226 218L228 221H230L229 224L231 223V226H230V225H228V226L233 227V229L231 228L232 230H235L236 228H237V229H240V230H237V233H239V236L242 235V233H243L244 230L246 231V229H247L248 226H250V225L254 226V227L256 228V230H254L256 234L254 235V237H253L251 240H252V242L255 241V245H251V246H255L256 248L260 247L261 250H260V248H258V249H259L262 253H264V211H261V209H260V208H262L261 206H263V204H262V198H264V197H263V194L260 193L255 199H252V200H247V197H243V196L240 198ZM247 196H248V195H247ZM2 197L4 198V196H2V195L0 196V198H1V200H0V205H1L2 202L5 200V199L2 200ZM14 197H13V199H14ZM31 197H32V196H31ZM44 197L46 198V196H44ZM87 197H88V195H87ZM90 197H91V196H90ZM93 197H94V196H93ZM181 197H180V198H181ZM217 197H219V196H217ZM6 198H7V197H6ZM16 198H17V197H16ZM25 198H27V197H25ZM85 198H86V197H85ZM94 198H95V197H94ZM96 198H98V197L96 196ZM121 198H123V197H121ZM186 198H187V200H186ZM195 198H197V197H195ZM200 198H201V197H200ZM204 198L206 199L207 197H204ZM204 198H203V200H204ZM245 198H246V199H245ZM8 199H9V198H8ZM11 199H12V197H11ZM32 199H33V198H32ZM32 199H30V200H32ZM81 199L84 200L83 197H82ZM81 199H80V200H81ZM98 199H99V202H98V203L100 204V200H101V199H100V196H99ZM106 199H107V200H106ZM123 199H124V198H123ZM127 199H128V197H127ZM133 199H132V201H133ZM136 199H137V198H136ZM171 199H172V198H171ZM171 199H169V200H171ZM174 199H175V197H174ZM197 199H198V198H197ZM207 199H208V198H207ZM218 199H217V202H218ZM6 200H7V199H6ZM16 200H17V199H16ZM49 200H50V199H49ZM66 200H67V199H66ZM87 200H88V199L86 198V201H87ZM102 200H103V199H102ZM102 200H101V201H102ZM125 200H126V199H125ZM125 200H124V201H125ZM175 200H176V199H175ZM199 200H200V199H199ZM17 201H18V200H17ZM105 201H104V202L102 201V202L105 203ZM113 201H114V200H113ZM119 201H120V200H119ZM121 201H122V200H121ZM127 201H128V200H127ZM129 201H131V200H129ZM129 201H128V202H129ZM134 201H136V200H134ZM182 201H181V202H182ZM196 201H198V200H194V202H196ZM200 201H201V200H200ZM210 201H211V200H210ZM244 201H245V202H244ZM5 202H6V201H5ZM5 202H4V203H5ZM10 202H11V201H10ZM89 202H90V201H89ZM92 202H93V201H92ZM116 202H117V201H116ZM138 202H139V201H138ZM198 202H199V201H198ZM203 202H204V201H203ZM109 203H110V202H109ZM109 203L107 202L106 204L109 205ZM134 203L136 204L137 202H134ZM134 203H133V204H134ZM213 203H214V202H213ZM10 204H11V203H10ZM12 204H13V203H12ZM49 204H50V203H49ZM49 204H48V205H49ZM90 204H92V203H90ZM110 204H111V203H110ZM112 204H113V203H112ZM128 204H130V203H128ZM128 204L126 203V205H128ZM164 204H165V203H164ZM171 204H173V203H171ZM179 204H180V202H179ZM182 204H183V203H182ZM182 204H181V205H182ZM196 204H197V202H196ZM200 204H201V202H200ZM200 204H198V205H200ZM218 204H219V202H218ZM220 204H219V205H220ZM4 205H5V204H4ZM101 205H102V204H101ZM160 205H161V204H160ZM162 205H163V202H162ZM216 205H217V204H216ZM232 205H231V206H232ZM2 206H3V205H1L0 207L2 208ZM102 206H103V205H102ZM104 206H106V205H104ZM111 206H112V205H111ZM128 206H129V205H128ZM156 206H157V205H156ZM164 206H165V205H164ZM209 206H212V205H209ZM213 206H214V204H213ZM223 206H224V205L221 206V208H220L221 210L223 209V208H222ZM233 206H234V205H233ZM233 206H232V207H233ZM235 206H236V204H235ZM237 206H239V203H238ZM243 206H244V205H243ZM9 207H10V206H9ZM51 207H52V206H50V208H51ZM114 207H115V206H114ZM126 207H127V206H126ZM154 207H155V208H154ZM158 207H159V205L157 206V209H158ZM161 207H162V206H161ZM171 207H172V206H171ZM176 207H178V206H176ZM218 207H219V206H218ZM1 208H0V209H1ZM55 208H56V206H55ZM104 208H105V207H104ZM124 208H125V207H124ZM186 208L184 207L185 210H186ZM203 208H204V210H203ZM52 209H54V207H53ZM63 209H64V208H63ZM110 209H111V208H110ZM116 209H117V208H116ZM164 209H165V208H164ZM175 209H176V210H175ZM182 209H183V208H182ZM184 209H183V210H184ZM216 209H217V208H216ZM220 209H218V211H220ZM229 209H230V208H229ZM236 209H237V208H236ZM61 210H62V209H61ZM112 210H115V209H112ZM112 210H111V211H112ZM119 210H120V209H119ZM119 210H118V211H119ZM123 210H124V209H123ZM158 210H160V209H158ZM161 210H162V209H161ZM187 210H186V211H187ZM231 210H232V209H231ZM238 210H239V209H238ZM262 210H263V209H262ZM0 211H1V210H0ZM63 211H64V210H63ZM121 211H122V210H121ZM129 211H130V210H128V209L125 210V212H129ZM188 211H187V212H188ZM56 212H57V210H56ZM60 212H62V211H60ZM96 212H97V211H96ZM119 212H120V211H119ZM122 212H123V211H122ZM130 212H131V211H130ZM130 212H129V213H130ZM215 212H216V211H215ZM223 212H225V211L223 210ZM230 212H231V211H230ZM2 213H3V212H2ZM2 213H1V214H2ZM57 213H58V212H57ZM90 213H91V212H90ZM94 213H95V212H94ZM97 213H98V212H97ZM111 213L113 214V212H111ZM111 213H110V214H111ZM216 213H220V212H216ZM221 213H222V212H221ZM10 214H11V213H10ZM61 214H62V213H61ZM86 214H87V213H86ZM99 214H100V212H99ZM110 214H109V215H110ZM118 214H119V213H118ZM123 214H124V213H123ZM185 214L189 216L188 218H187V216H186L187 219L184 218V216H183V215H185ZM227 214H226V215H227ZM11 215H12V214H11ZM62 215H63V214H62ZM95 215H96V214H95ZM95 215H94V216H95ZM97 215H98V214H97ZM119 215H120V214H119ZM131 215L129 214V220L131 219V221H133V219L130 217ZM197 215H196V216H197ZM200 215H201V214L199 213L198 216H200ZM221 215H222V214H221ZM221 215L218 216L219 219L217 218L219 221L221 220V219H220V216H221ZM0 216H2V215H0ZM87 216H88V215H87ZM87 216H86V217H87ZM90 216H91V215H90ZM99 216H100V215H99ZM99 216H98V217H99ZM124 216H125V215H124ZM224 216H225V215H224ZM244 216H245V217H244ZM252 216H253V217H252ZM22 217H23V216H22ZM56 217H57V216H56ZM60 217H61V216H60ZM62 217H63V216H62ZM1 218H2V217H1ZM57 218H59V217H57ZM201 218H202V217H201ZM241 218H243V219L246 218L245 221L242 219V220L244 221V223L242 222L243 225H241V224L237 221V220H241ZM7 219H8V217L6 218V220H7ZM22 219H23V218H22ZM47 219H48V218H47ZM91 219H92V222H93V221H95V220H93V219H96V217L93 218V216H92ZM148 219H149V220H148ZM199 219H200V218H199ZM217 219H216V220H217ZM2 220L4 221L5 218H4V219H1V220H0V223L2 222ZM6 220H5V221H6ZM20 220H21V219H20ZM20 220H19V221H20ZM23 220H24L23 223H24V224H27L28 219H27V218H24ZM54 220H55V219H54ZM62 220H63V219H62ZM85 220H88V219H86L85 216H83V214H81V213L78 214V213H77V214L75 215V217H74L72 220H70L69 223H68V222H65V221H67V220L62 221V222H61V221H58L57 223H54V224H53L54 226H53L52 228H53V230L56 229V230H61V232L64 231V232H67V233H68V232H70V231L79 230V229L81 228L80 226H82V225L85 223ZM193 220H192V221H193ZM227 220H226V221H227ZM7 221L9 222L10 220L8 219ZM88 221H89V220H88ZM98 221H99V219H98ZM124 221H125V220H124ZM190 221H191V219H190ZM190 221H189V222H190ZM196 221H197V220H196ZM196 221L190 222V223L192 224L191 227H193V223H194V222H195V225L198 224V221H197V224H196ZM14 222H15V221H14ZM14 222H13V223H14ZM25 222H26V223H25ZM48 222H50V221H48ZM89 222H90V221H89ZM125 222H126V221H125ZM125 222H124L123 224H125ZM134 222H135V221H134ZM134 222L131 223V224H136V223H137V225H139L138 222H135V223H134ZM150 222H153V223L149 224ZM201 222H202V221H201ZM4 223H6V222H4ZM18 223H19V222H18ZM94 223H95V222H94ZM128 223H130V222H128ZM155 223H156V224H155ZM162 223H163V224H162ZM199 223H200V222H199ZM19 224H20V223H19ZM87 224H88V223H87ZM120 224H121V223H120ZM142 224H143V223H142ZM160 224H161V226L159 227V229L161 228V231H156L155 228L157 227V225H160ZM174 224H173V225H174ZM224 224L226 225V223H224ZM227 224H228V223H227ZM238 224L241 225V226H240V227H236ZM27 225H28V224H27ZM121 225H122V224H121ZM137 225H136V226H137ZM155 225H156V227H155ZM163 225H164V227H163ZM178 225H179V224H178ZM204 225H203V226H204ZM218 225H219V224H218ZM239 225H238V226H239ZM9 226H10V225H9ZM13 226H14V225H13ZM13 226H12V227H13ZM17 226H18V225H17ZM49 226H50V225H49ZM83 226H84V225H83ZM116 226H117V225H116ZM127 226H128V224H127ZM130 226H131V225H130ZM174 226H176V225H174ZM184 226H185V225H184ZM187 226H188V225H187ZM200 226H201V223H200ZM228 226H226V227H228ZM12 227H9V228H10L9 230H11ZM134 227H135V225H134ZM134 227H133V228H134ZM166 227H167V228H166ZM170 227L172 228V225H171ZM170 227H169V229H170ZM191 227H190V228H191ZM198 227H199V226H197V228H198ZM201 227H202V226H201ZM218 227H219V226H218ZM254 227H253V229H254ZM3 228H4V227H3ZM6 228H7V227H6ZM17 228H18V227H17ZM19 228H20V227H19ZM52 228H51V230H49V231L46 232V235H47V238H48V239H50V238H52V237L54 238V235H53V234H54L55 232L53 233ZM83 228H84V227H83ZM123 228H124V227H123ZM129 228H130V227H129ZM131 228H132V226H131ZM135 228H136V227H135ZM157 228H158V227H157ZM194 228H195V227H194ZM194 228H193V229H194ZM199 228H200V227H199ZM223 228H224V227H223ZM4 229H5V228H4ZM84 229L86 230L85 232H87V234H90L89 227H88V228H84ZM84 229H83V230H84ZM125 229H126V227L124 228V230H125ZM127 229H128V227H127ZM137 229H138V228H137ZM159 229H158V230H159ZM174 229H175V228H174ZM213 229H214V227H213ZM217 229H218V228H217ZM220 229H221V228H220ZM228 229H229V228H228ZM231 229H230V230H231ZM251 229H252V228H251ZM6 230H8V229H6ZM21 230H22V229H21ZM23 230H24V229H23ZM43 230H44V229H43ZM43 230H42V231H43ZM121 230H122V229H121ZM129 230H130V229H128V231H129ZM131 230H132V229H131ZM135 230H136V229H135ZM182 230H183V228H182ZM197 230H198V229H197ZM199 230L201 231L202 228L199 229ZM203 230H204V229H203ZM208 230H209V229H207V232L210 231V230H209V231H208ZM215 230H216V228H215ZM2 231H3V230H2ZM2 231H0V232H1V233H4V232H2ZM11 231H12V230H11ZM16 231H18V230H16ZM117 231H118V230H117ZM126 231H127V230H126ZM137 231H138V230H137ZM153 231H154V232H153ZM185 231H186V230H185ZM187 231H188V230H187ZM187 231H186V233H187ZM204 231H206V229H205ZM228 231H229V230H228ZM235 231H236V230H235ZM245 231H244V232H245ZM5 232H6V231H5ZM64 232H63V233H64ZM77 232H78V231H77ZM175 232H176V231H175ZM183 232H184V231H183ZM202 232H203V231H202ZM210 232H211V231H210ZM219 232H221V231H219ZM226 232H227V231H226ZM226 232L224 231V233H226ZM229 232H230V231H229ZM246 232H247V231H246ZM1 233H0V239L2 238L1 235H3V234H1ZM13 233H14V232H13ZM22 233H23V232H22ZM43 233H44V232H43ZM43 233H42V234H43ZM73 233H74V232H73ZM82 233H83V232H82ZM82 233H81V234H82ZM119 233H120V232H119ZM121 233H123V232H121ZM134 233H135V232H134ZM145 233H146V232H145ZM167 233H168V232H167ZM170 233H171V232L169 231L168 234H170ZM189 233H191V232H189ZM189 233H188V234H189ZM215 233H216V232H215ZM224 233H222V234H224ZM234 233H235V232H234ZM237 233H236V234H237ZM250 233H251V232H250ZM252 233H253V232H252ZM6 234H7V233H6ZM10 234H11V233H10ZM38 234H39V233H38ZM64 234H65V233H64ZM70 234H71V233H70ZM78 234H79V233H78ZM78 234H76V235L78 236ZM140 234H142V233H140ZM176 234H177V233H176ZM253 234H254V233H253ZM253 234H252V235H253ZM39 235H40V234H39ZM72 235H73V234H72ZM82 235H83V234H82ZM132 235H133V234H132ZM147 235H148V234H147ZM170 235H171V234H170ZM170 235H169V237H170ZM174 235H175V234H174ZM183 235H184V234H183ZM225 235H226V234H225ZM233 235H235V234H233ZM244 235H245V234H244ZM4 236H7V235H4ZM10 236H11V235H10ZM15 236H16V235H15ZM42 236H43V235H42ZM60 236H61V233H60ZM60 236H59L58 239H60ZM65 236H66V235H65ZM73 236H74V235H73ZM79 236H80V235H79ZM160 236H162V235H160ZM160 236H159V237H160ZM175 236H176L175 239H177L176 241H178V243H179L180 240H181L182 238H181V239L178 238V235H175ZM212 236H213V235H212ZM223 236H224V235H223ZM242 236H243V235H242ZM68 237H69V236H68ZM71 237H72V236H71ZM145 237H146V236H145ZM147 237H148V236H147ZM149 237H150V236H149ZM166 237H167V236H166ZM184 237H185V236H184ZM215 237H216V236H215ZM225 237H226V236H225ZM235 237H236V235H235ZM235 237H234V239H235L234 241H236V240H238V239L240 238V237H239L238 239H236ZM249 237H251V236H249ZM3 238H4V237H3ZM3 238H2V239H3ZM5 238H6V237H5ZM16 238L18 239L17 236H16ZM20 238H21V237H20ZM41 238H42V237H41ZM45 238H46V237H45ZM61 238H62V237H61ZM69 238H70V237H69ZM72 238H73V237H72ZM74 238H75V237H74ZM76 238H77V237H76ZM76 238H75V239H76ZM78 238H79V237H78ZM84 238H85V237H84ZM162 238H163V237H162ZM213 238H214V237H213ZM228 238H229V237H227L226 239H228ZM230 238H231V240H232L233 236H231ZM244 238H245V237H244ZM9 239H10V238H9ZM13 239H15V238H13ZM23 239H24V238H23ZM56 239H57V238H56ZM66 239H67V238H66ZM165 239H166V238H165ZM187 239H188V238H187ZM6 240H7V239H6ZM20 240H21V239H20ZM26 240H28V239H26ZM29 240H30V239H29ZM64 240H65V239H64ZM73 240H74V239H73ZM78 240H80V239H78ZM84 240H85V239H84ZM169 240H170V239H169ZM213 240H214V239H213ZM215 240H216V239H215ZM242 240H243V239H242ZM247 240H248V239H247ZM18 241H19V240H18ZM24 241H25V240H24ZM45 241H46V240H45ZM75 241H76V240H75ZM220 241H221V240H220ZM223 241H224V240H223ZM243 241H244V240H243ZM249 241H250V240H249ZM1 242H3V241H1ZM25 242H26V241H25ZM29 242H30V241H29ZM40 242H41V241H40ZM61 242H62V240H61ZM80 242H81V241H80ZM80 242H79V244H80ZM170 242H171V241H170ZM226 242H227V240H226ZM13 243H14V242H13ZM15 243H16V241H15ZM20 243H21V242H20ZM41 243H42V242H41ZM56 243H57V242H56ZM62 243H63V242H62ZM72 243H73V242H72ZM76 243L78 244V241H77ZM146 243H147V242H146ZM173 243H174V241H173ZM176 243H177V242H176ZM176 243H175V244H176ZM224 243H225V242H224ZM249 243H250V242H249ZM22 244H23V242H22ZM44 244H45V243H44ZM46 244H47V243H46ZM54 244H55V243H54ZM59 244H60V243H59ZM97 244H98V243H97ZM153 244H154V243H153ZM156 244H157V243H156ZM187 244H188V240H187ZM242 244H243V243H242ZM250 244H251V243H250ZM250 244H249V245H250ZM25 245H26V244H25ZM25 245H24V246H25ZM40 245H41V244H40ZM60 245H61V244H60ZM64 245H65V244H64ZM64 245H63V247H64ZM74 245H75V244H74ZM88 245H89V251H90V250L92 251V249H95V248H96V244H94V243H91V242H90V244H88ZM151 245H152V244H151ZM215 245H216V244H215ZM229 245H230V244H229ZM231 245H233V244H231ZM238 245H239V244H238ZM27 246H28V245H27ZM71 246H72V245H71ZM97 246H98V245H97ZM185 246H186V245H185ZM203 246H204V245H203ZM203 246H202V248H203ZM211 246H212V245L205 244V247L207 248V250H208L209 248H210V250H211V248H212ZM217 246H219V245H217ZM220 246H221V245H220ZM224 246H225V245H224ZM235 246H236V245H235ZM244 246H245V245H244ZM246 246H247V245H246ZM251 246H250V247H251ZM257 246H258V247H257ZM5 247H6V246H5ZM10 247H11V246H10ZM69 247H70V246H69ZM79 247H80V246H79ZM98 247L100 248V246H98ZM106 247H107V246H106ZM147 247H148V246H146V248H147ZM163 247H164V246H163ZM167 247H168V246H167ZM173 247H176V246H173ZM227 247H228V246H227ZM240 247H241V246H240ZM1 248H2V246H1ZM72 248H74V247H72ZM81 248H82V247H81ZM112 248H113V247H112ZM115 248H116V247H115ZM149 248H150V246H149ZM206 248H205V249H206ZM222 248H223V247H222ZM6 249H7V248H6ZM11 249H12V248H11ZM40 249H41V248H40ZM44 249H45V248H44ZM87 249H88V248H87ZM105 249H106V248H105ZM105 249H104V251L102 252V249L100 248V252H99L98 254H101V252H102V255H103V254L106 255L108 251H105ZM155 249H156V248H155ZM168 249H169V248H168ZM168 249H167V250H168ZM252 249H253V248H252ZM0 250H1V249H0ZM8 250H9V249H7V251H8ZM46 250H47V249H46ZM74 250H75V248H74ZM74 250H73V252H74ZM96 250L98 251V249H96ZM96 250H95V251H96ZM106 250H109V251H110V249H108V248H107ZM117 250H118V249H117ZM149 250H150V249H149ZM152 250H153V249H152ZM219 250H220V248H219ZM221 250H222V249H221ZM233 250H234V249H233ZM249 250H250V251H253L254 249H253V250L249 249ZM259 250H257V251H259ZM38 251H39V250H38ZM95 251H93V252H95ZM111 251H112V250H111ZM157 251H158V250H157ZM225 251H226V250H225ZM242 251H243V250H242ZM255 251H256V250H255ZM2 252H3V251H2ZM5 252H6V251H5ZM79 252H80V251H79ZM113 252H115V251H113ZM144 252H145V251H144ZM150 252H151V250H150ZM150 252H149V253H150ZM158 252H159V251H158ZM209 252H210V251H209ZM214 252H215V251H214ZM246 252H247V251H246ZM246 252H245V253H246ZM83 253H84V252H83ZM86 253H87V252H86ZM105 253H106V254H105ZM110 253H111V252H110ZM155 253H156V252H155ZM155 253H152V254H155ZM163 253H164V252H163ZM228 253H229V252H228ZM228 253H227V254H228ZM230 253H231V252H230ZM234 253H235V252H234ZM251 253H252V252H251ZM259 253H260V252H259ZM4 254H5V253H4ZM67 254H69V253H67ZM88 254H89V253H88ZM96 254H97V252H96ZM98 254H97V255H98ZM114 254H115V253H114ZM114 254H113V255H114ZM160 254H161V253H160ZM160 254H159V255H160ZM193 254H194V253H193ZM221 254H222V253H221ZM221 254L216 255L217 259L221 260V259L225 258V257H223L224 254H223V255H221ZM255 254L260 256V254H258V253H255ZM41 255H42V254H41ZM54 255H56V254H54ZM83 255H84V254H83ZM147 255H149V254H147ZM230 255H231V254H230ZM232 255H233V254H232ZM241 255H242V254H241ZM263 255H264V254H263ZM80 256H81V255H80ZM80 256H79V257H80ZM95 256H96V255H95ZM100 256H101V255H100ZM115 256H116V255H115ZM157 256H158V255H157ZM235 256H236V254H235ZM248 256H250V255H248ZM37 257H39V256H37ZM66 257H67V256H65V258H66ZM69 257H71V256H69ZM77 257H78V255H77ZM96 257H97V256H96ZM116 257H117V256H116ZM261 257H262V256H261ZM34 258H35V257H34ZM39 258H40V257H39ZM83 258H84V257H83ZM98 258H99V257H98ZM106 258H107V256H106ZM106 258H104V260H105ZM156 258H157V257H156ZM232 258H233V257H232ZM232 258H231V259H232ZM252 258H253V257H252ZM37 259H38V258H37ZM51 259H52V258H51ZM53 259H54V258H53ZM55 259H56V258H55ZM71 259H72V258H71ZM75 259H76V258H75ZM75 259H74V261H76ZM81 259H82V257H81ZM213 259H214V258H213ZM244 259H246V258H244ZM248 259H249V258H248ZM34 260H35V259H34ZM34 260H33V261H34ZM39 260H40V259H39ZM39 260H38V261H39ZM60 260H61V259H60ZM77 260H78V259H77ZM84 260H85V259H84ZM87 260H88V259H87ZM97 260H98V259H97ZM106 260H107V259H106ZM226 260H227V259H226ZM235 260H236V259H235ZM237 260H238V259H237ZM240 260H241V259H240ZM240 260H238V261L240 262ZM252 260H254V259H252ZM260 260H261V259H260ZM50 261H51V260H50ZM50 261H49V262H50ZM63 261H64V260H63ZM65 261H67V260L65 259ZM70 261H71V260H70ZM117 261H118V260H117ZM119 261H120V260H119ZM217 261H218V260H217ZM249 261H250V260H249ZM34 262H35V261H34ZM34 262H33V263H34ZM45 262H47V260H46ZM72 262H73V261H72ZM80 262H81V260H80ZM99 262H100V261H99ZM107 262H108V261H107ZM107 262H105V263H107ZM235 262H236V261H235ZM247 262H248V261H247ZM255 262H256V261H255ZM62 263H63V262L60 263V261H57V259H56V260L51 261L49 264H62ZM77 263H78V261H77ZM105 263H104V264H105ZM117 263H118V262H117ZM117 263H116V264H117ZM227 263H228V262H227ZM250 263H251V262H250ZM27 264H28V263H27ZM34 264H35V263H34ZM40 264H41V263H40ZM44 264H45V263H44ZM47 264H48V263H47ZM64 264H67V262H65ZM68 264H69V263H68ZM73 264H74V263H73ZM113 264H114V263H113ZM133 264H134V263H133ZM135 264H136V263H135ZM137 264H138V263H137ZM222 264H223V263H222ZM243 264H244V263H243ZM246 264H247V263H246Z\"/></svg>",
    "mask_w": 264,
    "mask_h": 264
}]
</instances>
